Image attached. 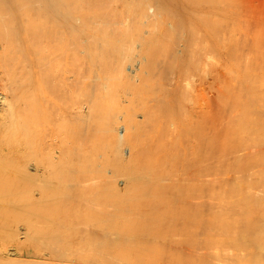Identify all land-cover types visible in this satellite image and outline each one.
Masks as SVG:
<instances>
[{
  "label": "bare ground",
  "instance_id": "1",
  "mask_svg": "<svg viewBox=\"0 0 264 264\" xmlns=\"http://www.w3.org/2000/svg\"><path fill=\"white\" fill-rule=\"evenodd\" d=\"M215 0H0V108H1V101H2V103H4V106H2L3 108L1 109V112H0V205H2V206H4V209L6 210V206H9L10 207V209H11V211L9 210V208H7L8 210H9V212H6L7 214L9 213L10 214V212H14V213H12V214H18V216H20L19 218H18V216H17V214L16 215H13V221H14V219L17 221L16 223L14 222V225H15V228H16V224L18 225V223H20L21 221H23V225H27L26 227L27 228H25V229H27V230H29L30 231V229L32 228V230H33V227H34V229H36V231L37 232H39V233H36L35 234V232L36 231H34V232H31V234L29 233V231H27V230H25L26 231V233L28 232V234L29 235H27V234H25V233H23V234H25L24 236H25V238H24V240L25 239H27V241H28V239H30L34 234V237L35 236H38V238L36 239V238H31L32 240L31 241H35V240H40L41 241V243L39 242V241H35V242H38L37 243V246L39 247L40 245H42V247H43V249H46L47 247V249H48V251L47 252H45L46 250H44L43 252H39L38 251V248H37V246H33V245H26V247H24L23 245H20L19 243H22V242H24V240L23 241H21V239L20 238H18V239H20L19 241H21V242H19L18 241V244H17V246H16V248H17V250L20 252V253H23L24 254V256L25 255H28V257L29 256H31V257H35V259H23L22 258V260L19 258V259H17L16 257V259L14 258V259H12L10 256L12 255V253H10L9 254V252H7L5 255L6 256H2V254H1V257L0 258H6V257H8V259H10V260H8L7 258H6V261H8V264H130V256H129V253H131V255H133L134 253V255H135V257L134 258H136V253L138 254L139 253V250L137 251L136 249H138L139 247L140 248H142V246L140 245L139 247L138 246H136L137 244H139L138 242H139V239L138 238H141V236H143V237H145V238H143V239H145V240H147V238H149V240H147L146 241V243L148 244H146V243H143V240L142 241H140V244H142V245H144V248H142V249H144V250H142L141 249V251H143V252H145V250H146V252L144 253L145 255H143V254H141V253H139L140 255H143L144 257L146 256V254H147V252H149L150 254V257H151V261H152V255L154 256V254H155V250H157V249H155V246L154 245H156V243L157 244H159L158 242H160V241H158V240H156L157 238H154V240H153V235H152V239H150V237L151 236H149L151 233H152V230H150V232H149V228L151 229V228H153V226H147L146 224H144V223H146V221L148 220L147 218L149 217V216H151L152 214L154 215V213L155 212H159V211H155L156 209H158V210H160V208L162 207L161 205H163V201H161V200H158V198L160 199L162 196H163V194L161 193V194H159L160 193V191L161 192H164V191H162V190H160V188H159V190H158V192H157V194L160 196V195H162L161 197H159V196H157V200L156 199H154V198H156V194H155V196H154V193H152L151 191L153 190L151 187H152V184H153V182H155L154 180V178H156V180H157V177H152V175L154 174H156V173H153L154 172V167L156 166V164L157 165H159L160 163H159V161L161 162V160L159 159L160 158V155H159V157H158V162L155 164L154 162H150V165L152 164V171L153 172H151V167L148 169L147 168V170H146V167L148 166L147 164H146V166H145V168L144 167H142L140 164H137V161L138 160H140V159H143L144 161H145V159H144V157H146V155H148V154H146L145 152H143V151H140L139 149V151L137 150V152H138V156H140L139 155V153L141 154H144L143 156H142V158L140 157H136V156H132L133 155V152H134V149H133V152H132V150H130L131 152H132V154L130 155V156H132V157H130V158H128V156H127V158L126 157H124L125 155H128V153L126 154V153H124V156H123V153L122 152H125V151H122V150H124V149H126V148H124V149H122L121 150V147L123 148V146H122V142L121 141H123L124 142V140H122V137L121 136H119V133L117 134V132H120V135H122L123 137H125V139L128 141V142H126V143H128V146H129V144L130 143H132V139H134V137L133 136H137L135 139H139L140 137H138L139 135H137L139 132L142 134V135H144V131L142 132V131H140V129L141 128H143V129H145V128H147V129H150V128H148V127H146V125H149L148 123L149 122H153V123H151V126H153L154 127V121L155 120H157L156 118V116H157V114L158 113H153L152 111V115H151V113H149L150 112V107H152L153 105H161V103H158L157 104V99H156V101H154V97H153V95H152V91H154V93L156 92L155 90H157V88H156V86L155 85H153L152 86V84H153V82H152V84H151V81L149 82V77H148V71L151 73V66H152V63H151V58L154 56H156V55H158V54H156L157 53V51H158V48L160 47H162L163 49L164 48H166V46H168L167 48H170V46H172L171 45V43H173V41H176L175 39H177V41L179 40L180 42L182 41V45L180 46V48H179V50H177V49H175V48H177L176 46H178V45H173L174 46V48H173V50H175L176 51V53L178 54H175L174 52L175 51H172L173 52V54H175L176 56H177V58L175 59L174 57H171V58H174L175 60H177V59H180V57H179V54H184V55H186V56H191V58H193L192 56H194L195 54V58H194V60L195 61H193L194 63H197V58H198V53H199V49H201V48H198V46L199 47H201V46H203L202 47V49H204V52H205V49L207 48V50H206V54H207V52H211V54H209V55H212V52H213V54L215 55V53H219V52H217L216 51V49H214L215 47L214 46H212L211 44L212 43H210L211 42V39H212V36L215 34V35H218V34H220V36H222V40L224 41L225 40V43L226 44H229V43H227L228 41V39L229 38H227V36L225 37L224 35H228L229 33H231L232 31H235V30H231V32H230V28L229 27H231V26H229V27H227V29L229 30V32H228V30L227 29H225L226 30V32H228V33H226V34H224V27L226 28V25L225 24H223V28H222V22H224V20H221V19H219V20H216V21H219L220 22V25H221V27L219 26V23H217L215 20H213L212 18H213V16H212V14H213V12H214V8H213V3L215 4V2H214ZM217 1V0H216ZM219 2H222V1H224V0H218ZM237 0H235V2H234V4H237L239 1L241 2V0H239V1H237ZM245 1V0H244ZM256 1H259V3L261 4L262 3V6L264 7V0H256ZM226 2H227V0H226ZM225 1H224V3H226ZM232 2V4L230 3V5H232V7H234L235 5L233 4V1H231ZM240 2L238 3L239 4V6L242 4V2H241V4H240ZM42 3V4H41ZM228 3H229V1H228ZM227 3V4H228ZM247 2H243V4H246ZM223 4V3H222ZM227 4H224L225 6L227 5ZM247 4H249V3H247ZM219 5H221V4H219ZM218 5V6H219ZM229 5V4H228ZM227 5V6H228ZM250 5V4H249ZM249 5H248V7H249ZM222 6V5H221ZM238 7V6H237ZM236 7V8H237ZM241 7L244 9V8H246V6L245 7H243V5H241ZM242 8H239V10H241ZM251 8V7H250ZM250 8H246L247 9V11L246 10H244L245 11V13L248 15L249 13H250V15H252L251 13H252V8L250 9ZM216 9V11L218 10L219 11V9L221 10V8H215ZM248 9H249V13H248ZM229 10V9H228ZM252 10V11H251ZM257 10V9H256ZM223 12H224V10H222ZM222 11L220 12V13H222ZM233 11V10H232ZM251 11V12H250ZM225 12H227V11H225ZM225 12L223 13V14H225ZM234 13H236L235 11H233ZM243 12V11H242ZM260 12V11H259ZM229 13V12H228ZM230 15V14H229ZM231 15H233V14H231ZM230 15V16H231ZM249 15V16H250ZM254 15V14H253ZM252 15V16H253ZM257 15H258V13H257ZM257 15H255V16H257ZM218 16V15H217ZM226 16V15H225ZM233 16H236V15H233ZM238 16V15H237ZM255 16H254V18H255ZM215 17H216V15H215ZM221 16H219V18H220ZM224 17V16H223ZM258 18H256V20L259 22H257V23H255V21H254V23L252 22V24H255L254 26L250 23V21L248 20V19H243L244 21H245V23L246 22H248L249 24H251V26H253L254 28V32H252V35H251V40L250 41H247V40H249L250 38V36H248V39H245V36H244V39L243 38H241V37H237V35L239 34V33H241L242 31L241 30H243V28H244V26L245 27H247L246 29L244 28V30H249V28L248 27H251L250 25H248L247 23H246V25H245V23H244V21L241 23V25H243L242 26V29L240 30L239 29V26L238 25H236V24H234L235 22H233V24L234 25H232L233 27L235 26L236 28H237V26H238V30L237 31H235V34L236 33H238L237 35H236V38H231L232 37V35L234 34H232V35H228V37L229 36H231L230 37V39H233V40H230V41H233V42H231V44L230 45H228V46H230V49H231V51L232 52H230V51H228V54L231 56L232 54H238L240 51L242 52L243 50L245 51V49H247V47H248V50H249V45H252V47H253V49H252V53H254V55L256 54V56H257V59H260V61L259 60H256L257 62H254V65L257 67V66H259V69L261 70V69H263L264 68V10L259 14V16H257ZM217 18V17H216ZM222 18V17H221ZM228 18V17H227ZM233 18V17H232ZM232 18L230 19L231 21H232ZM240 16L238 17V19L240 20ZM215 19V18H214ZM236 19H234V21H235ZM229 21V20H228ZM214 22L215 23H217V26H214ZM225 22L226 23H229V22H227V20L225 19ZM240 23V22H239ZM232 24V23H231ZM258 25V27H256L257 29H255V26H257ZM260 24L262 25L261 27H259L260 26ZM228 26V25H227ZM232 27V28H233ZM234 27V28H235ZM240 28H241V26H240ZM260 28V29H259ZM223 29V30H222ZM252 29V28H251ZM222 30V31H221ZM247 30V31H248ZM258 30V32L256 33V31ZM243 32V35H244V33H249V32ZM252 31V30H251ZM223 33V34H222ZM254 33H256L255 35H254V41L252 40V36H253V34ZM222 34V35H221ZM235 34H234V36L233 37H235ZM251 34V33H250ZM247 35H249V34H247ZM214 37H216V36H214ZM214 37H213V39H214ZM247 37V36H246ZM178 38H180V39H178ZM217 38V37H216ZM224 38V39H223ZM225 38H227V40L225 39ZM136 41V40H141L145 45H144V47L146 48H144L145 50L144 51H142L143 53H141V54H143L142 56L144 57H142V59H138L137 57L139 56V55H137V57L135 56V58H136V60H139L138 61V64L136 63V64H134V63H132L133 61H130L131 63L130 64H126V66H124V71L122 70L121 72H124L125 73V71H127V75H128V73L130 74V71L131 72H134L135 73V75L137 74V76L140 74L141 75V80L144 82V86H146L145 84H148V82H149V89L150 90H152L153 88L155 89H153L151 92L148 90V92H150V95H152V100H153V102L152 101H149L150 99H151V97L149 96V97H146V93H147V91H145V92H143V91H140V92H137L136 94L137 95H142L141 94V92L142 93H144L145 94V96H144V94L142 95L143 97H139V98H135V99H141L142 98V102L143 103H140V101L138 100L137 102L138 103H140L141 105H143V107H144V110L143 109H137V111H139V113H141V110H143V113H141V121L139 120V119H137V117H134V115H132V112L133 113H135V111H132V110H134V108L133 109H131L132 107H130V114L128 113V115L126 114V112L125 111H123V109L121 110V111H123V113H121L122 115L123 114H126L127 116H126V118H125V122H126V125H125V123H122V124H120V126H121V128H119L120 126L118 125V126H116L117 124H119V123H121V122H119L118 121V119L116 120L114 117V115H117L116 117L118 118V111L114 114V113H112V115L113 116H111L112 118L110 119L111 121H112V123H110L109 125H110V128H106V129H111L108 133H109V135L112 133L111 131H115L116 133H114L113 132V134L115 135L116 134V136H113V138L114 137H116L117 138V140H116V142H114V144H112L111 143V145H113V146H111L110 144H109V142L111 141V135L109 136L110 137V140H109V137H107L108 138V140H109V142H106L107 144H109L110 145V150L109 151H107L108 149H107V147H105V150H104V148L102 149V152H101V147L99 148V151H100V153H99V155L101 154V153H104V151H106L105 153L107 154V160L108 161H106V159H105V156L104 155H102L104 158H103V162H104V160L106 161V163L107 162H109V164L110 165H114L116 168H117V174H119V172H120V176H122L123 178H124V180H126L125 182L127 183H125L126 185H127V187L126 186H124L125 184L123 183V187L124 188H126V190H128V192H129V190L131 189V188H133V187H141L142 186V188L143 189H145V191L144 190H142V188H141V191H143V193L141 194V196L143 197L144 196V198H145V201H144V203L146 204V205H143L144 203L142 202V204L139 202L140 200H144V198H140V200H138L139 199V197H136V198H138L136 201L137 202H132L131 204H133V205H131L130 206V202L131 201H133L132 200V198L130 199V197L129 196H127V193L125 194V192H124V188L122 189V191L121 192H124V194L123 193H121V196H120V194H118V196H117V192H118V190H117V188H118V186H119V188H120V185H118L119 184V182H118V184H117V181H114V180H112L113 179V177L112 178H109L110 177V175H111V172H108L109 174H103V176H106L105 178L104 177H102L101 179H103L102 181H101V183H105L106 184V179H107V183L109 184V183H111V184H114L115 182V184L116 185H118V186H111V184H110V188H104L106 191L104 192V190L103 189H101V186L99 187H97V185H95L94 187H92V188H90V187H87V186H91L92 185V181H90L91 182V184L90 183H87L86 182V184H87V186L85 187V190L87 189V190H89V191H87V193L88 192H90L91 194H92V196L91 197H93L94 198V203L93 202H90L91 203V205L90 204H88V205H90V208H85V207H82V205H83V200H85V201H87L86 199H85V195H90V193L89 194H85L84 192H86V191H84V189H83V183H82V185L80 184V182L79 181H81L80 179H82V176L81 175H79V178H78V170H82V166H84V165H86L87 163H84V165L82 164L83 162H82V155H84L85 154V157L88 159V160H86V158H84L85 159V162L86 161H89V163H92L90 160H89V158H92L91 156H89L88 154L89 153H87L88 151H90V153L92 152V150L90 149V147L91 146H93L94 144L93 143H91V144H93V145H90L89 146V148H88V146H87V149L86 150H84V152L85 153H81L82 151V148H84L85 149V145L88 143H86L84 146H83V144L85 143V139H87L86 141H88V138H90V136H88V131L87 130H89V128L87 129V130H85L84 131V126L86 125V124H84L83 125V123H85L84 122V119H85V116H86V114H85V112H84V110L82 109L83 107H79V106H75L76 104H77V102H79V103H81L80 101H78V100H81L80 99V97H81V95H80V97H79V99L77 100V102H75L74 100H75V96L73 95L74 93H76V97H77V94H79L82 90H83V88H85L86 86H84V84H83V80H82V77H85V76H83L84 75V73L87 75L88 74V76H90V77H95L96 76V78H94V79H97V77H100L101 76V78L105 75L106 76V79H107V75L106 74H104V75H101L100 73H102V71H99L100 70V66H102L103 64H101L100 62V59H102V61H103V58H101V57H109V56H115V57H117L118 55L119 56H122V54L121 53H123V45H126V44H128L127 42H131V41ZM215 40V39H214ZM218 40V39H217ZM221 40V41H222ZM176 41V42H177ZM219 41H220V39H219ZM218 41V42H219ZM220 41V42H221ZM251 41L253 42V43H251ZM142 42H139V44H141L140 45V47H142L143 45H142ZM180 42H179V44H180ZM219 42V44H221ZM251 44H250V43ZM135 43H137L138 44V41L137 42H135ZM133 44V43H130V44H128V45H136V44ZM178 43V42H177ZM177 43H175V44H177ZM225 43H224V45H225ZM204 44H206L207 46L209 45V46H212V48L216 51L215 53H214V50H211V51H209V48L207 47V46H205ZM51 46L50 47V49L48 48V46ZM162 45V46H161ZM44 46L46 47V48H44ZM52 46H54V48H56V50H57V53H55V55L56 54H59V57H61V56H65V62H66V66L64 67V68H68L69 66H67V62L69 63L70 61H73V63H74V65L73 64H70V65H72L71 67L74 69V72H73V74H71V68L69 67V70L71 71L70 72V76H68V74H67V76H68V81L66 82V79H67V77H66V79H65V75H66V71L63 69V73H65V74H63L62 76H60L61 74L60 73H62V72H60V73H58V74H60V75H58L57 73V76H59V79H60V81H61V84H60V90H61V92L63 91V87H61V85H63L64 84V82H63V80L65 79V82L67 83V86H66V84H64V87H65V89H64V91L67 93H65L64 95H66V99L65 100H67L68 99V102L69 101H71L70 100V98L73 100V98H74V102L72 101L71 102V104H69L68 103V106H70V105H72L73 103L75 104L74 106L72 105L71 107H67L66 109L67 110H69V108L72 110V112H70L71 113V115H70V113L66 110V109H64L63 107H65L66 105H63L62 106V104L64 103V99H62L61 97V95H63V93H60V92H57L56 94L57 95H60V96H58V98L57 99H59L60 98V101H62V104H61V106L59 105V104H57L56 103V106L58 107L59 106V108L61 107L62 109H63V111H59V108H58V111L60 112L59 113V115H60V117L59 118H57V116H56V119L58 120L59 119V121H60V123H58L59 124V126H60V128H62V131H61V129L60 128H54V126L52 125V126H50L51 127V129L53 130V128L54 129H56V130H58V131H60V133L58 132V131H56V133L58 132L59 133V135H57V137L56 136H54V138L56 139V143H57V148L59 149V154L57 155V152L58 151H56V149H54L53 150V154L55 155L54 156V158L55 157H58V159H54V158H52L51 160H49L48 162L50 163V162H52V164L51 165H49L48 163H46V157L48 158L49 156H45V154H44V152H45V150H43L44 152H42L43 154H44V156H43V154H41L42 155V157L44 158L43 160H44V162H42V160H41V162L39 163V162H37V161H35L37 164H36V169L37 170H44L42 173H47V170H48V167H47V165H49V166H53V171L52 170H50L51 172H54L53 173V176L49 179V177H48V181L46 180L45 181V179H44V182H46V184L44 185V187L46 186V189H45V193H43V191H44V187H43V191H42V178H41V181H40V179H39V177H36V175H33V173H30L27 169H26V167L25 168H20L21 169V171H22V173H19V172H17L18 170H19V168L17 169V170H15V166L14 165H16L18 162V166L19 167H21V166H23V164L24 163H20V161L22 160V159H20L19 160V156L20 155H22V156H24V158H25V155L27 154V152H28V154L27 155H29L28 156V158L29 159H27V158H25L24 160H27V162H29L30 160V162H32L33 160L32 159H30L31 158V155L30 154H32V150H31V148H33L34 147V151H33V155H32V157L34 156V155H38L37 154V152H40L39 151V147L38 146H40L41 144H39L38 142V146L37 147H35L34 146V144H35V142L33 143V141L35 140V137L33 138L34 140L32 141V139H31V141H29L30 139H28V138H30L29 136H31V134L33 135L34 134V132L32 133V131H33V129H37L38 127H39V124L41 123H39V120L38 119H40V118H43V117H48V116H46L47 114H45V113H43V110H44V108H41V107H45V105L47 106V104H48V102H49V100H52V99H55V97L54 98H52V97H50V98H52V99H49L48 100V98L46 97V95H45V97L47 98V99H45L47 102H45V100H42L43 102H45V105L44 106H41L42 104H44V103H42L40 106H36V104H38L39 105V103L38 102H40V101H36L35 102V99H37L38 97V95H39V97L41 96V94L43 95V93H42V91L43 92H46L47 90H48V88L49 89H51L50 87H48L49 85H42V82L45 84H47V80L49 79V77H48V79H47V76H48V72L50 73L49 75H51V72H50V70H49V68L47 67V66H51L50 65V63L48 62L47 64H46V62L48 61L47 59H50L51 57H53L54 56V54L53 55H51V56H49V58H45L46 60H44V56H46L48 53L50 54V52H49V50H51V48H52ZM127 46V45H126ZM138 46V45H137ZM155 46H159L158 48H157V50L154 52V47ZM165 46V47H164ZM172 46V47H173ZM226 46V45H225ZM225 46H222L221 45V47H225ZM228 46H226V47H228ZM134 47V46H133ZM139 47V46H138ZM139 47V48H140ZM220 47V48H221ZM251 47V46H250ZM43 48V49H42ZM47 48H48V53L47 54H45L46 52H45V50L44 49H46L47 50ZM54 48H52V50L53 51H55L54 50ZM129 48L130 47H128L127 49H125V51L126 50H129ZM137 48V47H136ZM138 48V49H139ZM159 48V49H160ZM161 48V50L158 52L159 54H165L166 55V53H168L169 52V50L167 51V50H163ZM212 48H210V49H212ZM229 48V47H228ZM228 48H227V50H228ZM234 48H236V49H234ZM60 49V50H59ZM131 50H132V48H130ZM141 49V48H140ZM171 49V48H170ZM196 49V50H195ZM229 49V50H230ZM43 50V51H42ZM137 50V49H136ZM172 50V49H171ZM247 50V51H248ZM53 51H52V53H53ZM86 51V52H85ZM139 52H140V50H138ZM198 51V52H197ZM202 50H200V53H202L201 52ZM223 51H225L226 52V50L224 49ZM235 51H237V52H235ZM254 51V52H253ZM87 52L89 53V54H91V56L92 55H94V56H97V57H99V56H101V57H99V62H96V60H92L91 58L89 59V58H87V60L89 59V61L90 60H92V61H90L89 62V65L87 64L88 62L85 60V59H83V55L86 53L87 54ZM195 52H197V53H195ZM203 52V53H204ZM224 52V53H225ZM230 52V53H229ZM241 52H240V54L239 55H237L236 57H237V60H236V62L237 61H239L240 60V58L242 57V56H246L247 55V57H248V54L247 53H251V52H242V54L244 53V54H246V55H242L241 54ZM51 53V54H52ZM126 52H124L123 54V59H125L124 57H125V55H126V57H127V55L128 54H125ZM223 53V54H224ZM232 53V54H231ZM89 54H87V55H89ZM121 54V55H120ZM140 54V53H139ZM168 54H171V51H170V53H168ZM206 54H205V57L204 58H206ZM227 54V55H228ZM164 55V56H165ZM200 55L201 54H199V58H198V62L200 61V60H202V59H204V58H202V59H200ZM204 55V54H203ZM208 55V56H209ZM213 55V56H214ZM220 55V54H219ZM227 55H226V57H227ZM228 55V57L229 58H231L230 56ZM235 55L233 56L232 55V59H234L235 58ZM242 55V56H241ZM252 55V54H251ZM254 55H252V56H254ZM41 56H43V57H41ZM118 56V57H119ZM133 56V57H134ZM152 56V57H151ZM159 56H161V55H159ZM186 56H185V59H186ZM207 56V57H208ZM238 56H240V58H238ZM250 56V55H249ZM58 57V58H59ZM85 57H90V56H86L85 55ZM115 57H113V59H112V61L111 60H108V62L109 61H111L110 63H105L104 64V66H103V70L105 71V72H108V75H109V73L111 74V72L113 73V71H118V72H116V73H118L119 74V70H117L118 69V61L119 60H117V64H114L113 63V61L114 60H116L117 58H115ZM153 57V58H154ZM158 57V56H157ZM179 57V58H178ZM197 57V58H196ZM211 57V56H210ZM215 57V56H214ZM214 57H211L210 59L212 60V58H214ZM220 58H222V56H219ZM218 57V58H219ZM227 57V58H228ZM234 57V58H233ZM55 58V57H54ZM51 59V61H53L52 62V64H54V62H55V59ZM56 58H57V55H56ZM63 57H61L60 59H62ZM110 58V57H109ZM128 58V57H127ZM126 58V59H127ZM135 58H133L134 59V61H136L135 60ZM152 58V59H153ZM161 57H159L158 58V60L160 59ZM171 58H167V59H170V60H172L171 62H173V59H171ZM188 58H190V57H188ZM190 58V60H192ZM209 58V57H208ZM225 58V57H224ZM228 58V59H229ZM254 58H255V56H254ZM253 58V59H254ZM96 59V58H95ZM106 59V58H105ZM105 59H104V61H105ZM121 59V58H120ZM126 59H125V61H126ZM155 59H156V57H155ZM162 59H165V58H162ZM161 59V60H162ZM183 59V58H182ZM181 59V64H184V60H182ZM210 59H208L207 61H209ZM214 59H216V57L214 58ZM239 59V60H238ZM242 59H246V58H242ZM253 59H248V63H249V60H251V63L253 62L252 60ZM256 59V58H255ZM83 60H85V64L83 63ZM98 60V59H97ZM106 60V61H107ZM127 60H129V59H127ZM130 60H131V58H130ZM158 61L159 63H161V65H164L163 63L164 62H166L165 60H164V62L163 61ZM170 60H169V62H170ZM206 60V59H205ZM210 60V61H211ZM222 60V59H221ZM235 60H232L233 61V64H234V62H235ZM42 61H46L45 62V65L42 63ZM50 61V60H49ZM57 61H62V60H58L57 59ZM57 61H56V65H58V66H60V64H61V62H58V64H57ZM121 61V60H120ZM153 61H154V59H153ZM179 60H177V62H178ZM202 61H204V60H202ZM202 61H200V62H202ZM209 61V62H210ZM216 61H218V59L216 60ZM215 61V62H216ZM230 61V60H229ZM231 61V62H232ZM245 61V63L243 64V65H245V66H247L248 67V65H246V61L247 60H244ZM157 62V63H158ZM163 62V63H162ZM168 62V61H167ZM174 62H176V61H174ZM173 62V64L174 65H177V63H174ZM199 62V63H200ZM206 62V61H205ZM204 62V63H205ZM212 62H214V61H212ZM215 62H214V64H215ZM236 62H235V64H236ZM240 62H242L243 63V61H240ZM63 64H64V58H63V62H62ZM70 63H72V62H70ZM82 63H83V66L85 67V65L87 66L88 65V67H85V69H87L86 71L87 72H85V69H84V67L82 66ZM98 63H100L101 65L99 66L98 65ZM103 63V62H102ZM158 63V64H159ZM191 63H192V61H191ZM198 63V65L200 66V64ZM208 63V62H207ZM218 63V62H217ZM222 63H223V60H222ZM221 63V64H222ZM247 63V64H248ZM54 64V65H55ZM121 64H125V63H121ZM155 65H156V63H154ZM170 64V63H169ZM169 64L167 63V65H166V67L167 66H169ZM173 64H171L172 66H174ZM180 64V65H181ZM202 64V63H201ZM210 64V63H209ZM219 64H220V61H219ZM234 64V65H235ZM253 64V63H252ZM47 65V66H46ZM179 65V64H178ZM186 65V64H185ZM183 66V67H187V66ZM196 66H195V69L194 70H196V73L199 71H201L202 69L204 70V68H203V66H201L202 67V69H201V67H199L197 64H195ZM203 65V64H202ZM207 65V64H206ZM205 64H204V66H205V69H206V66ZM216 65V64H215ZM225 65V64H224ZM226 65H228V67H229V63L228 64H226ZM225 65V66H226ZM236 65H238L239 66V68L238 69H240L241 68V64H239V63H237ZM235 65V66H236ZM253 65V66H254ZM58 66H54V67H56V68H54V72H57L56 71V69H58V71H61V70H59V68H58ZM74 66H75V68H74ZM225 66L223 67V69L225 68ZM237 66V67H238ZM243 67V70H241V72L243 71L244 72V70L246 71V67ZM251 66V65H250ZM252 66V68L254 69V67ZM156 67H158V66H156ZM155 67V68H156ZM166 67H164L165 68V70H166ZM177 67V66H176ZM176 67H173V68H176ZM178 67H180V66H178ZM191 67V66H190ZM194 67V64H193V66H192V68ZM197 67V68H196ZM198 67H199V69H201V70H199L198 69ZM211 67H213V66H211ZM215 67V66H214ZM255 67V69L258 71L259 69L258 68H256ZM262 67V68H261ZM51 68H53V66L51 67ZM62 68V66L60 67V69ZM149 68H150V70H149ZM153 68H154V66H153ZM155 68H154V70H155ZM159 68V67H158ZM160 68H162V66L160 67ZM163 68V69H164ZM169 68V67H168ZM170 68H172V67H170ZM172 68V70H170V71H174L175 69H173ZM188 68V67H187ZM187 68H185V70L187 69ZM208 68V67H207ZM217 68V67H216ZM245 68V69H244ZM251 67H248V69H250ZM178 69V68H177ZM179 69H182V65H181V67L179 68ZM189 69V68H188ZM198 69V70H197ZM209 69V68H208ZM218 69V68H217ZM216 69V70H217ZM220 69H221V67H220ZM219 69V70H220ZM222 69V70H223ZM232 69V70H231ZM242 69V68H241ZM247 69V70H248ZM69 70L67 69V71H68V73H69ZM184 70V71H185ZM191 70H193V69H191ZM190 70V71H191ZM227 70H230V71H227ZM226 71L228 72V73H226L225 75H228V77H229V73H233L234 74V71H233V68H228ZM251 70V69H250ZM47 73H46V72ZM52 72H53V69L51 70ZM157 71H161V70H157ZM167 71V70H166ZM169 71V70H168ZM187 71V70H186ZM224 71V70H223ZM253 71V70H252ZM44 73V75H46V77H45V79L44 78H41L43 81H41L40 80V74L39 73H41L42 74V76H43V73ZM104 72V73H105ZM153 72V71H152ZM180 72V70H178V73ZM188 73H190L189 72V70L187 71ZM187 72H185V73H187ZM198 72V74H200ZM204 72V71H203ZM207 72V71H206ZM219 72V74H220V71H218ZM222 72V71H221ZM240 72V73H241ZM248 72V71H247ZM115 73V74H116ZM153 73H156L155 71L153 72ZM152 73V74H153ZM161 73V72H160ZM169 73V72H168ZM173 73H175V72H173ZM177 73V74H178ZM180 73H183V77L185 76L184 74V72H182V70H181V72ZM192 73H194V72H192ZM192 73H190V74H192ZM217 73V72H216ZM259 73H261V72H259ZM258 72L256 73V74H254V76L255 75H257V74H259ZM114 74V73H113ZM114 74V75H115ZM120 74H122V73H120ZM126 74V73H125ZM167 74V73H166ZM198 74H193L194 76L195 75H197V77L199 76ZM205 74V73H204ZM223 74V73H222ZM244 75L243 76H245V73H243ZM250 74V73H249ZM114 75H111V76H114ZM117 75V74H116ZM115 75V76H116ZM135 75H133V78H135ZM161 75H162V73H161ZM161 75H160V77H161ZM163 75H164V72H163ZM193 75H192V77H188L189 79H190V81H191V79L193 78ZM203 75V74H202ZM221 75V74H220ZM238 75V74H237ZM240 75V74H239ZM248 75V74H247ZM260 75V74H259ZM57 76H55V77H57ZM88 76H87V78H88ZM115 76H114V78H115ZM118 76V75H117ZM125 76V75H124ZM123 76V77H124ZM130 76H131V74H130ZM136 76V77H137ZM152 76H156V74L154 75H151V77ZM159 75H157V77H158ZM178 76V75H177ZM181 76V75H180ZM187 76H191V75H187ZM214 76V75H213ZM222 76V75H221ZM220 76V77H221ZM224 76V75H223ZM223 76H222V78H223ZM250 76V75H249ZM251 76H252V74H251ZM37 77H38V79L40 80L39 82L41 83H39V82H37L36 80H37ZM44 77V76H43ZM50 77H52V76H50ZM64 77V78H63ZM109 77V76H108ZM126 77V76H125ZM127 77H129V76H127ZM163 77V76H162ZM161 77V78H162ZM173 77H174V75H173ZM172 77V78H173ZM176 77V76H175ZM196 77V76H195ZM194 77V78H195ZM220 77H218V79L220 78ZM224 77H226V76H224ZM234 77H236L237 78V76H236V73L234 74ZM248 77V76H247ZM247 77H246V81H247ZM62 78H63V80H62ZM86 78V79H87ZM109 78H112V77H109ZM108 78V80L110 81V79ZM114 78H112L113 79V81H115L114 80ZM118 78V77H117ZM121 78H122V76H121ZM132 78V76L129 78V80ZM159 78V77H158ZM171 78V77H170ZM178 78V77H177ZM176 78V79H177ZM182 80H181V79ZM179 79H180V81H181V84H182V82H183V84H188V85H190V83H192V81L194 80V78L192 79V81L191 82H188L187 80L188 79H186V82L184 83V81H183V79L184 78H182V77H180ZM187 78V77H186ZM200 78V77H199ZM199 78H197V80L199 79ZM222 78H220V80H222ZM230 78V80H231V78H233V75L232 76H230L229 77ZM239 78V77H238ZM241 78H243V77H241ZM255 79L257 78L256 76L254 77ZM47 79V80H46ZM57 79V78H56ZM105 78H103L102 80H104ZM111 79V80H112ZM116 79V78H115ZM119 79V78H118ZM118 79H116V80H118ZM152 79V78H151ZM153 79H154V77H153ZM166 79V78H165ZM169 79V78H168ZM179 79H177V80H179ZM203 79V78H202ZM228 79V78H227ZM234 79V78H233ZM244 79V78H243ZM252 79V81H250ZM255 79H253V78H250V82H252L251 83V85L253 86L254 84H255ZM262 80V81H264V76H263V79H262V76L261 77H259L258 78V80ZM46 80V81H45ZM50 80H54L53 82H55V79H50ZM50 80H48L49 82H50ZM85 80V79H84ZM88 80V79H87ZM99 80V79H98ZM101 80V79H100ZM121 80V79H120ZM120 80H118V81H120ZM127 80V82L129 81L128 79H126ZM133 80V79H132ZM132 80H130V82L132 81ZM160 81V80H158V79H155V84L158 86L159 84L157 83V81ZM162 80V79H161ZM220 80H219V82H220ZM223 80H224V78H223ZM225 80H226V78H225ZM224 80V82H226ZM229 80V79H228ZM235 80V79H234ZM240 80V79H239ZM35 81L37 82V84H35ZM58 81V80H57ZM56 81V83H58ZM92 81V80H91ZM105 81V80H104ZM122 81H124L123 80V78H122ZM165 81V80H164ZM217 81V80H216ZM232 82H233V80H231ZM231 81H227V82H230L229 83V85L227 84V83H224L225 84V86H226V84L228 85V87L227 88H229L230 87V89H226V87H224V89L225 90H228L227 92V94L229 95V93H231L232 94V92L235 90H237L236 91V93H238L239 92V89H240V86H241V88H243L244 90H245V87H246V90H249L251 87H249L250 86V83H249V81H248V85L247 86H245V87H242L243 85H245V82L246 81H242L243 83V85H240L239 83L234 87L232 84H231ZM235 81H238V79H236ZM234 81V82H235ZM241 81V80H240ZM254 81V82H253ZM49 82H48V84H49ZM53 82H51L50 83V86H53L52 85V83ZM88 82V81H87ZM100 82V81H99ZM99 82H96V83H99ZM107 82V81H106ZM117 81H115V85L116 84H122V82L120 81V83L119 82H117ZM137 82V81H136ZM136 82H133V87H135L137 84H138V82H137V84H136ZM139 82H141L140 80H139ZM161 82V81H160ZM194 82V81H193ZM202 82V81H201ZM259 81H257V79H256V83H258ZM40 85H39V84ZM56 83H54L55 85V87L57 88V90H59L58 89V86L59 85H57ZM60 83V82H59ZM58 83V84H59ZM63 83V84H62ZM86 83V82H85ZM95 83V84H96ZM100 83H102V81L100 82ZM108 83V82H107ZM107 83H106V85H107ZM126 83V82H125ZM124 82H123V84H125ZM134 83L136 84V85H134ZM163 83V82H162ZM166 83V82H165ZM169 83V82H168ZM237 83V82H236ZM254 83V84H253ZM262 83V82H261ZM91 84V83H90ZM89 84V85H90ZM102 84H104L105 85V83H102ZM102 84H101V87H102ZM128 84H129V82H128ZM140 84V83H139ZM173 84V83H172ZM176 84V83H175ZM182 84V85H183ZM194 84V83H193ZM234 84V83H233ZM247 84V83H246ZM259 84H260V82H259ZM36 85H38L37 87H36ZM86 85H87V83H86ZM106 85H105V87H106ZM113 85H114V83H113ZM161 85V84H160ZM163 86H164V84H162ZM168 85V84H167ZM188 85H186L185 87L183 86V88H186V87H191V85L190 86H188ZM223 85V83L221 84V86ZM233 86V89L234 88H236L238 85H240V86H238L239 88H237V89H234V90H232V86ZM257 85V84H256ZM263 85H264V83H263ZM42 86L43 87H45L44 89L46 90H42L41 88H42ZM93 87H94V84L92 85ZM108 86V85H107ZM119 87H118V89L120 88V90H121V87L122 86H120V85H118ZM130 86H131V84H130ZM137 86H140V85H137ZM141 86L144 88V86L142 85V82H141ZM151 86V87H150ZM172 86V85H171ZM224 86V85H223ZM223 86H222V88H223ZM261 86V85H260ZM260 86H258V87H260ZM99 87H100V85H99ZM100 87V88H101ZM104 87V88H105ZM109 87V86H108ZM110 87H112V86H110ZM115 87V86H114ZM124 87V88H123ZM122 87V90H124L125 88H127L128 87V89L129 88H131V87H129V86H123ZM153 87V88H152ZM174 87V86H173ZM248 87V88H247ZM41 89L42 91H37V92H35V90H38V89ZM61 88H63V89H61ZM89 88H90V86H89ZM146 89H148V86H146L145 87ZM144 88V89H145ZM160 88V91H157L156 93L158 94V96H160L159 94H162V96H163V93L167 90H163L162 89V87L160 86L159 87ZM165 88V87H164ZM257 87H255L250 93H252L253 95H256V92H257V94H258V96H259V92H261L260 94H262L263 92L262 91H264V90H259V88L258 89H256ZM35 89V90H34ZM39 89V90H40ZM108 89V88H107ZM116 89V88H115ZM133 88H131L130 90H132ZM140 88H138V90H139ZM175 89H176V87H175ZM210 89H212V88H210ZM242 89V90H243ZM256 89V90H255ZM53 90H55V88L53 89ZM52 90V91H53ZM56 90V91H57ZM85 90H86V88H85ZM88 90V89H87ZM105 90V89H104ZM110 90V89H109ZM121 90V91H122ZM125 90H127V89H125ZM134 91H136L135 89H133ZM143 90V89H142ZM161 90H163L162 92H161ZM179 90V89H178ZM187 90V89H186ZM185 90V91H186ZM190 90V89H189ZM192 90V89H191ZM199 90V89H198ZM198 90H197V92H198ZM213 90V89H212ZM222 90V89H221ZM229 90H231V92H229ZM241 89H240V91H242ZM245 90V91H246ZM84 91V90H83ZM82 91V92H83ZM113 91H114V89H113ZM116 91H117V89H116ZM116 91H114V92H116ZM128 92H129V90H127ZM126 91V92H127ZM176 91H177V89H176ZM222 91H224V90H222ZM250 91V90H249ZM256 91V92H255ZM41 92V94H39ZM47 92H49V94H50V91H47ZM44 93V94H48V93ZM54 92V91H53ZM69 92H72L71 94H72V96H71V94L69 93ZM81 92V93H82ZM85 92V91H84ZM114 92H113V95H111V97L112 96H114V95H118V96H120V94H126V95H130L129 93L131 92H123L122 91V93H120V94H118L119 93V90H118V93L117 94H114ZM159 92V93H158ZM187 92H189V91H186V93ZM244 92V91H243ZM254 92H255V94H254ZM70 94V96L71 97H68L69 96V94ZM98 93V92H97ZM131 93H133V96L134 95H136L134 92H131ZM167 93V92H166ZM165 93V94H166ZM191 93V92H190ZM35 94H38L37 96L35 95ZM48 94V95H49ZM55 94V95H56ZM89 94V93H88ZM88 94H86V95H88ZM177 94H179L178 93V91H177ZM200 94V93H199ZM202 94H205V93H202ZM212 94V93H211ZM213 94H214V92H213ZM226 94V92H224V95ZM233 94L235 95V93L233 92ZM245 94L247 95V94H249V92L248 93H246L245 92ZM47 95V96H48ZM56 95V96H57ZM90 95H92L91 93H90ZM96 95V93L93 95V96H95ZM109 95V94H108ZM125 95V96H126ZM136 95V96H137ZM149 95V94H148ZM188 95V94H187ZM237 95V94H236ZM235 95V96H236ZM244 95V94H243ZM242 95V96H243ZM245 95V96H246ZM251 95V94H250ZM37 98H36V97ZM53 96V95H52ZM74 96V97H73ZM93 96H91L92 97V99H93ZM101 96V95H100ZM124 96V95H123ZM125 96L123 97V99L125 98ZM132 95H131V97H133ZM185 96V95H184ZM206 96V95H205ZM239 96V98L240 97H242V96H240V95H238ZM262 96V95H261ZM42 97V96H41ZM40 97V98H41ZM44 97V98H45ZM97 97H98V95H97ZM95 98L96 100H91V102L93 101V104H94V101H97L98 99H99V101H100V98H103V97H100V98ZM120 97H122V96H120ZM144 97H145V99H144ZM157 97V96H156ZM155 97V98H156ZM161 97V96H160ZM164 97H166L167 98V95H164ZM180 97V96H179ZM207 97V96H206ZM212 97H213V95H212ZM211 97V98H212ZM218 97V96H217ZM224 97V96H223ZM233 96H231V98H232ZM252 97V96H251ZM260 97V96H259ZM259 97H258V99L257 98H255V97H252L251 98V100H254V99H256L257 101H259ZM63 98H64V96H63ZM85 98V97H84ZM84 98H82V99H84ZM114 98H115V96H114ZM117 98V97H116ZM147 98V99H146ZM148 98H149V100H148ZM191 98V97H190ZM189 98V99H190ZM200 98V97H199ZM205 98V97H204ZM203 98V99H204ZM211 98L208 100V101H210L211 100ZM215 98H216V96H215ZM229 98H230V95H229ZM230 98V99H231ZM233 98H235V97H233ZM237 96H236V98H235V100H237V99H239ZM243 98H244V96H243ZM243 98H240V99H243ZM247 98L249 99L250 97H248L247 96ZM254 98V99H253ZM42 99V98H41ZM77 99V98H76ZM85 99H87V98H85ZM91 99V98H90ZM118 99H120V98H118ZM123 99H121V102L123 103V101L124 100H127L126 98L123 100ZM133 99V98H132ZM135 99H133V100H135ZM158 99H160L159 97H158ZM165 99V98H164ZM169 100H168V103H171V102H173L174 101V97L172 98V97H170V98H168ZM212 99H214V98H212ZM217 99V98H216ZM219 99V98H218ZM217 99V100H218ZM224 99H226L227 100V97L225 96V98ZM230 99H228V100H230ZM245 99V98H244ZM243 99V100H244ZM263 99H264V97L262 96V98H260V100H262V104L264 105V101H263ZM38 100H39V98H38ZM104 100H105V97H104ZM123 100V101H122ZM129 100H131V98H129ZM163 100V99H162ZM161 100V102H163ZM191 100V99H190ZM202 100V99H201ZM228 100H227V102H228ZM256 100H254L255 102H256ZM53 101V100H52ZM52 101H50V102H52ZM58 101V103H59V100H56V102ZM89 102H90V100H88ZM88 101H86V104H85V107L86 106H88L87 105V103H88ZM99 101H98V104H99ZM106 101V100H105ZM116 101V100H115ZM114 101V102H115ZM136 101V100H135ZM135 101H133V103L134 104H136L135 103ZM159 101V100H158ZM181 101H182V99H181ZM189 101V100H188ZM203 101V100H202ZM205 101V100H204ZM207 101V102H208ZM214 101V103H215V100H213ZM221 101V100H220ZM246 101L247 102H251V101H249V100H247L246 99ZM254 101H253V103L251 104L252 105V107H253V109H252V107H251V109L249 110V111H251V110H253V112L256 110V108L257 107H255L253 104H255L254 103ZM49 102V103H50ZM67 102V101H66ZM85 102V101H84ZM90 102V103H91ZM101 102V101H100ZM104 102V101H103ZM117 102V101H116ZM116 102L114 103V105H118V104H116ZM120 102V103H121ZM154 103V102H156L155 104H152V103ZM184 102H185V100H184ZM210 102H212V100L210 101ZM219 102V100L217 101V103ZM226 102V101H225ZM233 102H235V101H233ZM240 100H239V103H237V102H235L236 103V105L235 106H237V104H239L240 106H242L243 105V103H242V105L240 104ZM54 102H52V104H53ZM78 103V104H79ZM89 103V106L90 105H93L92 103L90 104ZM128 103H130V101L128 102ZM180 103H182L183 104V101L182 102H180ZM188 103V102H187ZM217 103L215 104L216 106H217ZM229 103V102H228ZM231 103H232V99L230 100V108H231ZM257 104H258V102H256ZM64 104H66V103H64ZM104 104H106V102L104 103ZM110 104V103H109ZM108 104V105H109ZM112 104H113V102H112ZM125 104H127V102H124L123 103V105L125 106ZM131 104H132V102H131ZM131 104H128V105H131ZM140 104H138L139 106H140V108H142L141 107V105ZM151 104H152V106H151ZM163 104H166V99H165V102L163 103ZM191 103H189V105H190ZM205 104H209V103H206L205 102ZM245 104H247V103H245ZM50 105H51V103H50ZM83 105V104H82ZM100 105V107L101 106H106V105H102V104H99ZM113 105V106H114ZM122 105V104H121ZM121 105H119V106H121ZM188 105V104H187ZM188 105V106H189ZM198 105V104H197ZM214 105V106H215ZM220 105H222V102H221V104ZM229 105V104H228ZM234 105V104H233ZM250 104H248V107H250L249 106ZM259 107H260V105H261V103L259 102ZM263 105H262V107H263ZM53 106V105H52ZM55 105H54V109L52 110V111H54L55 112V109L57 110V107H56ZM88 106V107H89ZM112 106V107H113ZM139 106H137L138 108H139ZM159 106H158V108H159ZM161 106H163V105H161ZM165 106V105H164ZM163 106V107H164ZM182 106H184V104L182 105ZM187 106V107H188ZM210 106H213V104H210ZM215 106V107H216ZM239 106V107H240ZM36 107H37V109H36ZM47 107H49V108H51L50 106H47ZM46 107V108H47ZM74 107H76L74 110L72 109V108H74ZM88 107H86V109H89ZM91 107V106H90ZM93 110L95 109V107H97L95 104L93 105ZM109 107V106H108ZM107 107V108H108ZM134 107H135V105H134ZM185 108V110L187 111V109L189 108ZM209 107V106H208ZM214 107V109L215 110H217V108H215ZM220 107V106H219ZM228 107V106H227ZM227 107H224L225 108V111H226V108ZM243 107H247L246 105H244ZM243 107H240L239 108V110H241ZM41 108L42 110L41 111H39V113H42V115L43 114H45V116L43 115V117H42V115L41 116H39V118L37 117V113H38V111H36V110H39V109ZM106 107H104V109H105ZM109 108H111V106L109 107ZM117 108H118V106H117ZM116 108V109H117ZM129 108V107H128ZM154 108H156L155 106H154ZM174 108H175V106H174V104L172 103V104H170V106H169V108H167V110L169 111V112H173L174 111ZM191 108V107H190ZM213 108V107H212ZM222 108V110L224 109L223 108V106L221 107ZM235 108H237V107H235ZM234 108V106H233V108H231V110L232 109H234V110H236ZM261 108V107H260ZM259 108V109H260ZM264 108V107H263ZM48 109V108H47ZM85 109V108H84ZM91 109V108H90ZM97 109H99V108H97ZM97 109H95V110H97ZM101 109H103L102 107H101ZM101 109H99V110H101ZM114 109H115V106H114ZM124 109L126 110L127 109V106H125L124 107ZM162 109V107L160 108V111H162L161 110ZM219 109V108H218ZM229 109V108H228ZM49 110V109H48ZM51 110H49L50 112H51ZM64 110H66L67 111V113L66 112H64ZM70 110V111H71ZM92 110V109H91ZM93 110H92V113H93ZM94 110V111H95ZM107 110V109H106ZM112 110V109H111ZM119 110V109H118ZM151 110H153V109H151ZM155 110H158V109H155ZM164 110H165V112H168L165 108H164ZM163 110V111H164ZM176 110V109H175ZM189 110V109H188ZM203 110V109H202ZM208 110H210V109H208L207 108V110H206V112H204V113H207L206 115H207V117H209L208 115H210L209 114V111ZM221 110V109H220ZM221 110V111H222ZM230 110V109H229ZM229 110H227L226 111V113H230L231 111H229ZM238 110V109H237ZM47 111V110H46ZM45 111V112H46ZM120 111V112H121ZM136 111V112H137ZM192 111L193 110H189L188 112H186V113H189V112H191L192 113ZM208 111V112H207ZM212 111L213 110H211L210 112H211V114H212ZM241 111H245V109L244 110H241ZM249 111H245V113L247 112H249ZM259 111V110H258ZM36 112V114L34 115V113ZM54 112H52L53 113V115H54ZM89 112H91V111H89ZM89 112H87L88 113V115L90 114ZM98 112V111H97ZM104 111H101V113H103ZM112 112V111H111ZM114 112V111H113ZM127 112H129V111H127ZM155 112H159V111H155ZM165 112H163L164 114L163 115H161V116H165L166 117V114L167 113H165ZM220 112V111H219ZM223 112H224V110H223ZM223 112H221V114H223ZM239 111H237L236 113H238ZM252 112V111H251ZM251 112H249V113H251ZM261 112V113H260ZM258 114H259V119H262L261 118V115L260 114H262V117H264V115H263V113H262V111H260ZM263 112H264V110H263ZM38 113V115H40ZM49 113V112H48ZM100 112H98V114H99ZM107 113H108V110H107ZM106 113V114H107ZM138 113V112H137ZM137 113H135V114H137ZM190 113V114H191ZM217 114H218V112H216ZM215 113V114H216ZM226 113H224V114H226ZM242 113V112H241ZM240 113V114H241ZM55 114H57V113H55ZM96 114V113H95ZM98 114H96L95 115V117H97V116H99V117H101L100 116V114L98 115ZM153 114H155L156 116H154V117H156L155 118V120H153ZM190 114H189V116H190ZM195 114H197L196 112H195ZM231 114H235L233 111H232V113ZM243 114V113H242ZM242 114H241V116H242ZM255 114V113H254ZM253 114V115H254ZM52 115V116H53ZM88 115H87V117H88ZM91 115V114H90ZM89 115V116H90ZM93 115V114H92ZM103 115H104V113H103ZM102 115V117L104 118V116ZM108 115V114H107ZM138 115V114H137ZM143 115V116H142ZM174 116L175 115H177L176 114V112H175V114H173ZM188 115V114H187ZM213 115V114H212ZM219 115H220V113H219ZM236 115H239V114H235V117H236ZM247 116L249 115V114H246ZM34 116L36 117V118H34ZM120 116V119H121V115H119ZM124 117H125V115H123ZM136 116V115H135ZM160 115H159V118L160 119H158L159 121L160 120H162L161 118H163V125H166L165 126V128H164V134H165V136H164V140H162L161 141V143L160 144H162V142L163 141H165V140H169L170 141V139H169V136L168 135H170V131L174 128H176L175 126H173V128H171L172 127V125H174L175 124V122H174V120L172 119V118H174V117H172L171 118V121L169 120V117L170 116H168V117H166L165 119H167V120H165L164 119V117H161ZM181 116V115H180ZM203 116H204V114H203ZM228 116H230V117H228ZM233 116V115H232ZM230 114H228L227 115V120L226 119H224V120H226L227 122H228V124H232L233 125V123H232V121H234L233 119H234V116H233V118H231L232 117ZM241 116H239L240 117V119H242L243 118V116H245V114L242 116V118H241ZM54 117H55V115H54ZM143 117V118H142ZM177 117V116H176ZM175 117V118H176ZM188 117V116H187ZM191 117H194V116H192V114H191ZM202 117V116H201ZM205 117V116H204ZM207 117H205V118H207ZM210 117H213V116H211L210 115ZM222 117V115L220 116V118ZM251 117H254V116H252V113H251V115H250V118ZM53 118V117H52ZM51 118V119H52ZM105 118H106V116H105ZM110 117H108V119H109ZM114 118V119H113ZM138 118H139V116H138ZM179 118V117H178ZM177 118V119H178ZM182 118V117H181ZM180 118V120L179 121H181V123L184 121V119L182 120ZM225 118V117H224ZM232 120H230V119ZM247 117H244V119L242 120V121H244L245 119H246ZM249 118V117H248ZM247 118V120H249ZM257 118V117H256ZM44 119V118H43ZM43 119H40V121H42ZM47 119H49V120H51L50 119V117H48ZM90 121H91V119L93 120L94 118L92 117V118H88ZM123 119V118H122ZM188 119V118H187ZM196 119V118H195ZM209 119V118H208ZM212 119V118H211ZM216 119V118H215ZM215 119H213V121L215 120ZM223 119V118H222ZM236 119V118H235ZM251 119H253V118H251ZM264 119V118H263ZM38 120V121H37ZM45 121H47L46 119H44ZM48 120V121H49ZM105 120V119H104ZM165 120V121H164ZM188 120H190V117H189V119ZM187 120V121H188ZM192 120V119H191ZM194 120V119H193ZM203 120H205L204 118H203ZM207 120V119H206ZM219 120V119H218ZM224 120H222L223 122H224ZM88 121V120H87ZM96 121V120H95ZM98 121V120H97ZM100 121V120H99ZM98 121V122H99ZM101 121H103V120H101ZM147 121H149L148 123H147ZM158 121V122H159ZM162 121H161V123H160V125L162 126V127H164L163 125H162ZM167 121H170V122H168L169 123V125L168 126H170V127H168L167 126ZM173 121V122H172ZM195 121V120H194ZM194 121H192V123L194 122ZM201 121V120H200ZM209 121H210V119H209ZM208 121V122H209ZM213 121H211V122H209V123H213ZM231 121V122H230ZM238 121H239V119H238ZM237 121V123H239ZM252 121V120H251ZM253 121H256V120H253ZM257 121H259V120H257ZM263 121V120H262ZM51 122V121H50ZM53 122V121H52ZM93 122V121H92ZM91 122V123H92ZM157 122V123H158ZM165 122V123H164ZM203 122V124H202V126H204L205 127V123L207 124V122H205V121H202ZM215 122H216V120H215ZM215 122H214V127H216V124H215ZM220 122V121H219ZM230 122V123H229ZM247 122V121H246ZM261 122V121H260ZM264 122V121H263ZM262 122V124H264ZM35 123H38V124H35ZM45 123V122H44ZM56 123V122H55ZM54 122H53V124H55ZM87 123V122H86ZM90 122H89V124L88 125H90L91 124ZM97 123V122H96ZM101 123V122H100ZM104 123H106L105 121H104ZM156 123V124H157ZM159 123H158V125H159ZM180 123V124H181ZM185 123V122H184ZM191 123V122H190ZM192 123H191V127H192V129H193V126H192ZM195 123H197L196 121L194 122V124L193 125H195ZM201 123V122H200ZM235 125H236V120H235ZM241 124H244L243 122H240ZM239 123V125H241ZM47 124V122L45 123V124H42V126L43 125H46ZM57 123H56V127H57V125H58ZM124 124V125H123ZM189 123H187V125H188ZM223 124H225V123H223ZM248 124L250 125L251 124V122L250 123H248L247 122V125L245 124V126L247 127L248 126ZM260 124V123H259ZM258 124V125H259ZM36 125V126H35ZM48 125H51V124H48ZM93 125H94V123H93ZM96 125H98L99 126V124H96ZM104 125V124H103ZM105 125H107V124H105ZM108 125V126H109ZM123 125V126H122ZM183 125V124H182ZM212 124H210V126H211ZM212 125V126H213ZM219 125V127H220V125L222 126V128H224V127H226L225 125H222V123H220V124H218ZM238 125V124H237ZM252 125V124H251ZM255 126H256V123L254 124ZM34 126H35V128H34ZM141 126V127H140ZM156 126V125H155ZM161 126L160 127H157V128H161ZM185 126H186V124H185ZM199 126H201V125H199ZM209 127L210 128V126L207 124L206 125V127ZM212 126H211V129H212V131L210 130V129H208V127H207V130L209 131V133L210 132H213V130H214V132L212 133V136L211 137H213V134H214V138L216 137V135H221L224 131H226L227 129L225 128V130L222 132L221 130H220V133H219V131H217L219 134H217V132H216V129H218V128H216V129H214V128H212ZM230 125H228V128L231 130V128L229 127ZM253 126V125H252ZM44 127V126H43ZM46 127H48V128H46L47 129V131L49 130V126H46ZM86 127H87V125H86ZM88 127H90V126H88ZM93 127V126H92ZM94 127H95V125H94ZM100 127V129L101 128H104V126H99ZM167 127V128H166ZM178 127H179V125H178ZM181 127L182 126H180V130H181V132H180V130H179V134L181 135V134H183V132H185V134L184 135H182V137H177V136H175L173 139L174 140H172V134L174 133V129L172 130V133H171V135H170V138H171V140L173 141V143H175V144H173V146H174V148H175V146H176V148L174 149V151L177 149V148H179L178 146H180V147H182L181 146V144L185 141V140H183V139H181V138H187L186 136H188V138H189V135L192 133H189V132H186V131H184V130H186V129H181ZM191 127H190V125H189V127H188V129H191ZM198 127V126H197ZM204 127H201V128H204ZM205 127V128H206ZM232 127V126H231ZM249 127H251V126H249ZM259 127V126H258ZM260 127H262L261 125H260ZM45 128V127H44ZM96 128H98V127H96ZM95 128V129H96ZM184 128V127H183ZM196 128V126L194 127V129ZM221 128V129H222ZM242 128V129H241ZM244 127L242 126H240V128L238 127V126H236V128L233 130V131H235V130H237L236 132L238 133V132H241L240 134L241 135H243V133H244V131L243 130H245V129H247L248 130V132H249V130H251V128L250 129H248V127L247 128H245V129H243ZM253 128H254V126H253ZM263 128V127H262ZM40 129H41V127H40ZM39 129V130H40ZM50 129V130H51ZM60 129V130H59ZM86 129V128H85ZM118 129H120V131L118 130ZM142 129V130H143ZM169 130V132L168 131H166L165 132V130ZM193 129V130H194ZM220 129V128H219ZM218 129V130H219ZM238 129H240V130H238ZM257 128H254V131L256 130ZM41 130H43L44 131V129L42 128ZM51 130V131H52ZM103 130V132H105V134H106V132L107 131H105L104 129H101V131ZM160 130V132L163 130H161V129H158V131ZM177 129H175V132H177L176 131ZM202 130V129H201ZM206 130V131H207ZM253 130V129H252ZM251 130V131H252ZM35 131V130H34ZM96 131H100V130H97L96 129ZM96 131H93V132H95L96 133ZM183 131V132H182ZM196 131H199V130H196ZM196 131H193V132H195V134H197V133H199V132H202L203 134L206 132V131H199V132H197L196 133ZM208 131H207V135H205L206 136V138L208 137V139H210L211 137H210V135H211V133H210V135H208L209 133H208ZM242 131H243V133H242ZM246 131V130H245ZM39 133H40V131H38ZM44 132H46V131H44ZM44 132H41V133H43L44 135H42V136H46L47 134L46 133H44ZM50 132V131H49ZM90 132H92V131H90ZM121 132H122V134H121ZM157 130L155 131V132H153V133H155V134H151L150 133V135H156V136H153L154 138L156 137L157 138ZM168 132V133H167ZM215 132H216V134H215ZM229 132V131H228ZM236 132H234V134L236 133ZM255 132H257V131H255ZM255 132H254V134H255ZM259 132V131H258ZM36 133H37V131H36ZM38 133V134H39ZM40 133V134H41ZM48 133V132H47ZM53 133V132H52ZM55 133V132H54ZM94 133V134H95ZM100 133V132H99ZM98 133V134H99ZM107 133V134H108ZM163 133V132H162ZM166 133H167V135H166ZM187 133H189V135H187ZM200 134V135H193V137H194V139L198 136H201V135H203V134ZM233 133V132H232ZM247 133V132H246ZM252 133V132H251ZM251 133L249 132L247 135H244V137L243 136H241L240 134L238 135L239 136V139H241L240 138V136L242 137V139L244 138V141H247V140H245V138H247V136H250L249 137V139L250 140H252L251 139ZM30 134V135H29ZM39 134V135H40ZM49 134H51V132L50 133H48V136H49ZM101 134L102 135H104L102 132H101ZM112 134V135H113ZM159 134H161V133H159ZM178 134V132H177V135H179ZM224 134V133H223ZM233 134V135H234ZM253 134V133H252ZM263 134H264V132H263ZM26 135H29V136H26ZM36 135V134H35ZM133 135V136H132ZM219 135V136H220ZM226 136H227V134H225ZM228 135H230V133L228 134ZM233 135H230V136H233ZM22 136V137H21ZM26 136V138H24V137ZM38 136V135H37ZM37 136H36V139H37ZM47 136V137H48ZM86 136H88V138L86 137ZM93 137H95L94 135H92ZM91 136V137H92ZM96 136L98 137V135L96 134ZM108 136V135H107ZM152 136H150V137H152ZM163 135L161 134V136L160 137H162ZM166 136H168V137H166ZM192 136V135H191ZM223 136V138H218L217 137V141L213 138L212 140V142H216L215 143V145L218 143V142H221L222 140H219V139H225V138H227V137H225L224 138V135H222ZM222 136H220V137H222ZM235 136H236V134L234 135V139H235ZM246 136V137H245ZM255 136H258V135H255ZM39 137L41 138V135L40 136H38V140L41 142V139H39ZM85 137V138H84ZM92 137V138H93ZM105 137V136H104ZM129 137H130V140H129ZM146 139H147V142L145 141V143L147 144L148 143V139L149 138H147V135L145 134V136H144ZM152 137V138H153ZM165 137L166 138H168V139H165ZM198 137L196 138V139H198ZM237 137V136H236ZM254 137V136H253ZM259 137H260V135H259ZM20 138H22V140H24L23 142H25L26 140H27V143H29V142H32L33 143V146H31V148L29 147V145L31 144H27L26 142L25 143H21L20 142V144H24V145H28L27 147H29L28 148V150L27 151H23V149H24V147H21L20 145H19V143H18V141L17 140H20ZM24 138V139H23ZM70 139V138H72L73 139V142L71 141V143L73 144V146H70L69 148H68V146H67V144H68V142H70V140L68 141V142H66V139ZM99 138H101V137H99ZM142 138V137H141ZM140 138V139H141ZM152 138H150V139H152ZM152 139L153 141L155 140V139ZM158 138H159V135H158ZM156 139V141L157 142H159V139ZM175 138H180V140L182 141L181 142V144H179V139H175ZM203 138V137H202ZM205 138V137H204ZM205 138V139H206ZM232 138V137H231ZM231 138H229L228 137V139L230 140ZM232 138V139H233ZM255 138V140H257V138L256 137H254ZM26 139V140H25ZM45 139H46V137H45ZM49 139V138H48ZM55 139H53V140H55ZM91 139V138H90ZM89 139V140H90ZM97 139V138H96ZM105 139H106V137H105ZM104 139V142L107 140H105ZM139 139V140H140ZM162 139V138H161ZM193 139V138H192ZM195 139V140H196ZM207 139V140H208ZM238 140V138L237 139H235V140H238V142L241 144V141H243V140ZM21 140V141H22ZM98 140V139H97ZM101 139H99V141H100ZM107 140V141H108ZM125 140V141H126ZM179 140V141H178ZM189 140V139H188ZM200 141H201V139H199ZM211 140V139H210ZM210 140H208L209 142H211ZM235 140H233L234 142H236L237 143V141H235ZM250 140H248V141H250ZM254 140V139H253ZM260 140V139H259ZM42 141H44L46 144L47 143H49L48 144V146H50V142L52 141L51 139H49V142H47L46 140H44L43 138H42ZM82 141H84V143L82 142ZM93 141H96L95 140V138H94V140ZM129 141H131V142H129ZM135 141V140H134ZM134 141H133V143H134ZM144 142L143 141V139L142 140H140V142ZM151 141V140H150ZM153 141H151L148 145H151V146H153L152 144H153ZM178 141V142H177ZM187 141V140H186ZM199 141V143H197V145L198 144H200V143H202V141H205L206 142V140H202L201 142ZM207 141V142H208ZM233 141H229V142H232L233 143ZM243 141V142H244ZM248 141H247V143H248ZM261 141V140H260ZM65 142L67 143V144H65ZM96 142H98V141H96ZM136 142V141H135ZM141 142V143H142ZM206 142V143H207ZM207 143V144H205L204 142V145H198V147H200V148H204V146H205V148H206V146H209V144L210 143ZM212 142H211V147H213V146H215V145H213L212 146ZM257 142H258V140H257ZM263 142V141H262ZM45 143H43L41 146H42V148H43V145L45 146ZM56 143H54L53 141H52V143H51V145H56ZM138 143V142H137ZM136 143V144H137ZM145 143H143L144 144V146H145V149L144 150H146V148L148 147V145L146 146L145 145ZM152 143V144H151ZM156 142H154V144H155ZM166 143H167V141H166ZM168 143H171V142H168ZM189 143H190V141H189ZM202 143V144H203ZM224 144V140L221 142V144ZM225 143H226V141H225ZM245 143V145L244 144H241V147H245L246 146V148H247V145H246V142H244ZM250 143H251V145H253V143H254V150L256 149L255 148V141L253 142V141H250ZM250 143H249V145H250ZM157 144V143H156ZM155 144V145H156ZM159 144V143H158ZM157 144V146H155V148L154 149H156L158 146H159V148H161L162 149V152H160L162 155H166V153L168 152V151H170L169 153V155H170V157H169V155H168V157H169V162L167 161V163L165 162L166 160H167V155H166V157L165 158H161V159H163V161L162 162H164L165 164H163V165H168V163H169V165H168V167H167V170H168V168H171V166H173L175 163H177V159L179 158V156H182V158H183V152H182V148H180V150H179V152L177 151H175V153H181L179 156L178 155H176L175 157H174V154H172L171 153V148H172V145L170 146L169 145V147H168V144H165V142H163V144L162 145H164V147L166 148L165 150H166V152L165 151H163L164 149V147H162L160 144L158 145ZM177 144H179L178 146H177ZM196 144V143H195ZM258 144H259V142H258ZM262 144V143H261ZM32 145V144H31ZM68 145H71V144H68ZM96 145H97V143H96ZM95 145V148H97V146ZM101 145V143L100 144H98V146H100ZM103 145H104V143H103ZM103 145H101L102 147H103ZM124 145H125V143H124ZM133 145H135V144H133ZM138 145V144H137ZM141 145V144H140ZM166 145H167V147H166ZM194 145V144H193ZM218 145H220L219 143H218ZM243 145V146H242ZM67 146V148H68V151H70V153H67L68 151H64V149H67V148H65ZM83 146V147H82ZM104 146H107V145H104ZM126 146H127V144H126ZM127 146V147H128ZM139 146V145H138ZM141 146H143V145H141ZM141 146H139V147H141ZM186 146V145H185ZM202 146V147H201ZM221 146V145H220ZM235 146H238L237 148H240V145H234L233 147H235ZM260 146V145H259ZM259 146H257V151H258V147ZM263 146V145H262ZM74 147V148H73ZM130 147V146H129ZM132 147H135V146H132ZM138 147V148H139ZM196 147V146H195ZM211 147H207L208 149H211ZM36 148H38V151H36ZM47 148V147H46ZM46 148H43V149H46ZM56 148V147H55ZM94 148V147H93ZM136 148V147H135ZM142 149H143V147H141ZM149 148H151L150 146H149ZM158 148V151H160V149ZM168 148H170V149H168ZM200 148H195V149H198V151H197V153L198 152H200V154L202 153V151L204 150L203 148V150H199ZM206 148V149H207ZM220 148V147H219ZM249 148V147H248ZM262 148H264V146L262 147ZM27 149V148H26ZM71 149H72V151H71ZM88 149H90V150H88ZM107 149V150H106ZM128 149H130V148H128ZM154 149L152 150V148L149 150L148 149V151H150V152H152V151H154ZM167 149H168V151H167ZM189 149V148H188ZM205 149V150H206ZM207 149V150H208ZM212 149H214V148H212ZM220 149H222V147L220 148ZM225 149H228V146L227 147H225ZM231 149H232V147H231ZM231 149H228V150H230L231 151ZM242 149V148H241ZM245 149V148H244ZM250 149H253V146H252V148H251V146H250ZM31 150V151H30ZM157 150V149H156ZM155 150V153L156 152H158V151H156ZM216 150H217V152H218V147L216 148ZM222 150H224V148L222 149ZM233 150H234V148H233ZM237 150V149H236ZM245 150H248V149H245ZM254 150H248V153L247 154H249V152L251 151V152H254ZM255 150V151H256ZM264 150V149H263ZM35 151H36V153H35ZM41 151H42V149H41ZM95 151V150H94ZM147 151V150H146ZM196 151H193L194 153H196ZM212 152H215V150L213 151V150H211ZM220 151V153H223L224 154V156L225 155H227L228 154V151H223V152H221V150H219ZM244 151V150H243ZM256 151V152H257ZM259 151H260V153H259ZM257 153H259L258 154V157L260 158L261 157V155H263L264 154V151H262L261 150V146H260V150H259ZM48 152V153H47ZM64 152H65V155H64ZM98 152V149H97V151H96V153ZM108 152V153H107ZM127 152H128V150H127ZM136 151L134 152L135 154L137 153ZM150 152H148L149 154H150ZM165 152V153H164ZM172 152H173V150H172ZM209 152H210V150H209ZM212 152L210 153V155L212 154ZM216 152V153H217ZM225 152H227L226 154H225ZM234 152V151H233ZM238 152V151H237ZM239 152H240V150H239ZM238 152V153H239ZM21 153V154H20ZM24 153H25V155H24ZM30 153V154H29ZM96 153H94V154H96ZM130 153V152H129ZM154 152H152L151 154H153ZM159 153V152H158ZM164 153V154H163ZM203 153H204V151H203ZM219 153V152H218ZM220 153H219V155H220ZM232 153V152H231ZM238 153H237V155L235 156V158L237 157V158H239L240 156L238 155ZM243 153V152H242ZM49 155V150L48 151H46V155ZM67 154H68V156H67ZM89 156V158L87 157V155ZM134 154V155H135ZM141 154V155H142ZM151 154L149 155V156H151ZM171 154L173 155V157L174 158H176V157H178V158H176V159H172L171 157ZM223 154H221V155H223ZM235 154V153H234ZM247 154H246V156H247ZM40 155V156H41ZM51 155H52V152H51ZM157 154H155V156H156ZM164 155V156H165ZM199 155V154H198ZM209 155V154H208ZM213 155H214V153H213ZM212 155V156H213ZM241 155V154H240ZM251 155H253V154H251ZM18 156V157H17ZM39 156V157H40ZM95 156V158L98 156H96V155H94ZM93 156V157H94ZM102 156H99V157H101L102 158ZM148 156V157H149ZM154 156V157H155ZM158 156V155H157ZM207 156V155H206ZM230 156H232V154H230ZM239 156V157H238ZM242 156H244V154H242ZM250 156V154L248 155V157ZM264 156V155H263ZM16 157L18 158V160H16ZM27 157V156H26ZM215 157V156H214ZM217 157V156H216ZM215 157V158H216ZM226 157V156H225ZM227 157H228V155H227ZM247 157V158H248ZM252 157V156H251ZM5 158H7V160H5ZM15 158V159H14ZM21 158V157H20ZM36 159L37 160V156L36 157H33V159ZM109 158H110V160H109ZM137 158H139L138 160H136ZM152 158H153V155H152ZM181 157H180V160L182 159ZM185 158V157H184ZM188 158V157H187ZM186 158V159H187ZM192 158V157H191ZM241 158H243V157H240L239 159L241 160ZM246 158V157H245ZM246 158V159H247ZM253 158V157H252ZM258 158V159H259ZM262 158V157H261ZM261 158H260V161H261ZM3 159V160H2ZM34 159V160H35ZM41 159V158H40ZM39 159V160H40ZM65 159V160H64ZM84 159H83V161H84ZM97 159V161H99V159H98V157L96 158ZM175 160L174 162L172 161V160ZM205 159V158H204ZM213 159V158H212ZM218 159V158H217ZM221 159H222V157H221ZM246 159H242V161L244 162ZM248 159H250V157L248 158ZM257 159V160H258ZM18 161V162H16V161ZM29 160V161H28ZM38 160V161H39ZM101 161H102V159H100ZM143 160L142 161H140V162H143ZM150 160H152L151 159V157H150ZM153 160H154V158H153ZM179 160V159H178ZM189 160V159H188ZM219 160V159H218ZM237 160V159H236ZM239 160V161H240ZM7 161V162H6ZM93 162H96V160H92ZM101 161H100V163H101ZM149 162V159L147 158V160H146V162ZM173 162V163H171V164H173V165H171L170 166V162ZM199 161V160H198ZM206 161V160H205ZM209 160H207V162H208ZM212 161V160H211ZM216 161V160H215ZM242 161H240L241 162V165H242V168L243 167H245V165H244V163L242 162ZM247 161V160H246ZM251 161V160H250ZM250 161H249V163H250ZM263 161H264V158H263ZM21 162H23V160L21 161ZM26 162V163H27ZM192 162V161H191ZM201 162V161H200ZM218 162V161H217ZM255 162H257V161H255ZM255 162H253L250 166L251 167H253V166H255ZM258 162H259V160H258ZM257 162V163H258ZM14 163H16V164H14ZM34 163V162H33ZM139 163V162H138ZM210 163V162H209ZM243 163V164H242ZM261 163H262V161H261ZM264 163V162H263ZM262 163V164H263ZM21 166H20V165ZM31 164V163H30ZM47 164V165H46ZM82 164V165H81ZM97 164L99 165V163L97 162ZM103 164H105V162L103 163ZM102 164V165H103ZM143 164H144V162H143ZM154 164H155V166H154ZM178 164V163H177ZM199 164V163H198ZM201 164H202V162H201ZM237 164H238V161H237ZM236 164V162H235V164L234 165H237ZM245 164H246V162H245ZM247 164H248V162H247ZM13 165V170L14 171H12V168H10V166H12ZM88 165V164H87ZM90 166H92L93 164H89ZM87 166L88 168H90V166ZM97 165V166H98ZM108 165V163L106 164V166L105 165H103L102 167H106L105 169H107V166ZM135 165V166H134ZM136 165H138V167L136 166ZM162 165V166H163ZM176 165V164H175ZM174 165V169H171L172 170V172H171V174L174 176V170H175V167L176 166H178L177 168H179V164L178 165H176L175 166ZM233 165V164H232ZM240 165V164H239ZM238 165V166H239ZM241 165L239 166L240 167V170H241ZM259 165V164H258ZM24 166H25V164H24ZM23 166V167H24ZM28 166H29V163H28ZM140 166V167H139ZM170 166V167H169ZM181 166V165H180ZM209 165H207L206 167H208ZM249 166V167H250ZM263 166H264V164H263ZM17 167V166H16ZM115 167H113L114 169H116ZM161 167V164H160V166L158 167L159 169H157V171H158V173L159 172H161L162 171V169H164V168H160ZM164 167V166H163ZM237 167V166H236ZM235 167V168H236ZM248 167V165H246V169H249V168H247ZM9 168H10V171H12V172H15V177H13V175H11V176H9V178H14L12 181H7V180H9V178L8 177H6V175L7 174H5L6 172H8V173H12V172H10L9 171ZM33 168V167H32ZM50 168V167H49ZM92 168H94V166H92ZM96 168H98V167H96ZM99 168H100V165H99ZM173 168V167H172ZM199 168V167H198ZM233 168V167H232ZM258 168V167H257ZM31 169V168H30ZM52 169V168H51ZM104 169V170H105ZM109 169V168H108ZM161 169V170H160ZM166 169V168H165ZM203 169H204V167H203ZM209 169V168H208ZM207 169V170H208ZM237 169V168H236ZM239 169V168H238ZM244 169V168H243ZM242 169V170H243ZM251 169V168H250ZM254 169V168H253ZM256 169V168H255ZM259 169V168H258ZM86 170H88L87 168H86ZM95 170H97V169H95ZM103 169H102V171L101 172H103L104 171ZM155 170H156V167H155ZM196 171L198 170L199 171V169H195ZM261 170V169H260ZM260 170L259 171H253V173L256 175L257 174V172H259L260 174L259 175H262L261 174V172H260ZM20 171V170H19ZM50 171H48V173L50 172ZM88 171H90V170H88ZM87 171V172H88ZM94 171V170H93ZM110 171V170H109ZM115 171V170H114ZM156 171V172H157ZM165 171V170H164ZM169 171H170V169H169ZM187 171V175H190V174H188L189 172V170H186ZM248 171V170H247ZM251 171V170H250ZM16 172L17 173H19L18 174V176H16L17 174H16ZM87 172H86V174H87ZM92 172V171H91ZM105 172V171H104ZM113 172V171H112ZM168 172V171H167ZM167 172H165V174L167 173ZM204 172H205V170H204ZM244 172H245V169H244ZM243 172V173H244ZM40 173V172H39ZM42 173H40V174H42ZM75 173L77 174V177L75 176ZM89 173V172H88ZM95 173V172H94ZM99 173V172H98ZM153 173V174H152ZM157 173V175L160 177V175H161V178L163 177V174L161 173H159L158 174ZM175 173H177V172H175ZM191 173L192 174H195V173H197V172H193V170L191 171ZM201 173V172H200ZM237 173H239V172H237ZM243 173H242V175L240 174V175H237L238 177H241V176H244L243 175ZM249 173V172H248ZM247 173V174H248ZM252 173V172H251ZM13 174V173H12ZM22 174V176L20 177L21 179L19 180L18 179V177H19V175H21ZM93 174V173H92ZM115 174V173H114ZM116 174V175H117ZM164 174V175H165ZM169 174H170V172H169ZM183 174V173H182ZM197 174H199V173H197ZM203 174V173H202ZM246 174V173H245ZM253 174V177L254 178H259L258 176H256L255 177V175ZM263 174H264V172H263ZM44 175V178H45V174H42V176ZM87 175H91V174H87ZM113 175V174H112ZM111 175V176H112ZM115 175V176H116ZM153 175V176H154ZM157 175H155V176H157ZM205 175L206 174H204V178L202 179V181L201 182H203L204 180H205ZM251 175V174H250ZM8 176V175H7ZM50 176V175H49ZM80 176H81V178H80ZM86 176V175H85ZM85 176H84V179H85ZM98 176V175H97ZM97 176H94L93 178H95V177H97ZM99 176H100V174H99ZM118 176V175H117ZM120 176H119V178L117 177V179H120ZM169 177H170V175H168ZM182 176V175H181ZM192 176V175H191ZM191 176H188V177H191ZM210 176V175H209ZM208 176V177H209ZM246 176L247 175H245L244 177V179H247L246 178ZM249 176V175H248ZM247 176V177H248ZM5 177H6V179H5ZM87 177V176H86ZM121 177V178H122ZM158 177V178H159ZM207 177V178H208ZM214 177V176H213ZM233 177V176H232ZM232 177H231V179H232ZM238 177H236L237 178V180H238ZM253 177H251L250 176V179H248L249 181H253V184L255 185V183H258L259 185L262 183V185H263V182H264V176L262 175V176H260L261 178H259V179H257V180H255V179H253ZM90 178V177H89ZM159 178V180L161 181L160 182V185H161V187H162V180L163 179H168V177H166V178ZM171 179H172V177H170ZM187 178V177H186ZM202 178V177H201ZM206 178V179H207ZM263 178V180H261ZM18 179V180H17ZM79 179V180H78ZM88 179V178H87ZM92 179V178H91ZM176 179V178H175ZM175 179H173V180H175ZM193 179V178H192ZM199 179V178H198ZM197 178L195 179V180H198ZM234 179V178H233ZM38 180L40 181V183H39V185H38ZM77 180H78V182H77ZM96 180V179H95ZM94 180V181H95ZM97 180H98V178H97ZM115 180H116V178H115ZM158 180V181H159ZM179 180V179H178ZM184 180V179H183ZM186 180V179H185ZM194 179H193V181H195ZM201 180V179H200ZM199 180V181H200ZM222 180V179H221ZM86 181V180H85ZM98 181H100V178H99V180ZM113 181V182H112ZM119 181V180H118ZM157 181V182H158ZM176 181H177V179H176ZM198 181V182H199ZM209 181H210V179L208 180V181H205V182H207V183H209ZM219 181V180H218ZM230 181V180H229ZM244 181H245V183L247 182V184H249L250 182L249 181H247V180H243V177H242V184H245L244 183ZM263 181V182H262ZM156 182V183H157ZM201 182H199V184L201 185L202 183ZM215 182V181H214ZM241 181H239L238 180V183L237 184H239ZM249 182V183H248ZM255 182V183H254ZM36 183H37V185H36ZM97 183V182H96ZM98 183H100V182H98ZM152 183V184H151ZM155 183V184H156ZM162 183V184H161ZM171 183V182H170ZM174 183V182H173ZM204 183V182H203ZM217 183V182H216ZM224 183H226L227 184V182H224ZM41 184V185H40ZM93 184H95V183H93ZM103 184H99V185H103ZM182 184V183H181ZM191 184V183H190ZM192 184H194V182L192 183ZM199 184H195V185H193L194 187L196 186V185H198V187H199ZM222 184V183H221ZM251 184V183H250ZM253 184L251 185V186H253ZM5 185V186H4ZM149 185L151 186L150 188L152 189L151 191H149L150 189H149ZM207 186L208 184H205L204 183V185L202 184L201 186H202V188L201 189H203L204 187L203 186ZM229 185H230V183H229ZM236 185V184H235ZM258 185V186H259ZM4 186V187H3ZM36 186H41V191H42V193L43 194H41L40 195V197H38V195H39V193H38V195H36V197H38L39 199H36V197H34L35 195H34V191L36 190V189H38L39 187H36ZM82 186V187H81ZM105 185H103V187H104ZM109 186V185H108ZM154 186H159V183H158V185H154ZM173 187L172 188H179L178 187V185L176 184V186L174 187V185H172ZM180 186V185H179ZM200 186V187H201ZM206 186H205V188H206ZM216 186V185H215ZM240 186V185H239ZM238 186V187H239ZM247 186V185H246ZM256 186V185H255ZM254 186V187H255ZM36 187V189H33V188H35ZM102 187V188H103ZM105 187H107V186H105ZM131 187V188H130ZM198 187H196V188H198ZM261 187V188H260ZM260 187H258V189L259 190H257V187L256 188H253L251 191H248L247 193H249L250 192V194H244V195H246V196H248V195H253V193L251 194V192L253 191V190H255V201H253L252 203H255V204H258L259 205V207L261 206L263 209L261 210V211H259L260 213H258L256 216H253V215H251V214H249L248 215V213L246 212L247 210H246V208H245V210L243 209V206H241L240 207V205H238L239 207L238 208H241V210H244L245 212H246V214L248 215H246L245 214V212L244 211H242V212H244V216H240V214H239V216H237L238 217V219L236 220V222H238V223H240V221H241V224H240V228H241V237L243 238V240L242 239H240L239 238V235L240 234H235L236 235V237L237 238H234V240L232 239L234 236H232V238H231V240H233V242H238V238L240 239V243H241V246L239 245V244H237V247L239 248V246L241 247V249H243L244 250V253L242 252V256H240L239 254H241L239 251H237V253L239 252V256L240 257H242V259H247V258H249V260H250V262H252L253 260H252V257H254V259L256 260V263H254V264H260V262H262V260L264 259L263 257H264V251H263V249H264V186H261L260 185ZM32 189L31 191L33 192V194H32V192L31 191H29V189ZM118 188V189H119ZM130 188V189H129ZM154 188V187H153ZM212 188V187H211ZM243 188H244V190H243ZM241 187V189L240 190H242V193L245 191L246 192V188H247V190H248V187ZM251 188V187H250ZM209 189V186H207V189H203V190H208ZM213 189V188H212ZM26 190V191H25ZM82 190L84 191L83 193H82ZM139 190V189H138ZM171 190H173V189H171ZM179 190V189H178ZM177 190V191H178ZM184 190V189H183ZM203 190H201V191H203ZM214 190V189H213ZM37 191V190H36ZM40 191V190H39ZM39 191H37V192H39ZM131 191V190H130ZM136 190H134L133 192H135ZM200 191V193H205V192H201ZM27 192H28V194H27ZM149 192H151L153 195H151V193H149ZM156 192V191H155ZM166 192V191H165ZM186 192V191H185ZM193 192V191H192ZM218 192V194H219V192L220 191H217ZM217 192L215 193L216 195H218L217 194ZM223 192V191H222ZM237 192H239V190H238V188H237ZM241 192V191H240ZM130 194L132 193V192H129ZM137 194L139 193V192H136ZM134 194L135 196H137V194ZM141 193V192H140ZM182 193V192H181ZM209 193V192H208ZM210 194V196L211 195H215V194ZM221 193V192H220ZM227 193H228V191H227ZM35 194H37V193H35ZM149 194L151 195V196H154V197H151L152 199H154L152 202L150 201V200H152V199H150L149 197H147L148 198V201H146L147 199H146V197L145 196H149ZM171 194H174V191L171 193ZM178 194H180V193H175V195H171V198L172 199H175V197H179L180 195H178ZM202 194H200L201 196H202ZM224 194V193H223ZM233 194V193H232ZM235 194V193H234ZM236 194H238L239 195V193H236ZM166 197H167V192H166ZM178 195V196H177ZM192 196H193V194H191ZM195 195V194H194ZM203 195H209V194H203ZM240 195L241 196H243L241 193H240ZM131 196H133V195H131ZM134 196V197H135ZM173 196V197H172ZM196 196H197V194H196ZM200 196V197H201ZM209 196V197H210ZM237 196V195H236ZM241 196H240V198H241ZM44 198V201L45 200H51V206H53L52 207V209H51V206H50V201L46 204L47 205V207L49 206L50 207V209H51V211H48L47 212V210H50V209H48V208H45V210L46 211H44V208L42 209L43 211L42 212H39L38 210H40V208H42L43 206H44V203H43V206L42 207H40L41 206V203H40V208H38V210H36V209H34V207H31L32 205H34L35 206V204H39L38 202L39 201H41L43 198ZM90 197V196H89ZM99 197H100V199L102 198L103 199V201H97L98 199H99ZM165 197V196H164ZM202 197H205V198H207L208 196H202ZM215 197V196H214ZM220 197V196H219ZM225 197V196H224ZM251 197V196H250ZM254 197V196H253ZM252 197V198H253ZM87 198V197H86ZM135 198V199H136ZM197 198V197H196ZM239 198V197H238ZM239 198V199H240ZM244 198H245V196H244ZM131 201H130V200ZM150 199V200H149ZM162 199V198H161ZM164 199V198H163ZM162 199V200H163ZM166 199H168V198H166ZM166 199H164V200H166ZM170 199V198H169ZM171 199V201L173 202L172 204H169V205H173L174 204V201ZM181 199H182V197H181ZM203 199V198H202ZM221 199L223 200L224 198H222L221 197ZM221 199H219L220 201H221ZM92 201V199H89V201ZM157 202H156V201ZM201 200V199H200ZM207 200H211L210 198L209 199H207ZM207 200H205L204 199V202H202V204L204 203L205 204V201H207ZM228 200V199H227ZM88 201V202H89ZM130 201V202H129ZM135 201V200H134ZM151 203H153V202H156V204L158 203V201H161V205L159 206L160 208H157L158 207V205H155L154 203V206L156 207H154L153 205H150L149 203L150 202ZM170 201V202H171ZM199 201V200H198ZM203 201V200H202ZM219 201V202H220ZM238 201V200H237ZM41 202H43V200L41 201ZM87 202V203H88ZM164 202H166V201H164ZM217 202V201H216ZM218 202V203H219ZM224 202V201H223ZM223 202H220V203H223ZM231 202V201H230ZM229 202V203H230ZM239 202H241V201H239ZM31 203V204H30ZM92 203H93V205H92ZM136 203V204H135ZM160 203V202H159ZM169 203V202H168ZM206 203H208V202H206ZM214 203V201L212 202V204ZM218 203H216L215 205H217L218 206ZM219 203V206L221 207V204ZM234 202H232V204H233ZM236 203V202H235ZM235 203H234V205H235ZM243 203V202H242ZM28 204V206L29 205H31V206H29V208L28 209H26V205ZM210 204H211V202H210ZM231 204V205H232ZM237 204V203H236ZM246 204V203H245ZM250 204V203H249ZM6 205V206H5ZM84 205L86 206V203L84 202ZM97 205H99V207H97ZM164 205H165V203H164ZM166 205H168V204H166ZM2 206H0V211H2V210H4L3 208H1ZM38 206V205H37ZM129 206H130V208H129ZM201 206H206V204L205 205H201ZM213 206V205H212ZM218 206V207H219ZM248 206V205H247ZM251 206H253L254 208H256L257 206H255L254 204L252 205H250V209H251ZM72 207H74V208H72ZM81 207L82 208H84L83 210H85L86 209V211L84 212V213H82V209H81ZM166 207V206H165ZM168 207H171V206H168ZM173 207V206H172ZM174 207H175V205H174ZM173 207V208H174ZM186 207V206H185ZM194 207V206H193ZM200 207V206H199ZM219 207V208H220ZM236 207V206H235ZM249 207V206H248ZM258 207V208H259ZM32 209V211H29V215L27 214L28 213V210H31ZM58 208V209H57ZM99 208V209H98ZM201 208H203V210H205L206 211V209L204 208V207H201ZM200 208V209H201ZM209 208V207H208ZM230 208V207H229ZM253 208V209H254ZM129 209H130V211H129ZM184 209V208H183ZM182 208H181V210H183ZM191 209V208H190ZM193 209V208H192ZM198 210V211H201V210ZM216 210V208H213V210ZM236 209V211L238 210L237 208H235ZM235 209H233V210H235ZM253 209H251V211L253 210ZM35 210V211H34ZM133 210V212H135L134 210H136V211H138L141 215H138L139 213H136L137 214V217H136V214H135V218H136V220H137V222H138V220H140L139 218H143L145 221H143L142 219V221H141V223L143 224H141L140 223V225L138 224H136L135 223V218L134 217H132V215H130V217L133 219L132 221H134V223H133V225H132V223H130V222H132L131 221V218L129 217V214H133L131 211ZM162 210V209H161ZM170 210H172V211H174V209H170ZM169 210V211H170ZM178 210H180V208L178 209ZM186 210H188V209H186ZM203 210L200 212V214L199 215H201L202 216V212H203ZM209 210V209H208ZM213 210H210V211H213ZM221 210V209H220ZM165 211V210H164ZM175 211H177L176 210V207H175ZM183 211H185V210H183ZM198 211H197V214H198ZM250 211V210H249ZM254 211V210H253ZM263 211V212H262ZM4 212V211H3ZM3 212H1L2 214H0V215H2V216H4V218L5 219H7L8 220V215H6V213H5V215H3L4 213ZM52 212L54 213V212H56V215H57V213H58V218L57 219H59V218H61V220H62V222H60L59 221V223L58 224H61L62 225V227L63 228H66V230L67 231H65L64 229H63V232L61 231L62 229L60 228L61 227V225H58V227H57V223L54 225V221H55V219L53 220H51V218H49V216L52 214ZM64 213L65 214V216L66 215H68L69 216V220L67 219V217H66V219H65V216H64V214H63V217H60L59 216V214L60 213ZM168 211H166V213H167ZM178 212V211H177ZM215 212V211H214ZM213 212V213H214ZM160 213V212H159ZM165 213V212H164ZM181 213V212H180ZM182 213H184V212H182ZM191 213H193V211H191ZM251 213H254V212H251ZM12 214H10V215H12ZM43 214H46L45 216H48V214H50L49 216H48V220L50 219L52 222H50V221H48L47 220V218H45V216L44 217H42L43 216ZM162 214H163V210H162ZM162 214H161V218H162ZM169 214H171V212L169 213ZM168 213L167 214H165V215H168L167 216V218H165V219H167V221H171V219L169 220V218L168 217H170L171 218V216H172V214L171 215H169ZM179 214V213H178ZM178 214H176V215H178ZM185 214V213H184ZM186 214H187V212H186ZM190 214V213H189ZM194 214H196V212L194 211ZM203 214H205V212H203ZM211 214V213H210ZM34 215H35V217H34ZM40 215H42L41 217H42V220H41V217H39ZM73 216V217H75L76 218V222H75V220H74V224H72L73 223V220H72V218H70V216ZM134 215V214H133ZM146 216L145 218H144V216ZM152 215V218L154 219V217L156 218L157 216H153ZM191 215H193V214H191ZM1 216V218H3ZM6 216V217H5ZM17 216V217H16ZM25 218H24V217ZM27 216V217H26ZM34 218H33V217ZM71 216V217H72ZM139 216V217H138ZM141 216H143V217H141ZM173 216H174V213H173ZM172 216V219L174 218ZM190 216V215H189ZM193 216H195V215H193ZM201 216H200V218H201ZM214 216H216V215H214ZM214 216L212 217L213 219H214ZM37 217V220H35L36 221V225H38L37 223V221H39V223L41 224H39L38 226H36V225H32V224H35V222H34V219ZM38 217H39V219H38ZM54 218L56 217L55 216V213H54V216H53ZM159 218H160V216H158ZM165 217V216H164ZM199 218V216H196V218ZM203 217V216H202ZM210 217V216H209ZM208 217V218H209ZM231 217V216H230ZM4 218H3V220H2V222H3V226H4V224L7 222V220H4ZM17 218H18V220H17ZM22 218V220L19 222V220ZM32 218H33V221H32ZM43 218H45V219H43ZM130 218V219H129ZM138 218V219H137ZM151 218V217H150ZM159 218H156L157 220H158V222L159 223H161L162 221H159ZM160 218V219H161ZM179 218V217H178ZM197 218V219H198ZM205 218V217H204ZM211 218V217H210ZM220 219H224L225 220V218L226 217H219ZM10 219V217H9V220H8V222L11 220ZM27 219V220H26ZM156 219H154V220H156ZM164 219V220H165ZM187 219V218H186ZM192 219V218H191ZM196 219V220H197ZM216 220L218 219V216L215 218ZM12 220L10 221V223H6V225H5V227H3V228H0L1 230H4V232H6V233H8V234H6V236L8 235H10V229L12 228L11 226L12 225H10V224H12L11 222H12ZM27 221V223H26V221ZM40 220L42 221V223H43V226H42V223L40 222ZM150 220H152V219H150ZM174 220V219H173ZM181 220H183V219H181ZM224 220L223 221H221V222H223V223H221V224H219V226H220V228H219V226H217L218 228V230H222V234H223V230H225V224H224ZM227 220H229V219H227ZM226 220V221H227ZM233 220V219H232ZM235 220V219H234ZM239 220V221H238ZM4 221H6V222H4ZM46 221V222H48V223H51V224H53V225H51V224H48V223H46V224H48L47 226H48V231L45 229V227H44V222ZM67 221V222H66ZM153 221V220H152ZM190 221V220H189ZM197 221H199V220H197ZM217 221H219V220H217ZM231 221V220H230ZM2 222L0 223L1 224V227H2ZM33 222V223H32ZM55 222H57V220L55 221ZM66 222V223H65ZM155 222V221H154ZM154 222H152L151 223V221L150 222H148L147 224L149 225L150 223L153 225V223ZM172 222V221H171ZM170 222V223H171ZM179 222V221H178ZM183 222V221H182ZM32 223V224H31ZM156 223H157V221H156ZM156 223H154V225H159V223L158 224H156ZM170 223H167V224H170ZM176 223V222H175ZM206 223V222H205ZM220 223V222H219ZM229 223V222H228ZM21 224V223H20ZM46 224H45V226H46ZM130 224V225H129ZM166 224V223H165ZM164 224V225H165ZM179 224V223H178ZM213 224H216V222H214ZM218 224V223H217ZM223 224H224V226H223ZM236 224V223H235ZM11 227V228H9V226ZM231 225V224H230ZM25 226H23V227H25ZM49 226H51L52 227V229H51V227H49ZM53 226H55V227H53ZM160 226H161V224H160ZM174 226V225H173ZM176 226H178V225H176ZM180 226H182L181 224H180ZM196 226V225H195ZM203 226V225H202ZM228 226V225H227ZM234 226V225H233ZM19 227V226H18ZM17 227V228H18ZM22 227V228H23ZM149 227V228H148ZM168 228V226H165V228ZM171 226L169 225V228H170ZM179 227V226H178ZM183 227V226H182ZM232 227V226H231ZM6 228H8L6 231H5V229ZM47 228V227H46ZM158 228H160L159 226H157L156 228L154 227L153 228V233L156 231V229H158ZM168 228V230H170V229H173L172 227L169 229ZM181 228V227H180ZM179 228V229H180ZM201 228V227H200ZM204 228V227H203ZM216 228V227H215ZM13 229V228H12ZM61 229V230H60ZM154 229H155V231H154ZM161 229V228H160ZM176 229H177V227H176ZM185 228H183L182 230H184ZM238 229V228H237ZM236 229V230H237ZM17 230V232L15 233L14 231V229H13V233H15V235L14 236H18L19 234H18V231L20 230H18V229H16ZM24 230V229H23ZM22 229H21V231H23ZM43 230V231H42ZM44 230H46V231H44ZM71 230H73L72 231V233L70 232ZM146 230H148V233H149V235H147V236H145V233L144 234H140L139 232H141L142 233V231H146ZM164 230V229H163ZM166 230V229H165ZM174 230V229H173ZM193 230V229H192ZM227 230V229H226ZM21 231H19V232H21ZM50 231V232H49ZM61 231V232H60ZM162 231V230H161ZM160 230H158L157 232H161ZM207 231V230H206ZM205 231V232H206ZM233 231H234V229H233ZM239 231V230H238ZM3 232V233H4ZM43 232H45V233H43ZM47 232V233H46ZM67 232H69V233H67ZM163 232H165V231H163ZM171 232V231H170ZM169 232V233H170ZM204 233V231H202L201 230V232L200 233ZM227 232V231H226ZM21 233V234H22ZM34 233V234H33ZM63 233L65 234V233H67V234H65L64 236H63ZM162 233V232H161ZM172 233V232H171ZM177 233V232H176ZM207 233V232H206ZM232 234H233V232H231ZM234 233H235V231H234ZM236 233H237V231H236ZM240 233V232H239ZM20 234V235H21ZM33 234V235H32ZM156 234V233H155ZM164 234H166V235H164V236H167V233H164ZM179 234V233H178ZM199 234V233H198ZM220 234H221V232H220ZM231 234V235H232ZM12 235V236H13ZM27 235V236H26ZM32 235V236H31ZM74 235H77V237H78V239H79V241H77V240H75V242L73 241V242H70L69 241V237H71V236H74ZM140 235V237H138ZM158 235L159 234H156L155 236L156 237H158ZM180 235V234H179ZM193 235V234H192ZM196 235V234H195ZM201 235V234H200ZM209 235H210V233H209ZM216 235V234H215ZM7 236V237H8ZM11 236V235H10ZM10 236H9V238H10ZM42 238H41V237ZM154 236V237H155ZM163 236V235H162ZM172 236V234H170V236L168 235L167 237H171ZM175 236V235H174ZM211 236V238L214 236V234L213 235H210ZM222 236H224V235H222ZM221 236V237H222ZM20 237V236H19ZM27 237V238H26ZM29 237V238H28ZM63 237V238H62ZM147 237V238H146ZM159 237H161V236H159ZM203 237V236H202ZM215 237V236H214ZM220 237V236H219ZM224 237H227V238H225L224 240H226V239H229V237H228V235L227 236H224ZM73 239H75V236L74 237H72ZM161 238H164V237H161ZM176 238V237H175ZM177 238H178V236H177ZM192 238V237H191ZM208 238V237H207ZM210 238V239H211ZM4 239V238H3ZM8 239V238H7ZM33 239H35V240H33ZM171 239V238H170ZM180 239V238H179ZM178 239V240H179ZM135 240H137V241H135ZM153 240V242L152 243H155L154 245L152 244V246H154V247H152L151 245H149L150 244V242ZM158 241V242H156V241ZM165 240H166V237H165ZM172 240V239H171ZM176 240V239H175ZM174 240V241H175ZM177 240V241H178ZM188 240V239H187ZM205 240V239H204ZM203 240V241H204ZM223 239H221V241H222ZM11 241V240H10ZM15 241V240H14ZM77 241V242H76ZM155 241V242H154ZM161 241H164V239L162 240L161 239ZM173 241V240H172ZM172 241H170V243H173ZM177 241H175L176 242V244H177ZM200 241V240H199ZM220 241V240H219ZM229 241V240H228ZM227 241V242H228ZM7 242H9V241H7ZM26 242V241H25ZM135 242V243H134ZM145 242V241H144ZM174 242V243H175ZM212 242V241H211ZM226 242V243H227ZM232 242V241H231ZM230 241H229V243H231ZM6 243V242H5ZM11 243V242H10ZM14 243V242H13ZM34 243V242H33ZM130 243H133V245L135 246V247H138V248H133L131 245L132 244H130ZM173 243V244H174ZM189 243V242H188ZM226 243H224L223 245H224V247H225V244ZM0 244H2V241L0 242ZM15 244V243H14ZM27 244V243H26ZM136 244V245H135ZM163 244V243H162ZM162 244H160V245H162ZM220 244V243H219ZM235 244V243H234ZM16 245V244H15ZM44 245V246H43ZM147 245V246H146ZM175 245V244H174ZM173 245V246H174ZM204 245V244H203ZM202 245V246H203ZM215 245V244H214ZM227 245H228V243H227ZM226 245V247H228ZM1 246V245H0ZM4 245L2 244V248H4L3 247ZM10 247H11V245H9ZM134 249V252L133 251H129V249L131 248V247ZM150 246H151V249H150ZM164 246H166V245H164ZM169 247H167V252H169V250H168V248H170V246L171 245H168ZM173 246L171 247V249H173ZM176 246V245H175ZM174 246V247H175ZM220 246V245H219ZM235 246V245H234ZM234 246H233V248H234ZM41 247V246H40ZM45 247V248H44ZM76 247V248H75ZM130 247V248H129ZM156 247H158L157 245H156ZM177 247L178 246H176V249H177ZM13 248V247H12ZM149 248V249H148ZM165 248V247H164ZM182 248V247H181ZM181 248L179 249V251L181 250ZM199 248V247H198ZM202 248V247H201ZM233 248H232V250H233ZM236 248V247H235ZM152 249H155V250H153L152 252H151V250ZM160 249L162 250V248L160 247ZM183 249H185V248H183ZM195 249V248H194ZM227 249H228V251H227ZM237 249V248H236ZM132 250V249H131ZM149 250V251H148ZM164 250V249H163ZM209 250V249H208ZM211 250V249H210ZM209 250V251H210ZM235 250V249H234ZM233 250V251H234ZM240 250V249H239ZM0 251H1V249H0ZM5 251V250H4ZM17 251V252H18ZM137 251V252H136ZM173 251H174V249H173ZM184 251V250H183ZM200 251H201V249H200ZM224 251H225V253H224ZM224 251H223V253L221 252V250H220V252L222 253V254H224V256H225V258H224V256L222 255H220V253H219V255L218 256H221V258L222 259H220L216 254H214L212 251H210V252H212V253H210L209 252V254H207V256L208 255H210L211 254V258L208 256H206L208 259H210V262H209V264H214V263H216V264H231L232 262H231V260H234L236 257V254L233 252V251H229V247L228 248H224ZM241 251V250H240ZM154 252V253H153ZM163 252V251H162ZM165 252V251H164ZM167 252H166V254H167ZM199 252V251H198ZM228 252V253H227ZM151 253H152V255H151ZM157 253V252H156ZM177 253H178V251H177ZM207 253H208V251H207ZM169 254V253H168ZM182 254V253H181ZM148 255V254H147ZM149 255H148V257L146 256L145 258L146 259H141V258H139V257H141V256H139V255H137L138 256V258L137 259H141V260H146V261H148V258L150 259V257H149ZM198 255V254H197ZM230 255H233V256H231V258H230ZM13 256V255H12ZM16 256V255H15ZM170 256V255H169ZM176 256V255H175ZM179 256V255H178ZM201 256V255H200ZM200 256H199V258H200ZM10 257V258H9ZM185 257V256H184ZM183 257V258H184ZM235 257V258H234ZM159 258H160V256H159ZM165 258H167V260H169V258L166 256ZM165 258L163 257V259H164V261H165ZM176 258V257H175ZM231 260H230V259ZM234 258V259H233ZM136 259V260H137ZM156 259V258H155ZM195 259V258H194ZM193 259V260H194ZM197 259H198V256H197ZM262 259V260H261ZM135 260V261H136ZM141 260H139L138 262H140ZM166 260V263L167 264H169L170 263V261H167ZM176 260V259H175ZM181 260V259H180ZM215 260V261H214ZM261 260V261H260ZM3 261H5V259L4 260H1V264H2V262ZM157 261V259L155 260V262ZM164 261H163V263H164ZM174 261V259H172V262ZM182 261V260H181ZM198 261H203V260H198ZM208 261V260H207ZM212 261H214V262H212ZM137 262V261H136ZM134 263V264H139V263ZM153 262V261H152ZM195 262V261H194ZM7 264L6 262H3V264ZM141 263V262H140ZM144 263V261L141 263V264H143ZM166 263H164V264H166ZM177 263V262H176ZM153 264V263H152ZM175 264V263H174ZM180 264V263H179ZM193 264V263H192ZM233 264H235V262H233ZM261 264H264V260H263V263H261Z\"/></svg>",
  "mask_w": 264,
  "mask_h": 264
},
{
  "label": "rangeland",
  "instance_id": "2",
  "mask_svg": "<svg viewBox=\"0 0 264 264\" xmlns=\"http://www.w3.org/2000/svg\"><path fill=\"white\" fill-rule=\"evenodd\" d=\"M224 1L226 2V0H224ZM224 1H222V2H219L218 0H217V1L215 0V1H214V2H215V4L213 3V8H214L213 10H214V12H213V14H212V16H213L212 19H213V20H215V21H216V20H219V19L224 20V22H222V28L224 27L223 24L226 25V28H225V27L223 28V29H224V34L228 33L229 30H230V32H231V30H235V31H237V30H238V26H239V29L241 30V29H242V26H243V25H241V23H242L245 19H248V20L250 21L251 24H252V22L254 23V21H255V23H257V22H258V21L256 20V18H258L257 16H259V14L264 10V7L262 6V3L260 4L259 1H256V0H245V1H244V0H241V2H242V4H241V2H240L239 0H237V1L240 2L241 5H243V7H245V6H246V8H250V7L252 8V7H253V8H252L253 11L251 10V11H252L251 14H252V15L254 14V15H253V16L250 15V13H249V9H248V13H249V14L247 15V14H246L247 12L245 13V11H244V10L247 11V9H246V8L243 9V8L241 7V5L239 6V4H238L239 2H238L237 4H234L235 0H227L226 3H224ZM228 1H229V3H228ZM231 1H233V4L235 5L234 7H232V5H230V3L232 4ZM237 1H236V2H237ZM243 2H244V3L247 2V3H249L250 5L247 4V3H246V4H243ZM222 3H223V4H222ZM227 3H228L229 5H228ZM41 4H42V3H41ZM219 4H221L222 6L219 5ZM224 4H227L228 6H227V5L225 6ZM218 5H219V6H218ZM248 5H249V7H248ZM237 6H238V7H237ZM236 7H237V8H236ZM215 8H217V9H218V8H221V10L219 9L220 12H221L222 10H224V12H225V11H227V12H225V14H223V13H224L223 11H222V13H220L218 10L216 11ZM239 8H242V9L239 10ZM251 8H250V9H251ZM228 9H229V10H228ZM256 9H257V10H256ZM232 10L235 11L236 13H234ZM242 11H243V12H242ZM251 11H250V12H251ZM259 11H260V12H259ZM228 12H229V13H228ZM257 13H258V15H257ZM229 14H230V15L233 14V15H236V16H233V15L230 16ZM215 15H216L217 18L215 17ZM217 15H218V16H217ZM225 15H226V16H225ZM237 15H238V16H237ZM249 15H250V16H249ZM255 15H257V16H255ZM219 16H221L222 18H221V17L219 18ZM223 16H224V17H223ZM239 16L241 17L240 20L238 19ZM254 16H255V18H254ZM227 17H228V18H227ZM232 17H233V18H232ZM214 18H215V19H214ZM231 18H232V21L230 20ZM225 19H226L227 22H229V23H226V22H225ZM234 19H236V20L234 21ZM243 19H244V20H243ZM228 20H229V21H228ZM253 20H254V21H253ZM219 21H220V20H219ZM219 21H216V22L219 23V26L221 27ZM233 22H235L234 24L238 25L237 28H236L235 26H234L235 28L232 26V25H234ZM239 22H240V23H239ZM217 23L214 22V26H217ZM231 23H232V24H231ZM244 23H245V21H244ZM246 23H247L248 25L251 26V24H249L248 22H246ZM246 23H245V25H246ZM258 23H259V22H258ZM258 23H257V24H258ZM257 24H256V25H257ZM227 25H228V26H227ZM252 25L254 26L255 24H252ZM229 26H231V27H229ZM240 26H241V28H240ZM253 26L248 27V28H249V30L247 29L248 31H247V30H244V28H245V29L247 28V27L244 26L243 30H241L242 32H241V33L238 32L239 34H238V33L235 34V31H232L231 33H229L230 35H232V34L234 33V34H235V37H233L234 34L232 35V37H231V36L228 37L229 34H228V35L226 34V35H224V36H225V37L227 36V38L230 39V37H231V38H236V35L238 34L237 37L239 36V37H241V38L244 39V36L246 35L247 37L245 36V39H248V36H250V37H249L250 39L247 40V41H250V40H251L252 32H254V29H253L254 27H253ZM261 26H262V25L260 24L259 27H261ZM227 27H229L230 29L228 30ZM232 27H233V28H232ZM256 27H258V25L255 26V29H257ZM251 28H252V29H251ZM223 29H222V30H223ZM225 29H227L228 32H226ZM259 29H260V28H259ZM222 30H221V31H222ZM251 30H252V31H251ZM244 31H245V32L247 31V32H249V33H244V35H243V32H244ZM225 32H226V33H225ZM257 32H258V30L256 31V33H257ZM250 33H251V34H250ZM256 33L253 34V36H252V40L254 39L253 37H254V35H255ZM222 34H223V33H222ZM222 34H221V35H222ZM247 34H249V35H247ZM214 36H216L217 38L214 37ZM222 36H223V35H222ZM222 36H220V34H218V35H215V34H214V35L212 36V39H211V42H210V43H212L211 45L215 47L214 49H216V51L219 52V53H215L216 51L212 48V46H209L210 44H209L208 46H209L210 48H212V49H210L206 44H204L205 46H207V47L209 48V51L214 50L215 55L213 54V52H212V55H209V54H211V52H207V54H206V50H207V48L205 49V52H204V49H202L203 46L199 47L201 44L198 46V48H201V49H199V53L197 54V55H198V58H199V54H201V55H200V59L204 58V57H205V54H206V58L202 59V60H204V61L200 60V61H202V62L199 61L200 63L198 62V58H197V57H196V58H197V60H196L197 63H194V62H193V61H195L194 58H195V55H196V54H195L194 56H192L193 58H191V56H189V55L186 56V55H184V54H182V55L179 54L180 59H177V60H179V61L177 62V60H175V59L177 58V56H176L175 54H177V53H176L175 50H173V48H174L175 45H178V46H176L177 48H175V49L179 50L180 46L182 45V41H181V42H180L179 40L177 41V39H175V40H176L178 43H177L176 41H173V43H171V45H172V44L174 45V46L172 45L173 47L170 46V48H171L172 50H171L170 48H167L169 45L166 46V48H164V49L162 48L163 46L161 45V46H162L161 48H162L163 50H167V51L169 50L168 53H170V51H171V54H168V53H166V55H165V54H159L158 52L161 50V48H160L159 46H155V47H154V49H155L154 52L157 50L158 47H159L160 49L158 48L157 53L155 52L156 54H158V55L155 56L156 59H155L154 56H153L154 58L151 56V57L154 59V61H153V59L151 58V63H152L151 70H150V68H149V70L151 71V73L148 71V77H149V82L151 81V84H152V82H153L152 86H153V85L156 86L157 90H155L156 88H155L154 86H153V87H154L155 89L152 87L156 92H157V91H160V88H159L160 86L162 87L163 90H164V89H165V90L167 89V90L163 93V96H162V94H159L161 97L158 96V94H157L156 92L154 93V91H152L153 89H152V90H150L151 88L149 89V85H148L149 82H148V84H145L146 86H148V89L145 88L146 86H144V82L141 80V75H140V74L137 76V74L135 75L134 72H131V71H130V74H131V76H132V78H131L130 80L133 79V80L130 82V80H129V78L131 77L130 74L128 73V75H127V71H125L126 74H125L124 72H121L122 70L124 71V66H126V64H130V63H131L130 61H133L132 63H134V64H136V63L138 64V61H139L140 59H142V57H143V56H142L143 54H141V53H143L142 51H144V50L146 49V48L144 47L145 44H144L141 40H140V41H139V40H136V41L134 40V41H131V42H130V43H133V44H134L135 42L138 41V44L135 43L136 45H128V44H130V43L127 42V43H128V44H126L127 46H126V45H123V50H124L123 53L126 52L125 54H128V55H127L128 58L126 57V55H125L124 58H125V59L127 58V59H129V60L126 59V61H125V59H123V55H124L123 53H121L122 56H119V55H118L119 57H118V56H117V57H115V56H112V57L109 56V57H110V58H109V57H101V56H99V57L103 58V61H102V59H100V61H101L100 63L103 64V65L100 66L101 64L98 63V65L100 66V67H99V68H100L99 71H102V73H100V74H101V75L106 74V75H107V79H106V76H105V75H104L102 78H101V76H100V77H97V79H94V78H96V76H95V77H90V76H88V74L86 75V74L84 73L83 76H85V77H82V80L84 81L83 84H84V86H86V87H85L86 90H85V88H83V90H84L85 92L82 90L83 92L81 91L82 93L80 92L79 94H77V97H76V93L73 94V95L75 96V100H74V98H73V100H74L75 102H77V100L79 99L80 95H81V97H80L81 100H78V101L81 102V101L83 100L81 103L77 102L76 105L74 104L75 102H74L71 98H70L71 101H69L70 103L68 102V99L65 100V99H66V98H65L66 95H64V94L66 93V92L64 91V89H65L64 84H66V86H67V83H66V82L68 81V76H70V75L73 74V72H74V69L71 67L72 65H70V64H73V65H74L73 61H70V62H72V63H70V62L68 63V62H67V66H69V67L71 68V69H70V70L72 71V72H71V71L69 70V67H68V68H64V67L66 66L65 56H61V57L64 58V64L62 63V62H63V58L60 59L61 57H59V54H56V55H57V58H56L55 53H57V50H56L57 47L54 48V46H52V48H54L55 51H53L52 48H51V50H49V52L51 51L50 54L48 53V48L50 49L51 46H48V45H47V46H48L47 50L44 49L45 52L47 51L45 54L48 53L46 56H44V60H46L45 58H49V56H51V55L54 54L53 57H51L50 59H47V60H48L47 62L45 61L46 64H47L48 62L50 63L51 66H47V65H46V66L49 68V70H50V69H51V70L53 69V72L50 70L51 75H49V74H50L49 72H48V73H47L46 71H45V72L48 74L47 79H48V77H49L48 80H50V79L53 78V79H55V82H53L54 80H53V81L50 80V82H49L47 79H46L47 81L45 80V81L47 82V84H46V83L44 84V83L42 82V85H44V86H45V85H49L48 87L51 88V89L48 88V90H47L45 87H43V86H42V88H41L42 90H45V89H46L47 91H50V94H49V92H47V91L45 90L49 95H48V94H44V93H46V92H43L40 88H39L40 90H39V89H38V90H35V89H34L35 92H37V91H38V92H39V91H42V93H43V95L41 94V92L39 93V94H41L42 97H41V96H40V97H41L42 99L39 97L38 94H35L36 96L38 95L37 97L39 98V100H38V98L35 96V97L37 98V99H35V102H36V101H40V102H38L39 105L36 104L37 107L40 106L42 103H44V104H42L41 106H44V105H45V102H47L45 99L48 98V100H49V99H52V98L55 97V99H52L53 101H52V100H49V102H50V101L54 102L53 104H52V102H50L51 105H50L49 102H48V104H47V106H50L51 108L47 107L46 105H45V107H41V106H40L41 108H44L43 113L47 114L46 116L49 115L48 117H50V119H51L52 117H53V118H52L51 120H49V119H47L48 117H47V118H46V117H43V115L45 116V114L42 115V113H39V111H41L42 109H41V108H40V109L38 108L39 110H36V111H38V113H39L40 115H38V113H37V117L39 118V116L42 115V117H43L44 119H46L47 121H45L43 118H40V119H43L42 121H40V119H38V120H39V123L41 122V123L39 124V127H38L37 129H33V131H32V133L34 132L33 135L31 134V136H29V135H30V134H29V135H26V136H29V137H30V138H28V139H30L29 141H31V139H32V141H33V140H34L33 138L35 137V140L33 141V143L36 141L35 144H34V146L36 145L35 147H37V146H38L39 144H41L42 142L45 143L44 141H42V138H43L44 140H46L47 142H49V139H51L54 143H56V142H55V141H56L55 138H56L57 135H59V133H60V131L56 130L57 128H60V126H59V124H58V123H60V121H59V119H58V120L56 119V116L58 115V116L60 117V115H59L60 112H59V111L62 109L61 107H62L63 105H66L65 107H63L64 109H66L67 107H71L72 105H73V106H74V105H75V106H79V105H80L79 107H83L82 109L84 110V112H85V114H86L85 119H84V122H85V123H83V125H84V124L87 125V127H86V125H85L83 128H84V131L87 130V129L89 128V130H87V131H88V136H90L91 139L88 138V136H86V137L88 138V141H86L87 139L84 140L85 143H84V141H82V142L84 143L83 146H84L87 142H88V143L84 146L85 149L82 148V150H81L82 152H81V153L83 154V153L86 152V151L84 152V150L87 149V146H88V148H89L90 145H93V144H94V145L90 147V149L92 150V152H91V153H90V151L87 152V153H89V154H88L89 156L92 155V156H91L92 158H89V156L86 154L87 157L89 158V160L91 159L90 161H91L92 163H89V161H86V162H85V159H84V158H86V157H85V154H84V155H82V156H83V157H82V162H83L82 164H83V165H84V163H87L88 165H89V164H93L92 166H94V168H92V166H90V165H89L90 168H88V167H87L88 165L86 164V165H84V166L81 167L82 170H78V171H79V172H78V173H79V174H78V178H79V175L82 176V179H80L81 181H79V182H80L81 185H82V183H83V189H84V191H86V192H84V191L82 190V193H83V192H84L85 194H89V193H90V192L87 193V191H89V190H87V189L85 190V187L87 186L86 182L91 184L90 181H92V180H93V181H92V185H91V186L89 185V186H87V187L92 188V187H94L95 185H97V187H98V186H99V187L101 186V189H103L104 192H105V191L107 190L106 188H110V184H111V183L108 184V183H107V179H106V181H105L106 184H105V183H104V184L101 183V181L106 177V176H103V174L105 173V174L107 175V174H109L108 172H111V175H112V174H113V175H112V176L110 175L109 178H112V177H113L112 180L117 181V184H118V182H119L118 185H120V188H119V186L115 184L116 182L114 183L115 185H114V184H111V186H113V185H114V186H118L119 189L117 188V190H118V192H117V196H118V194H120V196H121V193L124 194V192L126 191L125 194L127 193V196H129L130 199L133 197V198H132L133 201H131V200L129 199V200L131 201V202L129 201V202H130V206L134 204V203L131 204L132 202H137L138 200H140V198H144V196H143V197L141 196V194L143 193V191H141L142 186H141V187L139 186L138 188H137V187H136V188H135V187H133V188L130 187L131 189H130V188H129V189H130L131 191L129 190V192H132L131 194L128 192V190H126V188H124V187L122 186L123 183H124V184L126 183V182H125L126 180H124V178H123L122 176H120V175H121L120 172H119L120 175L117 174L118 171H117V168H116L114 165L112 166V165L109 164V162H107V163H108V165H107L108 167H107V169H105V168H106L105 166H106V164H107L106 161H108V160H107V159H108V158H107V154L105 153L106 151H104V153H101V154L99 155V153H100L99 148L101 147V152H102V149H103V148H104V150H105V147H107L108 150H107V149H106V150L109 151V150H110L109 148H110L111 143L114 144V142H116V140H117L116 137L113 138V136H116V134L114 135L113 132H114V133H116V132H115L114 130L111 131L112 133L110 134V135H111V136H110V135H109V133H110L109 131H110L111 129H106V128H110V125H109V124L112 123V121L110 120V119L112 118L111 116H113L112 113L115 114V113L118 111V112H117V113H118V118L116 117L117 115H114V116H115L114 118H115L116 120L118 119L119 122L122 121L121 123L117 124L116 126H118V125L120 126V124H122V123H125V125H126V122H125L124 120H125L126 116L128 115V113L130 114V112H131V111H130V107H132L131 109L134 108V110H132V111H135V113L138 112V113H137L138 115L135 114V113H133V112H132V115H134V117H137V119H139V120L141 121V113H143V110H144L143 105L140 104V103H143V102H142V98H141V99H135V98H136V97L139 98L140 96L143 97L142 95H143L144 93L141 92L142 95H137V94H138L137 92H140V91L145 92V91H147V93L145 92V93H146V97H149V96L151 97L150 100H149V98H148L149 101H152V102H153L152 98L154 97V98H153L154 101H156V99H157V104H158V103H161V105H163V106L165 105L164 107L161 106V105H160V106L158 105V106H159V108H158L157 105H153V106H152V104H155L156 102H154V103L151 102V103H152V104H151L152 107H150V109H149L150 112H149V113H151V115H152V112L155 113V114L158 113L157 116H156L155 114H153V120H155V118L157 117V118H156L157 120L154 121V127L151 126V123H153L152 121H151V122L147 121V123L149 122V123H148L149 125H146V127L149 126L148 128H150V129H147V128L143 129V128H141L140 131H142V132L144 131V132H143L144 135H142L140 132L137 134V135L140 134L138 137H140V138L142 137L141 139H140V138H139V139H140V140L143 139V141L146 139V138L144 137L145 134H146V135H147V138H149V139H148L149 141H148L147 144L145 143V141L147 142V139H146L144 142L141 141V142H142V143H141L139 139H135L137 136H133V135H132V136L134 137V139H132V143L129 144V146H130V147H129V146H128V143H126V142H128V141L125 139V137L122 136V135H123L122 132H121L122 135H120V132H117V134L119 133V136L122 137V140H124V142L121 141V142H122L121 144H122V146H123V148L121 147V150L124 149V148H126V149L122 150V151H125V152H122V153H123V156H124V153H126V154L128 153V155H125L124 157H126V158H127V156H128V158H130V157H132V156H136V157H137V156H138V155H137V154H138V152H137L138 149H139L140 151L145 152L146 154H148V155H146V157H144L145 155L142 154V153H141L142 155L139 153L140 156H138L139 158H140V157L142 158V156L144 155L143 157H144L145 161H144L143 159L138 160L139 158H137V159H136V160H138V161H137V164H140L141 166L143 165L142 167H144V168H145V166H146V164H147L148 166L146 167V170H147V168L149 169V168L151 167V168H150V169H151V172H153V171H152V169H153V168H152V164L150 165V162H151V161L154 162V163H155L156 161L158 162V157H159V155H160V158H159V159L161 160V162L159 161V163L161 164V167L164 168V169H162V168L160 167V168L162 169V171L159 172V173H160V174H161V173L163 174V177H162V178H166V177H168V179L166 178V179H163V180H162V183H163V184L161 183V184H162V187H161V185H160V182H161V181L159 180V178H161V175H160V177L157 175V173H158L157 169H159L158 167L160 166V164L157 165V164H156L157 162H156V163H155L156 166H155V164H154V166L156 167V170H155V167H154V172H153V173H156L155 175H157V176H155V175L152 173V174L154 175V176L152 175V177H157V180H156V178H154V179H155V180H154L155 182H153V184L151 183V184H152V187L149 185V189H150L149 191H151V190L153 189L151 192L154 193V196H155V194H156V198H154V199L157 200V196H159V195L157 194V192H158V190H159V188H160V190H162V191H164V192H161V191H160V193L158 192L159 194H161V193L163 194V196L160 195L159 197L162 196V197H161L162 199H163V198H164V199L168 198V199H166V200H164V199L162 200L161 198H160V199L158 198V200L163 201V202H162L163 205H161V201H158L157 204H156V202H157L156 200H155L156 202H153L155 205H158V207L156 206L157 208H160V207H159L160 205H161L162 207L160 208V210H158V209L155 210V211H159L160 213H159V212H155L154 215H153V214H152V215H153V216H157L156 218H159L158 216H160V218H161V214H162V210H163L162 218H161V219L159 218V221H162V220H163V221H162L161 223H159L158 220H157L155 217H154V219H156V220H154V219L152 218V215H151V216H149V217L147 218L148 220H147L146 223H144V224H146L147 226H153V228H154V227L156 228L157 226H159L161 229L158 228V229H156V231H155V229H154L155 232L153 233V228L150 229V228L148 227V228H149V232H150V230H152V233H151L150 235H149V233H148V230H146L145 232L142 231V233L139 232L140 234H144V233H145V236H147V235L151 236L150 239H152V235H153V240H154V238H157L156 240L159 239L158 241H160V242H158V241L155 240L156 242L159 243V244L156 243V245H157L158 247H156V245H154L155 243H152L153 240H152V241L150 242V244H149V245H151V246H152V244H153V245L155 246V249H157V250L152 249L151 252H152L153 250H155L157 253L155 252L154 256H153L152 253H151V255H152V261H153V262L151 261V257H150V255H149V254H150L149 252H147V254L149 255L150 259L148 258V261H146V260H141V259H143V258L146 259V258H145L146 256L148 257L147 254H146L145 257L143 256V255H145L144 253L146 252V250H145V252L141 251V249L144 248V245L140 244V241L143 240V243H146V241L149 240V238H147V237H146L147 240L143 239V238H145V237H143V236H144V235H143V236H141V238H138V239H139V242H138L139 244H137V245L135 244V245L138 246V247L141 245L142 248H140V247H139V248H138V247H135V246L133 245V243H130V244H132L131 246H132L134 249H135V248H138V249H136V250H137V251L139 250V253L142 252L141 254H143V255H140L139 253H138V254L136 253V258H134V257H135L134 254H135V253H134L133 255H131V253H129V256H130V257H129V258H130V260H129V261H130V264H134L136 261H137L136 263H139V264H141L143 261H144L143 264H152V263H153V264H164V263H166V260H167V258H165L166 256L169 258V260H167V261H170V260H171L169 264H174V263H175V264H179V263H180V264H192V263H193V264H209L210 259H208L207 257H208V256L210 257L211 254L208 255V256H207V254H209L210 251H212L214 254L217 253V254H216L217 256L219 255V253H220L221 256H222V255L224 256V254H222L223 251H224V248H228V247H229V251H233V250L235 249L233 252L236 254V256H235L236 258H235V257H234L235 259L233 258L234 260H231V259H232L231 256H233V255H230V258H231V259H230V258H229V259H230L231 262H232L231 264H233V262H235V264H254V263H256V260L254 259V257H252V260H253L252 262H250L249 258H247V259L244 260V259H242V257H240V256H242V252L244 253V250L241 249V247H240V246H241V243H240L241 241H240V239L243 240V238L241 237L242 234H241V231H240V230H241V228H240L241 221H240V223H238V222H236V220L238 219L237 216H239V214H240L241 217L244 216L243 214H244V212H245L247 209H248V210H247L246 212L248 213V215L251 214V215H253V216H256L258 213H260L259 211H261V210L263 209L261 206L259 207L258 204L252 203L253 201H255V193H256L257 191L255 192V190H253V191L251 192V194L254 192L253 195H248V196H246V195H244V194H246L248 191H251L253 188H256V187H257V190H259V189L261 188L260 185H261V186H264V182H263V181H262V182H263V185H262V183L259 185L258 183H255V182H254L255 185H256V186H255V185L253 184V181H249V180H248V179H250V176L253 177V174H254L253 171H254V172H255V171H259L260 169H261L260 172L262 171L261 174L264 176V174H263V172H264V166H263V164H264V163H263V162H264V161H263L264 156H263V155H264V154L261 155L262 158L260 157V158H261V161H262L263 164L261 163L260 158L258 157V154L260 153V151H259V150H260V146H261V150L264 151V150H263L264 148H262V147L264 146V134H263V132H264V124H262V122L264 121V119H263L264 117H262V114H260L262 119H259V118H258V117H259V114H258V113H259L260 111H262V113H263V115H264V112H263V110H264V108H263L264 105L262 104V100H260V98H262V96L264 97V91H262V92H263L262 94H260L261 92H259V96H260V97H259L258 94H257L258 91H257V92L255 91V92H256V95H253L252 93H250L255 87H257L256 89L259 88V90H260V89H261V90H264V85H263L264 81H262L261 79L258 80V78L261 77V76H262V79H263V76H264V68L260 70V69H259V66L256 67V66H255L256 64L254 65V62H257L256 60H259V61H260V59H257L256 54L254 55V53H255L254 51H253L254 53H252V49H253L252 45H249V50H248V47H247V49H245V51H244V50L242 51V52H245V53H246V52H251L250 54L247 53V54H248V57H247L246 54H244V53L242 54V52L240 51L242 55H246V56H242V55H241V56H242L241 58H240V56H238V58H240V60L238 59L239 61L236 62V60H237V57H236V56L239 55L240 52H239L238 54H236V55L231 53L233 56L235 55V58L233 57L234 59H232V55L230 56V55L228 54V51L232 52L231 49H230V46H228V45H230L231 42H233L234 40H233V39H230V40H233V41H230L229 39L227 40V38H225V39L228 41L227 43H229V44H226V43H225V40H224V41L222 40ZM255 36H256V35H255ZM213 37H214L215 40L213 39ZM178 39H180V38H178ZM217 39H218V40H217ZM219 39H220V41H221V40H222V41L220 42ZM223 39H224V38H223ZM180 40H181V39H180ZM254 40H255V39H254ZM254 40H253V41H254ZM218 41H219L221 44H219ZM139 42H142V45H143L142 47H140L141 44H139ZM179 42H180V44H179ZM175 43H177V44H175ZM224 43H225V45L228 46L229 48L226 47V46L224 45ZM249 43H250V42H249ZM251 43H253V42L251 41ZM251 43H250V44H251ZM137 45H138L141 49H140ZM221 45H222V46H225V47H221ZM133 46H134V47H133ZM145 46H146V45H145ZM250 46H251V47H250ZM128 47L132 48V50L129 48V50H126V51H125V49H127ZM136 47H137V48H136ZM156 47H157V48H156ZM164 47H165V46H164ZM178 47H179V48H178ZM220 47H221V48H220ZM44 48H46V47L44 46ZM138 48H139V49H138ZM144 48H145V49H144ZM203 48H204V47H203ZM227 48H228V50H227ZM42 49H43V48H42ZM136 49H137V50H136ZM224 49L226 50V52L223 51ZM229 49H230V50H229ZM234 49H236V48H234ZM59 50H60V49H59ZM138 50H140V52H139ZM195 50H196V49H195ZM200 50H202L204 53H203L202 51H201L202 53H200ZM247 50H248V51H247ZM253 50H254V49H253ZM42 51H43V50H42ZM52 51H53V53H52ZM172 51H175V52H174L175 54H173ZM54 52H55V53H54ZM85 52H86V51H85ZM197 52H198V51H197ZM197 52H195V53H197ZM224 52H225V53H224ZM230 52H229V53H230ZM235 52H237V51H235ZM51 53H52V54H51ZM139 53H140V54H139ZM223 53H224V54H223ZM87 54H89V53L87 52ZM87 54L85 53V54L83 55V59H85V60L88 62V63H87L88 65H89V62L92 61L93 59L96 60V62H99V57L94 56V55L91 56V54H89V55H87ZM121 54H120V55H121ZM203 54H204V55H203ZM219 54H220V55H219ZM227 54H228L231 58H229ZM251 54L254 55L256 59H255L254 56H252ZM85 55H86V56H90V57H85ZM134 55H135L136 57H137V55H139V56L137 57L139 60H136V58H135ZM159 55H161V56H159ZM164 55H165V56H164ZM177 55H178V54H177ZM208 55H209V56H208ZM213 55L216 57V59H214L215 57H214ZM226 55H227V57H228L229 59L226 57ZM249 55H250V56H249ZM133 56H134V57H133ZM157 56H158V57H157ZM185 56H186V59H185ZM203 56H204V57H203ZM207 56H208L209 58H208ZM210 56H211V57H214V58H212V60H211V59H210V58H211ZM219 56H222V58H220ZM41 57H43V56H41ZM54 57H55V58H54ZM58 57H59V58H58ZM91 57H92V58H91ZM113 57L117 58L116 60L113 61L114 64H117V60H119V61H118V69H117V70H119V74L116 73V72H118V71H116V70H115L116 72L113 71V73H114V74L116 73L118 76H117L116 74H115V75H116V76H115L112 72H111V74L109 73V75H108V72H105V71L103 70V66H104V64L107 63L108 60H111V61H112ZM159 57H161V58L158 60ZM171 57H174L175 59H174V58H171ZM179 57H178V58H179ZM188 57H190L192 60H190V58H188ZM218 57H219V58H218ZM224 57H225V58H224ZM53 58L55 59L54 64L56 63L57 59H58V60H62V61H57V64H58V62H61L60 66H58V65H56V64H55V65L52 64L53 61H51V59H53ZM87 58H89V59L91 58L92 60L89 61V59L87 60ZM95 58H96V59H95ZM105 58H106V59H105ZM111 58H112V59H111ZM120 58H121V59H120ZM130 58H131V60H130ZM133 58H135L136 61H134ZM143 58H144V57H143ZM162 58H165V59H162ZM167 58H171V59H173V62L176 61V62H174V63H177V65H174L173 62H171L172 60L167 59ZM182 58H183V59H182ZM242 58H246V59H242ZM249 58H250V59H253V58H254V59L252 60V61H253V62H252L253 64L251 63V60H249V63H248V59H249ZM97 59H98V60H97ZM104 59H105V61H104ZM107 59H108V60H107ZM161 59H162V60H161ZM181 59H182V60L185 59V60H184V64H181V62H182ZM205 59H206V60H205ZM208 59H210L211 61H210V60H209L210 62L207 61ZM217 59H218V61H216ZM221 59L223 60V63H222V60H221ZM235 59H236V60H235ZM49 60H50V61H49ZM85 60H83V63L85 62ZM106 60H107V61H106ZM120 60H121V61H120ZM142 60H143V59H142ZM160 60L163 61V62H164V60L166 61V62H164V63L162 62L164 65H161V63L158 62V61H160ZM169 60H170V62H169ZM229 60H230V61H229ZM232 60H235L236 64H237V63L241 64V68H242V69H241V68L238 69L239 66L236 65L235 62H234V64L236 65V66H235V65L233 64V61H232ZM244 60H247V61H246V65H248V67H251V68H250L251 70L248 69L247 66L243 65V64L245 63ZM111 61H109L108 63H110ZM167 61H168V62H167ZM191 61H192V63H191ZM205 61H206V62H205ZM212 61H214V62L216 61V62H215L216 65H215L214 62H212ZM219 61H220V64H219ZM231 61H232V62H231ZM240 61H243V63L240 62ZM43 62H44V61H42V63H43ZM45 62L43 63L44 65H45ZM102 62H103V63H102ZM122 62L125 63V64H124V65L121 64ZM135 62H136V63H135ZM157 62H158L159 64H158ZM204 62H205V63H204ZM207 62H208V63H207ZM217 62H218V63H217ZM83 63H82V66H83ZM85 63H86V62H85ZM85 63H84V64H85ZM154 63H156V65H155ZM167 63H168V64L170 63V64H169V66L166 67ZM198 63L200 64V66L198 65ZM201 63H202L203 65H202ZM209 63H210V64H209ZM221 63H222V64H221ZM228 63L230 64L229 67H228V65H226V64H228ZM247 63H248V64H247ZM165 64H166V65H165ZM171 64H173L174 66H172ZM178 64H179V65H178ZM180 64L182 65V69H179V68L181 67ZM185 64H186V65H185ZM193 64H194V67L192 68ZM195 64H197L199 67L203 66L204 70L202 69V67H201L202 70L199 69V67H198V69L201 70L200 72L198 71L200 74H198V72L196 73V70H194V69H195V66H196ZM204 64H205V65L207 64L206 66H207L209 69H208L207 67H206V69H205ZM224 64H225L226 66H225ZM64 65H65V66H64ZM88 65H87V66L85 65V67H88ZM184 65H185V66L188 65L187 67H188L189 69H188L187 67H183ZM250 65H251V66H250ZM253 65H254V66H253ZM52 66H53V68H51ZM54 66H58L59 70H61V71H58V69H56L57 72H54V68H56V67H54ZM61 66H62V68L60 69ZM63 66H64V67H63ZM153 66H154V68H155L156 66H158L159 68L156 67L155 70H154ZM161 66H162V68H160ZM176 66H177V67H176ZM178 66H180V67H178ZM190 66H191V67H190ZM211 66H213V67H211ZM214 66H215V67H214ZM224 66H225V68L223 69ZM237 66H238V67H237ZM242 66H243V67H244V66L246 67V71L244 70V72H243V71L241 72V70H243V67H242ZM252 66L254 67V69L252 68ZM83 67H84V66H83ZM85 67H84V69H85ZM121 67H122L123 69H122ZM164 67H166V70H167V71L165 70ZM168 67H169V68H168ZM170 67H172V68H173V67H176V68H173V69H175L174 71H170V70H172V68H170ZM216 67H217L218 69H217ZM220 67H221V69H220ZM230 67L233 68L234 74L236 73L237 78L234 77V74H233V73H229V77L233 75V78H234L235 80L238 79V81H235L233 78H231V80H233V82H232V81L230 80V78L228 77V75H225L226 73H228L227 71H230V70H227V69L230 68ZM255 67L258 68L259 70L257 71V70L255 69ZM74 68H75V66H74ZM163 68H164V69H163ZM177 68H178V69H177ZM185 68H187L186 70H187V71L189 70L190 73H192V72H194V73H192V74L188 73V72L185 70ZM196 68H197V67H196ZM261 68H262V67H261ZM63 69L67 72V73L65 72V73H66V75H65V79H66V77H67V79H66V82H65V79L63 80L64 77L62 78L64 84L62 83L63 85H61V87H63L64 89L61 88V89H63V91L61 92V90H60V84H61L60 79H61V78L59 79V76H57V74L60 73V72H62V73H60L61 75L58 74V75H60V76H62L63 74H65V73H63ZM67 69L69 70V73H68ZM121 69H122V70H121ZM158 69L161 70V71H157ZM191 69H193V70H191ZM198 69H197V70H198ZM216 69H217V70H216ZM219 69H220V70H219ZM222 69H223L224 71H223ZM244 69H245V68H244ZM247 69H248V70H247ZM86 70H87V69H85V72H87ZM168 70H169V71H168ZM178 70H180V72H181V70H182V72H184V73L187 72V73H185V74H184L185 76L183 77V76H182L183 73H180V72L178 73ZM184 70H185V71H184ZM190 70H191V71H190ZM226 70H227V71H226ZM231 70H232V69H231ZM252 70H253V71H252ZM152 71H153V72L155 71L156 73H153ZM203 71H204V72H203ZM206 71H207V72H206ZM218 71H220V74H221L222 76H223V75L226 76V77L223 76L224 80H225V78H226V80H225L226 82H224L222 76L219 74ZM221 71H222V72H221ZM247 71H248V72H247ZM70 72H71V74H70ZM104 72H105V73H104ZM160 72L162 73V75H161ZM163 72H164V75H163ZM168 72H169V73H168ZM173 72H175V73H173ZM216 72H217V73H216ZM240 72H241V73H240ZM257 72H258V73L261 72V73H259L260 75H259V74L255 75V76L257 77V78H256L257 81H259L260 84H259V82L256 83V79L254 78V77H255L254 74H256ZM42 73H43V72H42ZM56 73H57V74H56ZM120 73H122V74H120ZM152 73H153L154 75L156 74V76H152V77H151V75H153ZM166 73H167V74H166ZM177 73H178V74H177ZM204 73H205V74H204ZM222 73H223V74H222ZM243 73H245V76H243V75H244ZM249 73H250V74H249ZM39 74H40V76H39V77H40V80L43 81L41 78H44V79H45V77H46L47 74L44 75V73H43V76H44V77L42 76L41 73H39ZM67 74H68V76H67ZM69 74H70V75H69ZM193 74H198L199 76L197 77V75H195V76H196V77H195ZM202 74H203V75H202ZM237 74H238V75H237ZM239 74H240V75H239ZM247 74H248V75H247ZM251 74H252V76H251ZM111 75H114L116 79L119 78L118 80L121 79L120 81L122 82V84H116V85H115V81H117V82H119V83H120V81L116 80V79L114 78V76H111ZM124 75H125L126 77H125ZM133 75H135V78H133ZM157 75H159V76H158L159 78L157 77ZM160 75H161V77H162V76H163V77L161 78ZM173 75H174V77H173ZM177 75H178V76H177ZM180 75H181V76H180ZM187 75H191V76H187ZM192 75H193V78H194V77H195V78H194V80H193L194 82L192 81L193 78L191 79V81H192V83H190L191 87H190V88H189V87L183 88V86L185 87V86L188 85V84H187V83H186V84H183V82H182V84H183V85H182V84H181V81H180V79H181L180 77L184 78L183 81L185 80V81H184V83H185V82H186V79H188V80H187L188 82H191L190 79H189L188 77H192ZM213 75H214V76H213ZM249 75H250V76H249ZM50 76H52V77H50ZM55 76H57V77H55ZM87 76H88V78H87ZM108 76L114 78L115 81H113V79H112V78H109ZM121 76H122V78H123L124 81H122ZM123 76H124V77H123ZM127 76H129V77H127ZM136 76H137V77H136ZM175 76H176V77H175ZM220 76H221V77H220ZM247 76H248V77H247ZM117 77H118V78H117ZM153 77H154V79H153ZM170 77H171V78H170ZM172 77H173V78H172ZM177 77H178V78H177ZM186 77H187V78H186ZM199 77H200V78H199ZM218 77L222 78V80H220V78L218 79ZM238 77H239V78H238ZM241 77H243L244 79L241 78ZM246 77H247V81H246ZM56 78H57V79H56ZM86 78H87L88 80H87ZM103 78H105V79H104L105 81L102 80ZM108 78L110 79V81L108 80ZM151 78H152V79H151ZM165 78H166V79H165ZM168 78H169V79H168ZM176 78H177V79L180 78V79L177 80ZM197 78H199V79L197 80ZM202 78H203V79H202ZM227 78H228L229 80H228ZM250 78L255 79V84L253 83V84H254L253 86L251 85L252 82H250V81H252V79L250 80ZM84 79H85V80H84ZM98 79H99V80H98ZM100 79H101V80H100ZM111 79H112V80H111ZM126 79L129 80V81H128L129 84H128V82H127ZM155 79L160 80L161 82H160V81H157V80H156V81H157L158 84L160 83L161 85L159 84V85L157 86V85L155 84V82H154ZM161 79H162V80H161ZM239 79H240L241 81H240ZM40 80H39L38 77H37V80H36V81L39 82ZM57 80H58V81H57ZM91 80H92V81H91ZM139 80L142 82V85L144 86L145 89L141 86V82H139ZM164 80H165V81H164ZM181 80H182V79H181ZM216 80H217V81H216ZM219 80H220V82H219ZM243 80L246 81V82H245V85H243V84H244V83H243V82H244ZM249 80H250V81H249ZM36 81H35V84H37ZM56 81H57L58 83H59V82H60V83L58 84V83H56ZM87 81H88V82H87ZM99 81H100V82L102 81V83H105V85H106V83L108 82L107 85H108L109 87H108L107 85H106V87H105V85L102 84V83H100ZM106 81H107V82H106ZM136 81L138 82V84H137ZM201 81H202V82H201ZM227 81H231V84H232L234 87H235L239 82H240V83H239L240 85H243L242 87H245V86H247V85L250 83V86L248 85L249 87H251V88L249 89L250 91H249V90H246V87H245V90H246V91H245L243 88H241L240 85H238V86H240V89H241V90L243 89L242 91H240V89H239V92H238V93H236L237 90L235 91L234 89H237V88H239V87L237 86L236 88L233 89V86L231 85V86H232V90H234L233 92L235 93V95L237 94L236 96H237L238 98H239L238 95L242 96L243 94H244L243 96H244V98H245V99H244L243 96H242V97H240V98H243L244 100H243V99H240V98L237 99V100H235L236 96L233 94V92H232V94L229 93L230 98H231V96L235 97V98H233V97L231 98V99H232L231 108H233V106H234V108L237 107V108H235L236 110H234V109L231 110V108H230V100H231V99L229 98V95L227 94V93H228V92H227L228 90H225V89H224V87H226V86L228 87V85H229V83H230V82H227ZM234 81H235V82H234ZM242 81H243V82H242ZM248 81H249V83H248ZM48 82H49V84H48ZM51 82H53V83H52L53 86H50V83H51ZM85 82L87 83V85H86ZM96 82H99V83H96ZM117 82H116V83H117ZM123 82H124V83L126 82V83L123 84ZM133 82H136V84H137V85H140V86H137V85L134 83V85H136V86L133 87V86H132V85H133ZM162 82H163V83H162ZM165 82H166V83H165ZM168 82H169V83H168ZM236 82H237V83H236ZM253 82H254V81H253ZM261 82H262V83H261ZM39 83H40V82H39ZM39 83H38V84H39ZM54 83H56L57 85H59V86H58V89H59V90H57V88H56L57 86H56ZM90 83H91V84H90ZM95 83H96V84H95ZM113 83H114V85H113ZM139 83H140V84H139ZM172 83H173V84H172ZM175 83H176V84H175ZM193 83H194V84H193ZM222 83H223V85H224V86L222 85L223 88H222V86H221ZM224 83H227L228 85L226 84V86H225ZM233 83H234V84H233ZM242 83H243V84H242ZM246 83H247V84H246ZM40 84H41V83H40ZM40 84H39V85H40ZM89 84H90V85H89ZM93 84H94V87L92 86ZM101 84H102V87H101ZM130 84H131V86H130ZM162 84H164V86H163ZM167 84H168V85H167ZM256 84H257V85H256ZM54 85H55L56 87H55ZM99 85H100L101 88L99 87ZM118 85H120V86H122V87H123V86H126V87L129 86V87L135 89L136 91H134L133 89L130 90L131 88L128 89V87L125 88V89L129 90V92L131 91V92H134L135 94L137 93V94H136L137 96H136V95L133 96V93H131V92L129 93V92H128L127 90H125V89L122 90V87H121V90H122L123 92H124V91H125V92L127 91L130 95L123 94L122 91L120 90V88L118 89V87H119ZM171 85H172V86H171ZM190 85H188V86H190ZM260 85H261V86H260ZM37 86H38V85H36V87H37ZM89 86H90V88H89ZM110 86H112V87H110ZM114 86H115V87H114ZM173 86H174V87H173ZM258 86H260V87H258ZM104 87H105V88H104ZM150 87H151V86H150ZM164 87H165V88H164ZM175 87H176V89H177V91H178L179 94H177V91H176ZM227 87H226V89H230V87H229V88H227ZM37 88H38V87H37ZM44 88H45V89H44ZM54 88H55V90H53ZM107 88H108V89H107ZM115 88L117 89V91H116ZM123 88H124V87H123ZM138 88H140V89L138 90ZM210 88H212L213 90L210 89ZM247 88H248V87H247ZM87 89H88V90H87ZM104 89H105V90H104ZM109 89H110V90H109ZM113 89H114V91H116V92H114ZM142 89H143V90H142ZM178 89H179V90H178ZM186 89H187V90H186ZM189 89H190V90H189ZM191 89H192V90H191ZM198 89H199V90H198ZM221 89L224 90V91H222ZM256 89H255V90H256ZM52 90H53L54 92H53ZM56 90H57V91H56ZM118 90H119V93H118ZM144 90H145V91H144ZM148 90H149L150 92H151V91L153 92V93L151 92L152 95H153V97H152V95H150V92H148ZM163 90H161V92H162ZM185 90H186V91H189V92L186 93ZM197 90H198V92H197ZM261 90H260V91H261ZM243 91H244V92H243ZM253 91H254V90H253ZM253 91H252V92H253ZM57 92L63 93V95L60 94L62 97H61L60 95H57V94H58ZM64 92H65V93H64ZM97 92H98V93H97ZM113 92H114V94H117V93L120 94V93H122V94H120V96H122V97H120V96H118V95H114L115 98H114V96L111 97V95H113ZM127 92H126V93H127ZM166 92H167V93H166ZM190 92H191V93H190ZM213 92H214V94H213ZM224 92H226L225 95H224ZM229 92H231V90H229ZM245 92H246V93L249 92V94L246 95ZM255 92H254V94H255ZM52 93H53V94H52ZM56 93H57V94H56ZM69 93L71 94L72 92H69ZM69 93H68V94H69ZM88 93H89V94H88ZM90 93H91L92 95H90ZM95 93H96V95L93 96ZM128 93H127V94H128ZM158 93H159V92H158ZM165 93H166V94H165ZM199 93H200V94H199ZM202 93H205V94H202ZM211 93H212V94H211ZM51 94H52L53 96H52ZM55 94H56L57 96H56ZM66 94H67V93H66ZM70 94H69L68 97H71V96H72V94H71V96H70ZM86 94H88V95H86ZM108 94H109V95H108ZM148 94H149V95H148ZM187 94H188V95H187ZM250 94H251V95H250ZM45 95H46L47 98L45 97ZM47 95H48V96H47ZM50 95H51V96H50ZM97 95H98V97H97ZM100 95H101V96H100ZM123 95H124V96L126 95L125 98H126V99L128 98V99H127V100H124L125 98L123 99V97H124ZM131 95H132L133 97H131ZM164 95H167V98L164 97ZM184 95H185V96H184ZM205 95H206L207 97H206ZM212 95H213V97H212ZM245 95H246V96H245ZM261 95H262V96H261ZM49 96L52 97V98H50ZM58 96H60L62 99H64L63 101H64V103H66V104H64V103L62 104V101H60V98L57 99ZM63 96H64V98H63ZM74 96H73V97H74ZM91 96H93V99H94V100H96V99H95L96 97H97V98L103 97V98H100V101H101V102L99 101V99H98L97 101H94V104L97 106V107H95V109H97V108L101 109V107H102L103 109H101V110H99V109L95 110V109H94L95 111L93 110V108H94L93 105H94V104H93V101L91 102V100H93ZM144 96H145V94H144ZM156 96H157V97H156ZM179 96H180V97H179ZM215 96H216L217 99L219 98V99H218V100H219L218 103H217L218 100L215 98ZM217 96H218V97H217ZM223 96H224V97H223ZM225 96L227 97V100L230 99V100H228L229 103L227 102L226 99H224ZM247 96L250 97V98L248 99ZM251 96H252V97H255V98H257V99H258V97H259V101H257V100L254 99V98H253V99L256 100V102H258V104H259V102L261 103V105H260L261 108L259 107V105H258L254 100H251V98H252ZM44 97H45V98H44ZM84 97L87 98V99H85ZM94 97H95V98H94ZM104 97H105V100H106V101L104 100ZM116 97H117V98H116ZM155 97H156V98H155ZM158 97H159L160 99H158ZM170 97H172V98L174 97V101L171 102V103H168V100H169L168 98H170ZM190 97H191V98H190ZM199 97H200V98H199ZM204 97H205V98H204ZM211 97L214 98V99H212ZM76 98H77V99H76ZM82 98H84V99H82ZM90 98H91V99H90ZM118 98H120V99H118ZM129 98H131V100H129ZM132 98L135 99L136 101L133 100ZM164 98L166 99V104H163V103L165 102V99H164ZM189 98H190L191 100H190ZM203 98H204V99H203ZM210 98H211L212 102H210L211 100L208 101ZM121 99L124 100V101L122 100L123 103H124V102H127V104H125V106H127V109H126V110L124 109L125 106H124L123 103L121 102ZM144 99H145V97H144ZM146 99H147V98H146ZM162 99H163L164 101H163ZM181 99H182V101H183L184 106H182L183 104L180 103V102H182ZM201 99H202L203 101H202ZM207 99H208V100H207ZM246 99L249 100V101H251L252 103H253V101H254L255 104H253V105H254L255 107H257L256 110H255L254 112H253L254 109H253V107H252V105H251L252 103H251V102H250V103L247 102ZM42 100H45V102H43ZM56 100H59V103H58V101L56 102ZM88 100H90V102L93 104V105H90L91 107L89 106V103H90V102H89ZM115 100H116L119 104H118ZM138 100L140 101V103L137 102ZM158 100H159V101H158ZM161 100H162L163 102H161ZM184 100H185V102H184ZM188 100H189V101H188ZM204 100H205V101H204ZM213 100H215V103H214ZM220 100H221V101H220ZM239 100L241 101L240 104L242 105V103H243V105L240 106L239 104H237V106H235V105H236L235 102L239 103ZM66 101H67V102H66ZM72 101H73L74 103H73L72 105L68 106V103L71 104ZM84 101H85V102H84ZM86 101H88L87 105L89 106V107H88V106H86V107H88L89 109H86V107H85ZM98 101H99V104L106 105V106H104V107H106V108L104 109L103 106L100 107V105L98 104ZM103 101H104V102H103ZM114 101H115L116 104H118V105H114V103H115ZM129 101H130V103H128ZM133 101H135L136 104H134ZM207 101H208V102H207ZM225 101H226V102H225ZM233 101H235V102H233ZM263 101H264V99H263ZM41 102H42V103H41ZM105 102H106V104H104ZM112 102H113V104H112ZM120 102H121V103H120ZM131 102H132V104H131ZM187 102H188V103H187ZM205 102H206V103H209V104H205ZM221 102H222V105H220ZM36 103H37V102H36ZM56 103L59 104L60 106H61V104H62V106L60 107L61 109L59 108V106H58V107L56 106ZM60 103H61V104H60ZM78 103H79V104H78ZM91 103H90V104H91ZM109 103H110V104H109ZM172 103L174 104L175 108H174V111L171 113V112H169V111L167 110V108H169L170 104H172ZM189 103H191V104L189 105ZM216 103H217V106L215 105ZM245 103H247V104H245ZM82 104H83V105H82ZM108 104H109V105H108ZM121 104H122V105H121ZM128 104H131V105H128ZM138 104H140L142 108H140V106H139ZM187 104H188L189 106H188ZM197 104H198V105H197ZM210 104H213V106H210ZM228 104H229V105H228ZM233 104H234V105H233ZM248 104H250V105H249L250 107H248ZM52 105H53V106H52ZM54 105L57 107V110L55 109V112L52 111V110L54 109V108H53ZM113 105L115 106V109H114V106H113ZM119 105H121V106H119ZM134 105H135V107H134ZM214 105H215L216 107H215ZM244 105H246L247 107H246V108L243 107ZM262 105H263V107H262ZM2 106H4V103H2V101H1L0 112H1V109L3 108ZM108 106H109V107L111 106V108H109ZM112 106H113V107H112ZM117 106H118V108H117ZM137 106H139V108H138ZM154 106H155L156 108H154ZM187 106H188L189 108H188ZM208 106H209V107H208ZM219 106H220V107H219ZM222 106H223V108L228 106V107L226 108V111L230 109L229 111H231V112H230V113H229V112L226 113L225 108L223 109V110H224V112H223V110H222V108H221ZM239 106H240V107H243L241 110H244V109H245V111H249V110L251 109V107H252V109H253V110H251L252 112H251V111H249V112H251V113H252V116H254V117H251V118H253V119L250 118L251 113H249V112H248V113H247V112L245 113V111L243 112V111L239 110V108H240ZM37 107H36V109H37ZM46 107H47L49 110L52 109L51 112H50ZM107 107H108V108H107ZM128 107H129V108H128ZM161 107H162V109H161L162 111H160V108H161ZM186 107H187L190 111L193 110L192 113H191V112L186 113V112L189 111L188 109H187V111L185 110ZM190 107H191V108H190ZM212 107H213V108H212ZM214 107H215V108L218 107L219 109L217 108V110H215ZM58 108H59V111H58ZM75 108H76V107H74V108H72V109L74 110ZM84 108H85V109H84ZM90 108L93 110V113H92V110H91ZM116 108H117V109H116ZM121 108H122L123 111H125L126 114H127V115H126V114H123V115H125V117L121 114V113H123V111H121V110H122ZM164 108H165L168 112H165ZM207 108L210 109V110H208V111H209V114H210L211 116H213V117H210V115H208L209 117H207V115H206L207 113H204V112H206ZM228 108H229V109H228ZM259 108H260V109H259ZM106 109L108 110V113H107V110H106ZM111 109H112V110H111ZM118 109H119V110H118ZM137 109H143V110H141V113H139V111H137ZM151 109H153V110H151ZM155 109H158V110H155ZM175 109H176V110H175ZM202 109H203V110H202ZM220 109H221L222 111H221ZM237 109H238V110H237ZM46 110H47V111H46ZM66 110H67V109H66ZM66 110H64V112H66V113H67V111H68L69 113L72 112V110H71L70 108H69V110H67V111H66ZM70 110H71V111H70ZM163 110H164V111H163ZM211 110H213V111H212V114H213V115H212L211 112H210ZM258 110H259V111H258ZM45 111H46V112H45ZM61 111H63V109H62ZM89 111H91V112H89ZM97 111L100 112L99 114H100L101 117H99V116L95 117V115L98 114ZM101 111H104V112H103L104 115H103V113H101ZM111 111H112V112H111ZM113 111H114V112H113ZM120 111H121V112H120ZM127 111H129V112H127ZM136 111H137V112H136ZM151 111H152V112H151ZM155 111H159V112H155ZM208 111H207V112H208ZM219 111H220V112H219ZM232 111H233L235 114H239V115H236V117H235V114H231ZM237 111H239V112L236 113ZM48 112H49V113H48ZM52 112H54L55 117H54V115H53ZM87 112H89L91 115L89 114V115H90V116H89ZM163 112L167 113V114H166V117L170 116V117H169V120H170V121H171V118L174 117V118H172V119L174 120L175 124L172 125L171 128H173V126H175V127H176L175 129H177L176 131L178 132V134L181 132V130H180V126H182L181 129H186V128H187V129L184 130V131L189 132V133L192 132L190 135H189V133H187V135H189V138H188V136H186L187 138H181V139L185 140L182 144H181V142H182L183 140L181 141L180 138H175L176 140H177V139L180 140V141H179V140H178V141H179V144H181L182 147L178 146L179 144H177V146H178L179 148H177L176 150L179 152L180 148H182V149H181L182 152H183V158H182V156H179L181 153H179V154H178V153H175L176 150L174 151V149L176 148V146H175V148H174L173 144H175V143H173L172 140H174L173 138H174L175 136H177V137H178V136H179V137H182V135H184L185 132L182 131L183 134H181V135H180V134L177 135V132H175V129L173 128L174 130H173V129H172V130L174 131V133L172 134V137H171L172 140H171L170 135H171V133H172V130L170 131L171 133L169 132L170 129H169V130H167V129L165 130V132L168 131V132L170 133V135H168L170 141H169V140H165V141H163V142H165V144H168V147H169L170 144L172 145L171 153H172V154L175 153V154H174V157H175L176 155L179 156V158L176 157V158L179 159V160L177 159V163L179 164V168H177L178 166H176V165H178V164L175 163L176 165H175V164H174V165H175L176 167H175V170H174V176L172 175L173 173L171 174V172H172L171 169H174V165L171 164V163H173V162L175 161V160H172V159L174 158L173 155L171 154V156H172V157H171V158H172L171 160H172L173 162H172V161L170 162V166H171V165H173V166H171V168H168V170H167V167H168L169 163H168V165H163V164H165V163L162 162L163 159H161L162 157L165 158L167 154H168V155L170 154V153H169L170 151H168V149H170V148L167 149L168 152H167L166 155H165L164 153L166 152V150H165L166 148L164 147V145H162L163 142H162V144H160L161 141L164 140V136H165V134H164V128H165L166 125H163V121H162L163 118H161L162 120H160V121H159L158 119H160V118H159V115L161 116V115L164 114ZM175 112H176L177 115L174 116L173 114H175ZM195 112H196L197 114H195ZM216 112H218V114H217ZM221 112H223V114H221ZM241 112H242L243 114H242ZM257 112H258V113H257ZM55 113H57V114H55ZM95 113H96V114H95ZM106 113H107L108 115H107ZM117 113H116V114H117ZM190 113H191L192 116H194V117H191V114H190ZM215 113H216V114H215ZM219 113H220V115H219ZM224 113H226V114H224ZM240 113L242 114V116L245 114V116H243V118H242V116H241ZM254 113H255V114H254ZM260 113H261V112H260ZM35 114H36V112L34 113V115H35ZM92 114H93V115H92ZM99 114H98V115H99ZM187 114H188V115H187ZM189 114H190V116H189ZM203 114H204V116L207 117V118H205V117L203 116ZM228 114H230L231 116H232V115L234 116V119H233L234 121H232V120L229 118V119L232 121L233 125L230 123L231 121L229 122L230 124H228V122H227V121H228L227 118L230 117V116L227 117ZM246 114H249V115L247 116ZM253 114H254V115H253ZM52 115H53V116H52ZM70 115H71V113H70ZM87 115H88V117H87ZM102 115L104 116V118L102 117ZM110 115H111V116H110ZM119 115H121V119H120V116H119ZM135 115H136V116H135ZM164 115H165V114H164ZM180 115H181V116H180ZM221 115H222V117L220 118ZM58 116H57V118H59ZM105 116H106V118H105ZM138 116H139V118H138ZM142 116H143V115H142ZM154 116H156V117H154ZM176 116H177V117H176ZM187 116H188V117H187ZM201 116H202V117H201ZM233 116H232L231 118H233ZM239 116H241L242 119H240ZM92 117H93L94 119H93V120L91 119V121H90L88 118H92ZM108 117H110V118L108 119ZM161 117H164V119L166 118L165 116H161ZM175 117H176V118H175ZM178 117H179V118H178ZM181 117H182V118H181ZM189 117H190V120H188ZM224 117H225V118H224ZM226 117H227V118H226ZM244 117H247V118L249 117V118H248L249 120H247V118H246L244 121H242V120L244 119ZM256 117H257V118H256ZM34 118H36V117L34 116ZM114 118H113V119H114ZM122 118H123V119H122ZM142 118H143V117H142ZM177 118H178V119H177ZM180 118H181L182 120L184 119V121H183L182 123H181V121H179ZM187 118H188V119H187ZM195 118H196V119H195ZM203 118H204L205 120H203ZM208 118L210 119V121H209ZM211 118H212V119H211ZM215 118H216V119H215ZM222 118H223V119H222ZM235 118H236V119H235ZM104 119H105V120H104ZM191 119H192V120H191ZM193 119L197 122V123H195V125H193L194 122H195ZM206 119H207V120H206ZM213 119H215L216 122H215V120L213 121ZM218 119H219V120H218ZM224 119H226L227 121L224 120ZM238 119H239V121H238ZM38 120H37V121H38ZM48 120H49V121H48ZM87 120H88V121H87ZM95 120H96V121H95ZM97 120H98V121L100 120V121L98 122ZM101 120H103V121H101ZM165 120H167V119H165ZM165 120H164V121H165ZM187 120H188V121H187ZM200 120H201V121H200ZM222 120H224V122H223ZM235 120H236V125H235V123H234ZM251 120H252V121H251ZM253 120H256V121H253ZM257 120H259V121H257ZM262 120H263V121H262ZM50 121H51V122H50ZM52 121H53L54 123L56 122V123L58 124L57 127H56V123L53 124ZM92 121H93V122H92ZM104 121H105L106 123H104ZM158 121H159L160 123H161V121H162V125H163L164 127H162ZM170 121H167V123L170 122ZM192 121H194V122L192 123ZM202 121L207 122V124H208L209 126H210V124L213 125L214 122H215L216 127H214V125H213V126L211 125L212 128H214V129L218 128V127H219L218 124H220V123H222V125H225V126L227 125V126L224 127V128H222V126L220 125V127H219L220 129H219V128H218L219 130L216 129V132L219 131V133H220V130L223 132V131L225 130V128L227 129L226 131L223 132L224 134L222 133L221 135L217 132V134H219L220 136L224 135V138L227 137V138H225V139H219V140H222V141L224 140V144H223V143L221 144L222 141H221V142H218L221 146L218 145V143L215 145L216 142H212V141H213L212 139L214 138V134H213V137H211V136H212V133L214 132V130H213V132H210V133H211V135H210L209 131L207 130V127H208V126L206 127L207 124L205 123V127H206V128H205L204 126H202V124H203ZM208 121H209V122L213 121V123H209ZM219 121H220V122H219ZM237 121H238L239 123H240V122H243L244 124H241V123H240L241 125H239V123H237ZM246 121H247L248 123L251 122V124L254 126V128H257V129L255 130V131H257V132L254 131V128H253V126H252L251 124H250V125L248 124V126H247L248 129H250V128H251V130L253 129L252 131L249 130L250 133H251V132L253 133V134L251 133V136H252L251 139H252V140L249 139L250 136H247V138H245V140H247V141L250 140V141H253V142L255 141V142H256V143H255V145H256L255 148H256V149H257V146L260 145V146L258 147V148H259V149H258L259 153H257L258 151H257L256 149H255V150H256L257 152L254 150V143H253V145H251L250 141H248V143H247V141H244V138L242 139V137H241V136L244 137V135H247V134L249 133L248 130L245 129V128H247V127L245 126V124L247 125V122H246ZM260 121H261V122H260ZM44 122H45V123L47 122L46 125H43L45 128L42 126V124H45ZM86 122H87L88 124H89V122H90V123L92 122V123H91L90 125H88ZM96 122H97V123H96ZM100 122H101V123H100ZM109 122H110V123H109ZM157 122L159 123V125H158ZM172 122H173V121H172ZM184 122H185V123H184ZM190 122L192 123L193 129H194V127L196 126V128H195L194 130L192 129V127H191V123H190ZM200 122H201V123H200ZM93 123H94L95 127H94ZM156 123H157V124H156ZM164 123H165V122H164ZM180 123H181V124H180ZM187 123H189V124L187 125ZM223 123H225V124H223ZM255 123H256V126L254 125ZM259 123H260V124H259ZM263 123H264V122H263ZM35 124H38V123H35ZM48 124H51V125H48ZM60 124H61V123H60ZM96 124H99V126H104V128H101V129H104L105 131H107L106 134H105V132H103V130L101 131L100 127H99L98 125H96ZM103 124H104V125H103ZM105 124H107V125H105ZM182 124H183V125H182ZM185 124H186V126H185ZM237 124H238V125H237ZM258 124H259V125H258ZM52 125H53L54 128H56V129L53 128V130H52L51 127H50V126H52ZM108 125H109V126H108ZM123 125H124V124H123ZM123 125H122V126H123ZM155 125H156V126H155ZM168 125H169V123L167 124V126H168ZM178 125H179V127H178ZM189 125H190L191 129H188ZM199 125H201V126H199ZM228 125H230L229 127L231 128V130L228 128ZM260 125H261L263 128L260 127ZM35 126H36V125H35ZM35 126H34V128H35ZM46 126H49V127H50L48 131H47V129H46V128H48V127H46ZM88 126H90V127H88ZM92 126H93V127H92ZM160 126H161V128H157V127H160ZM170 126H171V125H170ZM170 126H168V127H170ZM197 126H198V127H197ZM211 126H210V128L208 127V129H210V130L212 131ZM231 126H232V127H231ZM236 126H238L239 128H240V126H241V127H242V126L244 127L243 129H245L246 131L243 130L244 133H243V131H242L243 135L240 134L241 132H238V133H237V132H236L237 130L233 131V130L236 128ZM249 126H251V127H249ZM258 126H259V127H258ZM40 127H41V129L43 128L44 131H46V132H44L43 130H41ZM96 127H98V128H96ZM140 127H141V126H140ZM183 127H184V128H183ZM185 127H186V128H185ZM201 127H204V128H201ZM85 128H86V129H85ZM95 128H96L97 130H100V131H96ZM119 128H121V126H120ZM166 128H167V127H166ZM221 128H222V129H221ZM39 129H40V130H39ZM50 129H51L52 131H51ZM60 129H61V131H62V128H60ZM60 129H59V130H60ZM142 129H143V130H142ZM158 129H161V130L163 129V130L160 132V130L158 131ZM201 129H202V130H201ZM232 129H233V130H232ZM241 129H242V128H241ZM34 130H35V131H34ZM55 130L58 131L59 133H58V132L56 133ZM108 130H109V131H108ZM118 130L120 131V129H118ZM156 130H157L156 133L159 135V138H160V139H159V138H158V135H157V138L159 139V142L156 141V139H157L156 137H155V138L153 137V136H156V135H153V136L150 135V133L152 134V133L155 132ZM179 130H180V132H179ZM196 130H199V131H203V130L206 131V130H207L208 133H209L208 135H210V137H211V138H210L211 140L208 139V137L206 138V136H205V135H207V131L204 133V134H205V135H204L202 132H199V131H196ZM238 130H240V129H238ZM36 131H37V133H36ZM38 131H40V133H41V132L46 133V134H47V135L45 136L46 139H45L44 136H42V135H44V134H43V133L40 134ZM49 131L51 132V134H49V136H48V133H50ZM90 131H92V132H90ZM93 131H96V133L93 132ZM193 131H196V133H197V132H199V133L195 134V132H193ZM204 131H203V132H204ZM228 131H229V132H228ZM240 131H241V130H240ZM258 131H259V132H258ZM47 132H48V133H47ZM52 132H53V133H52ZM54 132H55V133H54ZM99 132H100V133H99ZM101 132H102L104 135H102ZM108 132H109V133H108ZM162 132H163V133H162ZM168 132H167V133H168ZM216 132H215V134H216ZM232 132H233V133H232ZM234 132H236L235 134H236V136H237V137L235 136V139H237V138H238V140H241V139H242L244 142H246L247 148H246V146L244 147L243 145H242L243 147H241V144H244V145H245V143H244L243 141H241V144H240V143H239L240 141L238 142V140H235V139L233 138L234 135H235ZM246 132H247V133H246ZM254 132H255V134H254ZM0 133H1V132H0ZM38 133L41 135V138L39 137V139H41V142L38 140V136H40ZM94 133H95V134H94ZM98 133H99V134H98ZM107 133H108V134H107ZM159 133H161L163 136L160 137L161 134H159ZM167 133H166V135H167ZM201 133H202L203 135H201V136H199V137L197 136L198 139H196V138H197V137H196V138H195L196 140H195V139H194L195 136L193 137V135H194V134H195V135H200ZM229 133H230V135H233V134H234V135H233V136H230V135H228ZM35 134H36V135H35ZM96 134L98 135V137L96 136ZM112 134H113V135H112ZM153 134H155V133H153ZM225 134H227V136H226ZM237 134H238V135H239V134L241 135V136H240L241 139H239V136H238ZM37 135H38V136H37ZM92 135H94L95 137H93ZM107 135H108V136H107ZM191 135H192V136H191ZM219 135H216V137L214 138L216 141H217V137H218V138H223V136L220 137ZM255 135H258V136H255ZM259 135H260V137H259ZM26 136H25V137L23 136V137L26 138ZM36 136H37V139H36ZM47 136H48V137H47ZM54 136H56V137L54 138ZM91 136H92L93 138H92ZM104 136L106 137L107 140H108L107 137L110 136V137H111V141L109 142L110 137H109V140L107 141V140L105 139ZM150 136H152L155 140L153 141V140H152L153 138L150 137ZM168 136H166V137H168ZM253 136L256 137V138L258 137L257 140H258L259 144H258L257 140H255V138H254ZM21 137H22V136H21ZM32 137H33V138H32ZM99 137H101V138H99ZM166 137H165V139H168V138H166ZM202 137H203V138H202ZM204 137H205L206 139H205ZM228 137H229V138L232 137L233 139L231 138V139L229 140ZM245 137H246V136H245ZM24 138H23V139H24ZM48 138H49V139H48ZM84 138H85V137H84ZM94 138H95V140L98 141V142L93 141ZM96 138H97L98 140H97ZM150 138H152V139H150ZM161 138H162V139H161ZM192 138H193V139H192ZM53 139H55V140H53ZM70 139H71V140H70ZM70 139H69V138L66 139V142H68V141L70 140V142H68V144H71V145H68V144L65 142V144H67L68 148H69L70 146H73V144H74V143H73V144L71 143V141L73 142V139H72V138H70ZM89 139H90V140H89ZM99 139H101V140L99 141ZM104 139L106 140L105 142H104ZM188 139H189V140H188ZM199 139H201V141H202V140H206V142H207L208 140H210V141L212 142V146H213V145H215V146L211 147V145H210L211 142L208 141L210 144H209V146H206V148H207V147H211V149H208V148H207V149H208V150H207V149L205 148V146H204V148L201 146V147L204 149V150H203L202 148L198 147V145H204V143L207 144L208 142L206 143L205 141H202V143L204 142L203 144L200 143V144L197 145V143H199V141H200ZM207 139H208V140H207ZM253 139H254V140H253ZM259 139H260L261 141H260ZM21 140H22V138H20V140H17V141H18V143H19L20 146L22 145L21 147H24V149H23L24 152L27 151L29 147L31 148V146H33V143H32V142L27 143V140H26V139H25V140H26L25 142H26L27 144H30V143H31L32 145L30 144L29 147H27V146H28L27 144H26V145H24V144H20V142L22 143V142L24 141V140H22V141H21ZM67 140H68V141H67ZM125 140H126V141H125ZM129 140H130V137H129ZM134 140H135L136 142H135ZM150 140L153 141V144L151 143L153 146L148 145V144L151 142ZM186 140H187V141H186ZM233 140L237 141V143L234 142ZM52 141L50 142V146H48L49 143H47V144L45 143V146L43 145V148H46V147H47L46 149H43V148H42L41 145H42L43 143H42L40 146H38L40 152H37L38 155H34V156H33V157H36V156H37V160H36L35 158H34V159H35V160H34L33 157H32V155L34 154V153H33V151H34V147H33V148H31V150H32V154L29 153V154L31 155V158H30V159L33 160L32 162H30L31 160H30V161L28 160L29 162H27V160H24L25 158L29 159V158H28L29 155H27V154H28V152H27L26 155H25V153H24L25 158H24V156H22L23 154L19 156V160H20V159L23 160V162H21V161H22V160H21L20 163H24V164H25V166H24V164H23L24 167L21 166L22 164H21V165L19 164L21 167H19V166L17 165V164L19 163L18 161H16V160H18V158H17L18 156L16 157V160H15V161L18 162V163H17V164L14 163V164H16V165H14V166H15V170H17L18 168H19V170H20V171L18 170L17 172L22 173L21 169L26 167V169H27L30 173H33V175H36V177H39L40 181H41V178H42V182H41V183H42V191H43V187H44V185L46 184V182H44V179H45V181L48 179V177H49V179H50V178L53 176V173H54V172H51V171H50V170L53 171V166H49V165L52 164V162H50V163L48 162L49 160H51V159L54 158V156H55V155L53 154V150L56 149V151H58V152H57V155L59 154V149L57 148V143H56V145H51ZM133 141H134V143H133ZM166 141H167V143H166ZM178 141H177V142H178ZM189 141H190V143H189ZM201 141H200V142H201ZM225 141H226V143H225ZM229 141H233V143H232V142H229ZM262 141H263V142H262ZM25 142H23V143H25ZM37 142H38L39 144H38ZM106 142H109L110 145L107 144ZM129 142H131V141H129ZM137 142H138V143H137ZM154 142H156L157 144L159 143L162 147H164V148H163V149H164L163 151H165V152H164L163 154H164L165 156L162 155V154L160 153V152H162V149L159 148V146L156 148L157 150L154 149L155 146H157V144L155 143V144H156V145H155ZM168 142H171V143H168ZM91 143H93V144H91ZM96 143H97V145H96ZM100 143H101V145H103V143H104V145H107V146H104V145H103V147H102L101 145L98 146V144H100ZM124 143H125V145H124ZM136 143H137L139 146L143 145V146H141V147H143V149H142L141 147H139ZM143 143H145L146 146L148 145V147L146 148L147 151L144 150V149H145V146H144ZM172 143H173V144H172ZM195 143H196V144H195ZM249 143H250V145H249ZM261 143H262V144H261ZM37 144H38V145H37ZM126 144H127L128 147L126 146ZM133 144H135V145H133ZM140 144H141V145H140ZM159 144H158V145H159ZM193 144H194V145H193ZM235 144H236V145H237V144L240 145V148H237L238 146L233 147ZM95 145L97 146V148H95ZM154 145H155V146H154ZM171 145H170V146H171ZM175 145H176V144H175ZM185 145H186V146H185ZM262 145H263V146H262ZM67 146H66L65 148H67ZM83 146H82V147H83ZM111 146H113V145H111ZM132 146H135L136 148H135V147H132ZM149 146L152 148V150L154 149V151H152V152H154L153 154H151L152 152H150V151H151V150H150L151 148H149ZM195 146H196V147H195ZM227 146H228V149H231V147H232L231 151L228 150V149H225V147H227ZM250 146H251V148H252V146H253V149H250ZM55 147H56V148H55ZM93 147H94V148H93ZM108 147H109V148H108ZM138 147H139V148H138ZM166 147H167V145H166ZM217 147H218L219 150H221V152H223V151H225V150L228 151V154H227L228 157H227V155H225V156H226V157H225L224 154H223V153H220V151L218 150V152L220 153V155H219V153H218L217 150H216ZM219 147H220V148L222 147V149L224 148V150L220 149ZM248 147H249V148H248ZM26 148H27V149H26ZM53 148H54V149H53ZM68 148H67V149H64V151H65V152L68 151ZM70 148H71V147H70ZM70 148H69V149H70ZM73 148H74V147H73ZM128 148H130V149H128ZM158 148L160 149V151H158ZM188 148H189V149H188ZM195 148H200L199 150H200V151L203 150L204 153H203V151H202L201 154H200V152L197 153L198 149H195ZM212 148H214V149H212ZM233 148H234V150H233ZM241 148H242V149H241ZM244 148H245V149H248V150H254V152H251V151L249 152V154H250V156H249L250 159H248V158H249V157H248L249 154H247V153H248V150H245ZM41 149H42V151H41ZM90 149H88V150H90ZM97 149H98V152L96 153ZM133 149H134V152H135V151L137 152L136 154L133 152ZM148 149H149L150 151H148ZM178 149H179V150H178ZM205 149H206V150H205ZM236 149H237V150H236ZM31 150H30V151H31ZM43 150H45V152H44ZM48 150H49V155H48V154L46 155V151H48ZM94 150H95V151H94ZM127 150H128V152H127ZM130 150H132V152H133V155H132V156H130V155L132 154V152H131ZM139 150H138V151H139ZM155 150L158 151L159 153H158V152L155 153ZM172 150H173V152H172ZM181 150H180V151H181ZM196 150H197V151H196ZM209 150H210V152H209ZM211 150H213V151L215 150V152H212ZM239 150H240V152H239ZM243 150H244V151H243ZM36 151H38V148H36ZM36 151H35V153H36ZM71 151H72V149H71ZM140 151H139V152H140ZM177 151H176V152H177ZM193 151H196V153H194ZM233 151H234V152H233ZM237 151H238L239 153H238ZM42 152H44L45 156H49L48 158H47V157H46V158L44 157V158L47 160L46 163L49 164V165L46 164L47 167H48L47 173H45V172L42 173L44 170L41 171V170H37V169H36V164H37V163H36L35 161H37V162L40 163L41 160H42V162H44V160H43L44 158H43L42 155H41V154H43ZM51 152H52V155H51ZM65 152H64V155H65ZM129 152H130V153H129ZM148 152H150L151 156H149L150 154H149ZM211 152H212V154L210 155ZM216 152H217V153H216ZM231 152H232V153H231ZM242 152H243V153H242ZM47 153H48V152H47ZM67 153H70V151H68ZM94 153H96V154H94ZM107 153H108V152H107ZM213 153H214V155H213ZM226 153H227V152H225V154H226ZM234 153H235V154H234ZM237 153H238V155H239L240 157H243V158H241V160L239 159V158H240L239 156H238L239 158H237V157L235 158V156L237 155ZM20 154H21V153H20ZM44 154H43V156H44ZM90 154H91V155H90ZM134 154H135V155H134ZM155 154H157L158 156H157V155L155 156ZM198 154H199V155H198ZM208 154H209V155H208ZM221 154H223V155H221ZM230 154H232V156H230ZM240 154H241V155H240ZM242 154H244V156H242ZM246 154H247V156H246ZM251 154H253V155H251ZM40 155H41V156H40ZM94 155H96V156L98 155V156H97L98 159L100 158V159H102V161H101L100 159H99V161H97V159H96L97 157L95 158ZM102 155L105 156V159H106V161L104 160L105 164H103V163H104V162H103V158H104V157H103ZM152 155H153L154 160H153V158H152ZM168 155H167V157H166V158H167V160L165 161L166 163H167V161L169 162V157H170V155H169V157H168ZM206 155H207V156H206ZM212 155H213V156H212ZM26 156H27V157H26ZM39 156H40V157H39ZM67 156H68V154H67ZM93 156H94V157H93ZM99 156H102V158L99 157ZM148 156H149V157H148ZM154 156H155V157H154ZM214 156H215V157L217 156V157L215 158ZM251 156H252L253 158H252ZM20 157H21V158H20ZM150 157H151L152 160H150ZM180 157L182 158L181 160H180ZM184 157H185V158H184ZM187 157H188V158H187ZM191 157H192V158H191ZM221 157H222V159H221ZM245 157H246V158L248 157V158L246 159ZM40 158H41V159H40ZM128 158H127V159H128ZM147 158L149 159V162H148V161L146 162ZM176 158H174V159H176ZM186 158H187V159H186ZM204 158H205V159H204ZM212 158H213V159H212ZM217 158H218L219 160H218ZM258 158H259V159H258ZM14 159H15V158H14ZM39 159H40V160H39ZM48 159H49V160H48ZM54 159H58V157H55ZM83 159H84V161H83ZM93 159L96 160V162H93V161H92ZM188 159H189V160H188ZM236 159H237V160H236ZM242 159H246L247 161L245 160V161L243 162ZM257 159L259 160V162H258ZM2 160H3V159H2ZM5 160H7V158H5ZM38 160H39V161H38ZM64 160H65V159H64ZM86 160H88V159L86 158ZM109 160H110V158H109ZM142 160H143L144 164H143V162H140V161H142ZM198 160H199V161H198ZM205 160H206V161H205ZM207 160H209V161L207 162ZM211 160H212V161H211ZM215 160H216V161H215ZM239 160L242 161V162L244 163L245 167H243V168L245 169V172H244V169L242 168L241 162H240ZM250 160H251V161H250ZM7 161H8V160H7ZM7 161H6V162H7ZM100 161H101V163H100ZM191 161H192V162H191ZM200 161L202 162V164H201ZM217 161H218V162H217ZM237 161H238V164H237ZM249 161H250L251 164H252L253 162H255V161H257L258 163L255 162V163H256L255 166L251 167V166H250L251 164L249 163ZM26 162H27V163H26ZM33 162H34V163H33ZM97 162L99 163L100 168H99V165L97 164ZM138 162H139V163H138ZM152 162H151V163H152ZM175 162H176V161H175ZM209 162H210V163H209ZM235 162H236L237 165H234ZM245 162H246V164H245ZM247 162H248V164H247ZM28 163H29V166H28ZM30 163H31V164H30ZM198 163H199V164H198ZM243 163H242V164H243ZM82 164H81V165H82ZM102 164L105 165V166L102 167V166H103ZM232 164H233V165H232ZM239 164L241 165V170H240V167H239L240 165H239ZM249 164H250V165H249ZM258 164H259V165H258ZM97 165H98V166H97ZM162 165H163L164 167H163ZM180 165H181V166H180ZM207 165H209V166L206 167ZM238 165H239V166H238ZM246 165H248L247 168H249V169H246ZM252 165H253V164H252ZM16 166H17V167H16ZM134 166H135V165H134ZM136 166L138 167V165H136ZM149 166H150V167H149ZM166 166H167V167H166ZM170 166H169V167H170ZM236 166H237V167H236ZM249 166H250V167H249ZM32 167H33V168H32ZM49 167H50V168H49ZM96 167H98V168H96ZM113 167H115L116 169H114ZM139 167H140V166H139ZM172 167H173V168H172ZM198 167H199V168H198ZM203 167H204V169H203ZM232 167H233V168H232ZM235 167H236L237 169H236ZM257 167H258L259 169H258ZM10 168H12V171H14V170H13V168H14L13 165L10 166ZM10 168H9V171H10ZM16 168H17V169H16ZM20 168H21V169H20ZM30 168H31V169H30ZM51 168H52V169H51ZM86 168H87L88 170H90V171L86 170ZM108 168H109V169H108ZM165 168H166V169H165ZM208 168H209V169H208ZM238 168H239V169H238ZM250 168H251V169H250ZM253 168H254V169H253ZM255 168H256V169H255ZM95 169H97V170H95ZM102 169H103V170L105 169V170H104L105 172H104V171L101 172ZM161 169H160V170H161ZM169 169H170V171H169ZM195 169H199V171H198V170L196 171ZM207 169H208V170H207ZM242 169H243V170H242ZM93 170H94V171H93ZM109 170H110V171H109ZM114 170H115V171H114ZM164 170H165V171H164ZM186 170H189V171H188V172H189L188 174H190V175H187V174H186V173H187ZM192 170H193V172H197V173H199V174H197V173L192 174V173H191ZM204 170H205V172H204ZM247 170H248V171H247ZM250 170H251V171H250ZM12 171H10V172H12ZM48 171H50V172L48 173ZM87 171H88L89 173H88ZM91 171H92V172H91ZM112 171H113V172H112ZM156 171H157V172H156ZM167 171H168V172H167ZM17 172H16V174H17L16 176H18V174H19V173H17ZM39 172L42 173V174H45V175H46L45 178H44V175L42 176V174H40ZM86 172H87V174H91V175H87ZM94 172H95V173H94ZM98 172H99V173H98ZM165 172H167V173L165 174ZM169 172H170V174H169ZM175 172H177V173H175ZM200 172H201V173H200ZM237 172H239V173H237ZM243 172H244V173H243ZM248 172H249V173H248ZM251 172H252V173H251ZM12 173H13V174H12ZM12 173H8V172H6L5 174L8 175V176L6 175V177L9 178V176H11V175H13V177H15V175H14L15 172H12ZM92 173H93V174H92ZM114 173H115V174H114ZM159 173H158V174H159ZM182 173H183V174H182ZM202 173H203V174H202ZM242 173H243L244 176H245V175H247V176L249 175L248 177L246 176L247 179H244V178H245L244 176H241V177H238V176H237V175H240V174L242 175ZM245 173H246V174H245ZM247 173H248V174H247ZM255 173H256V172H255ZM10 174H11V175H10ZM99 174H100V176H99ZM105 174H104V175H105ZM116 174H117L118 176H117ZM164 174H165V175H164ZM204 174H206V175H205L206 178L210 175L207 179L205 178V180L203 181L205 184H208V185H207V186H209V189H208V190H203V189H207V186H206V185H205L206 188H205V186H203L204 188L201 189V188H202L201 185H202V184L204 185V183L201 182L202 179L204 178ZM250 174H251V175H250ZM259 174H260V173L257 172V174H256V175L254 174V175H255V177L258 176L259 178H261L260 176H262V175H259ZM49 175H50V176H49ZM85 175H86L87 177H86ZM97 175H98V176H97ZM115 175H116V176H115ZM168 175H170V177H172V179H171ZM181 175H182V176H181ZM191 175H192V176H191ZM21 176H22V174L19 175V177H18L19 180L21 179V178H20ZM75 176L77 177V174H76V173H75ZM81 176H80V178H81ZM84 176H85V179H84ZM94 176H97V177L93 178ZM107 176H108V175H107ZM119 176H120V179H117V177L119 178ZM188 176H191V177H188ZM213 176H214V177H213ZM232 176H233V177H232ZM6 177H5V179H6ZM11 177H12V176H11ZM89 177H90V178H89ZM102 177H104V178L101 179ZM121 177H122V178H121ZM158 177H159V178H158ZM186 177H187V178H186ZM201 177H202V178H201ZM231 177H232V179H231ZM236 177H238V180L241 181L239 184H237V183H238V180H237ZM242 177H243V180H247V181H249L251 184H250L249 182H248L249 184H247V182L245 183V181H244L245 184H242V183H243V182H242ZM8 178H7V179H8ZM15 178H16V177H15ZM87 178H88V179H87ZM91 178H92V179H91ZM97 178H98V180H99V178H100V181H98ZM115 178H116V180H115ZM162 178H161V179H162ZM175 178L177 179V181H176ZM192 178H193L194 180H195L196 178H197V179L199 178V179L193 181ZM233 178H234V179H233ZM259 178H257V177L254 178V177H253V179H255V180H257V179H259ZM7 179H6V180H7ZM13 179H14V178H12V179L9 178V180H7V181H12ZM18 179H17V180H18ZM95 179H96V180H95ZM173 179H175V180H173ZM178 179H179V180H178ZM183 179H184V180H183ZM185 179H186V180H185ZM200 179H201V180H200ZM209 179H210L209 183L205 182V181H208ZM221 179H222V180H221ZM78 180H79V179H78ZM78 180H77V182H78ZM85 180H86V181H85ZM94 180H95V181H94ZM104 180H105V179H104ZM104 180H103V181H104ZM118 180H119V181H118ZM158 180H159V181H158ZM199 180H200V181H199ZM218 180H219V181H218ZM229 180H230V181H229ZM250 180H251V179H250ZM261 180H263V178H262ZM40 181L38 180V182H37L38 185H39ZM47 181H48V180H47ZM157 181H158V182H157ZM198 181L201 182L202 184L200 185ZM214 181H215V182H214ZM43 182H44L45 184H44ZM79 182H78V183H79ZM96 182H97V183H96ZM98 182H100V183H98ZM112 182H113V181H112ZM122 182H123V183H122ZM156 182H157V183H156ZM170 182H171V183H170ZM173 182H174V183H173ZM193 182H194V184H192ZM216 182H217V183H216ZM224 182H227V184L224 183ZM37 183H36V185H37ZM93 183H95V184H93ZM155 183H156V184H155ZM158 183H159V186H157V187L154 186V185H158ZM181 183H182V184H181ZM190 183H191V184H190ZM221 183H222V184H221ZM229 183H230V185H229ZM99 184H103V185H105V186H107V187H105V186L103 187V185H99ZM126 184H127V183H126ZM126 184H125L124 186L127 187ZM176 184L178 185L179 188H176V187H175ZM195 184H199V187H198V185H196V186L194 187L193 185H195ZM235 184H236V185H235ZM252 184H253V186H251ZM40 185H41V184H40ZM108 185H109V186H108ZM172 185H174L175 188H172V187H173ZM179 185H180V186H179ZM215 185H216V186H215ZM239 185H240V186H239ZM246 185H247V186H246ZM258 185H259V186H258ZM4 186H5V185H4ZM4 186H3V187H4ZM200 186H201V187H200ZM238 186H239V187H238ZM254 186H255V187H254ZM36 187H39V188L36 189ZM36 187L33 188V189H36L37 191L40 190V191L37 192V191L35 190V191H34V195H35L34 197H36V195H38V193H39L38 197H40L41 194L45 193L46 186L44 187V191H43V193H42V191H41V189H40L41 186H36ZM81 187H82V186H81ZM95 187H96V186H95ZM102 187H103V188H102ZM150 187H151L152 189H151ZM153 187H154V188H153ZM196 187H198V188H196ZM211 187H212L214 190H213ZM241 187H242V188H243V187H248V190H247V188H246V192L244 191V192L242 193V190H240ZM250 187H251V188H250ZM258 187H260V188L258 189ZM104 188H105L106 190H105ZM123 188H124L125 190H124V192H121ZM237 188H238L239 192H237ZM28 189H29V188H28ZM138 189H139V190H138ZM171 189H173V190H171ZM178 189H179V190H178ZM183 189H184V190H183ZM250 189H251V190H250ZM31 190H32V189H29V191H31ZM134 190H136V191L133 192ZM142 190L145 191V189H143V188H142ZM177 190H178V191H177ZM201 190H203V191H201ZM243 190H244V188H243ZM25 191H26V190H25ZM32 191H33V190H32ZM32 191H31V192H32ZM155 191H156V192H155ZM165 191L167 192V197H166V195H165V194H166ZM173 191H174V194H171ZM185 191H186V192H185ZM192 191H193V192H192ZM200 191H201V192H205L206 194H209V195H203V194H205V193L202 194V193H200ZM217 191H220L221 193L219 192V194H218ZM222 191H223V192H222ZM227 191H228V193H227ZM240 191H241V192H240ZM136 192H139V193L137 194ZM140 192H141V193H140ZM151 192H149V193H151ZM181 192H182V193H181ZM208 192H209V193H208ZM214 192H215V193L217 192L218 195H216ZM35 193H37V194H35ZM40 193H41V194H40ZM133 193H134V194L136 193L137 196H135ZM152 193H151V195H153ZM175 193H180L181 195L178 194V195H180L178 198L175 197V199H172V198H171V195H175ZM213 193L215 194V195H214L215 197H214L213 195L210 196V194H213ZM223 193H224V194H223ZM232 193H233V194H232ZM234 193H235V194H234ZM236 193H239V195L236 194ZM240 193H241L243 196H241ZM27 194H28V192H27ZM32 194H33V192H32ZM191 194H193V196H192ZM194 194H195V195H194ZM196 194H197V196H196ZM200 194H202V196H208V197H207V198L202 197ZM247 194H250V192L247 193ZM131 195H133V196H131ZM138 195H139L140 197H139ZM151 195L149 194V196H145L146 199H147L146 201H148V198H147V197H149L150 199H152L151 197H154V196H151ZM178 195H177V196H178ZM236 195H237V196H236ZM89 196H90V197H89ZM91 196H92L91 193H90V195H85V199H86L87 201L83 200V205H82V207H85L86 209H87V208H90V205H91L90 202H93V203H94V198L91 197ZM134 196H135V197H134ZM150 196H151V197H150ZM164 196H165V197H164ZM175 196H176V195H175ZM200 196H201V197H200ZM209 196H210V197H209ZM219 196H220V197H219ZM224 196H225V197H224ZM240 196H241V198H240ZM244 196H245V198H244ZM250 196H251V197H250ZM253 196H254V197H253ZM38 197H36V199H39ZM86 197H87V198H86ZM136 197H139V199L136 198ZM172 197H173V196H172ZM181 197H182V199H181ZM196 197H197V198H196ZM221 197L224 198V199L222 200ZM238 197H239L240 199H239ZM252 197H253V198H252ZM42 198H43V197H42ZM135 198H136V199H135ZM169 198H170V199H169ZM202 198H203V199H202ZM209 198H210L211 200H207V199H209ZM89 199H92V201H91V200L89 201ZM137 199H138V200H137ZM150 199H149V200H150ZM154 199H152V200H150V201L152 202ZM171 199L174 201V204H173V205H169V204H172V203H173V202L171 201ZM200 199H201V200H200ZM204 199L207 200V201H205L206 206H201V205H205L204 203L202 204V202H204ZM219 199H221V201H220ZM227 199H228V200H227ZM42 200H43V202H41ZM42 200L38 202L39 204H35V206H34V205H32V206L29 205V206L34 207V209L38 210V208L42 207V206H43V203H44V206H43L42 208H40V210H38L39 212H42V211H43L42 209H43L45 206H46L45 208H48V207H49V206L47 207V205H46L49 201H50V203H49L50 206H51V204H52V203H51V200H49V199L44 201V198H43ZM134 200H135V201H134ZM136 200H137V201H136ZM198 200H199V201H198ZM202 200H203V201H202ZM237 200H238V201H237ZM88 201H89V202H88ZM97 201H103V199H102V198L100 199V197H99V199H98ZM144 201H145V198H144V200L142 199V200H140L139 202L142 204V202L144 203ZM150 201H149V202H150ZM164 201H166V202H164ZM170 201H171V202H170ZM213 201H214V203L212 204ZM216 201H217V202H216ZM219 201H220V202H223V201H224V202H223V203H220ZM230 201H231V202H230ZM239 201H241V202H239ZM84 202L86 203V206L84 205ZM87 202H88V203H87ZM151 202H150L149 204L154 206V204L151 203ZM159 202H160V203H159ZM168 202H169V203H168ZM206 202H208V203H206ZM210 202H211V204H210ZM218 202L221 204V207L219 206V203H218ZM229 202H230V203H229ZM232 202H234V203L236 202L237 204L235 203V205H234V203L232 204ZM242 202H243V203H242ZM40 203H41V206H40ZM93 203H92V205H93ZM145 203H146V202H145ZM145 203H144L143 205H146ZM164 203H165V205H164ZM216 203H218V206H219L220 208H219L217 205H215ZM245 203H246V204H245ZM249 203H250V204H249ZM30 204H31V203H30ZM88 204H90V205H88ZM135 204H136V203H135ZM166 204H168V205H166ZM231 204H232V205H231ZM240 204H241V205H240ZM251 204H252V205L254 204L255 206H257L256 208H254L253 206H251V209L254 208V209H253L254 211H253V210L251 211V209H250V205H251ZM37 205H38V206H37ZM174 205H175L176 210H177L178 212L175 211V207H174ZM212 205H213V206H212ZM238 205H240V207L243 206V209L245 210V208H246V210H245V211H244V210H241V208H238V207H239ZM247 205H248L249 207H248ZM0 206H2V205H0ZM5 206H6V205H5ZM29 206H28V204H27V205H26V209H28ZM39 206H40V207H39ZM130 206H129V208H130ZM133 206H134V205H133ZM165 206H166V207H165ZM168 206H171V207H168ZM172 206H173L174 208H173ZM185 206H186V207H185ZM193 206H194V207H193ZM199 206H200V207H199ZM235 206H236V207H235ZM27 207H28V208H27ZM52 207H53V206H51V209H52ZM82 207H81V209L83 210L84 208H82ZM97 207H99V205H97ZM154 207H155V206H154ZM156 207H155V208H156ZM201 207H204V208L206 209V211L203 210V208H201ZM208 207H209V208H208ZM229 207H230V208H229ZM244 207H245V208H244ZM258 207H259V208H258ZM1 208L4 209V206H2ZM7 208H9V210L11 211L10 207H9V206H6V210L4 209V210L0 211V214H2L1 212H3V211H4V212H3V213H4L3 215H5L6 212H9V210H8ZM45 208H44V211H46ZM72 208H74V207H72ZM179 208H180V210H178ZM181 208H182V209L184 208L183 210H185V211L181 210ZM190 208H191V209H190ZM192 208H193V209H192ZM200 208H201V209H200ZM213 208H216V210H215V209L213 210ZM235 208H237L238 210L236 211ZM30 209H31V208H30ZM48 209H50V207H49ZM51 209H50V210H47V212H48V211H51ZM57 209H58V208H57ZM86 209L83 210L82 213H84V212L86 211ZM98 209H99V208H98ZM130 209H131V208H130ZM130 209H129V211H130ZM161 209H162V210H161ZM170 209H174V211H172V210H170ZM186 209H188V210H186ZM199 209H200L201 211L203 210V212H205V214H203V212L201 213L203 217H202L201 215H199L200 212H201V211H198ZM208 209H209V210H208ZM220 209H221V210H220ZM233 209H235V210H233ZM164 210H165V211H164ZM169 210H170V211H169ZM210 210H213V211H210ZM249 210H250V211H249ZM5 211H6V212H5ZM29 211H32V209H31V210H28V213H27L28 215L30 214ZM34 211H35V210H34ZM44 211H43V212H44ZM134 211H135V212H133V210L131 211L134 215H133V214H129V217H130V215H132V217H134L136 213H139V212L136 211V210H134ZM166 211H168V212H167L168 214L171 212L172 216H173V213H174V216H173V217H174V218H173L174 220L172 219V216H171V218L168 217L169 220L171 219L172 222H171V221H167V219H165V218H167V216H168V215H165V214H167ZM191 211H193V213H191ZM194 211L196 212V214H194ZM197 211H198V214H197ZM214 211H215V212H214ZM240 211H241V212L244 211V212H242L243 214H242ZM164 212H165V213H164ZM180 212H181V213H180ZM182 212H184L185 214L182 213ZM186 212H187V214H186ZM213 212H214V213H213ZM246 212H245V214H246ZM251 212H254V213H251ZM262 212H263V211H262ZM12 213H14V212H10V214H12ZM54 213H55V216H56L55 218L53 217V216H54ZM54 213L52 212V214H51V215L48 214V216L50 215L49 218H51V220H52V219H53V220L55 219V221L57 220V222L54 221V225L57 223L56 225H57V227H58V225H61V224H58L59 221L62 222L63 219H62V220H61V218L57 219V218H58V216H57L58 213H57V215H56V212H54ZM59 213H60V212H59ZM140 213H141V212H140ZM140 213H139L138 215H141ZM178 213H179V214H178ZM189 213H190V214H189ZM210 213H211V214H210ZM238 213H239V214H238ZM10 214H9V213H8V214L6 213V215H8V216L10 217V219H11V218L13 217V215H16L17 213H16V214H12V215H10ZM63 214H64V213H60L59 216H60V217H63ZM84 214H85V213H84ZM171 214H169V215H171ZM176 214H178V215H176ZM191 214H193V215H195V216H193V215H191ZM45 215H46V214H43V216L40 215L39 217H41V216L44 217ZM189 215H190V216H189ZM214 215H216V216H214ZM246 215H247V214H246ZM248 215H247V216H248ZM1 216H2V215H0V223L2 222V220H3V218H4V216H2L3 218H1ZM11 216H12V217H11ZM17 216H18V214H17ZM17 216H16V217H17ZM48 216H45V218H47V220H48ZM64 216H65V214H64ZM71 216H72V215H71ZM71 216H70V218H72V220H73V223H72V224H74V220H75V222H76V218H77V217H76V216H75L76 218L73 217L74 215H73L72 217H71ZM143 216H144V215H143ZM143 216H141V217H143ZM164 216H165V217H164ZM196 216H199V218L197 217V218H198V219H197ZM200 216H201V218H200ZM209 216H210L211 218H210ZM213 216H214V219L212 218ZM217 216H218V219H217V220H219V221H217V220L215 219ZM223 216L226 217L225 220L219 218V217H223ZM230 216H231V217H230ZM5 217H6V216H5ZM9 217H8V220H9ZM19 217H20V216H18V218H19ZM23 217H24V216H23ZM26 217H27V216H26ZM32 217H33V216H32ZM34 217H35V215H34ZM34 217H33V218H34ZM39 217H38V219H39ZM42 217H41V220H42ZM66 217H67V219L69 220V216L66 215V216H65V219H66ZM136 217H137V214H136ZM138 217H139V216H138ZM145 217H146V216H144V218H145ZM150 217H151V218H150ZM178 217H179V218H178ZM204 217H205V218H204ZM208 217H209V218H208ZM244 217H245V216H244ZM18 218H17V220H18ZM24 218H25V217H24ZM33 218H32V221H33ZM45 218H43V219H45ZM130 218H131V217H130ZM130 218H129V219H130ZM134 218H135V217H134ZM134 218H133V219H134ZM186 218H187V219H186ZM191 218H192V219H191ZM12 219H13V218H12ZM12 219H11V220H12ZM15 219H16V218H15ZM15 219H14V221L12 220V222H11L12 224H10V225H12L11 227L15 230L14 232H15V233L17 232L16 229H18V230L20 229L19 231H21V229H22V230L24 229V230L21 231V232L18 231V234H19V233L21 234V233L23 232V233L29 235L28 232L26 233V231H25V230H27V229H25V228H27L28 226L26 225V226H27V227H26L25 225H23L25 222L23 223V221H21L22 218L19 220V222L21 221V222H20L21 224H20V223H18V225L16 224V228H15L14 222L16 223L17 221H16ZM67 219H66V220H67ZM133 219L131 218V221H132ZM137 219H138V218H137ZM139 219H140V220H138V222H137V220H136V218H135L134 221H135L136 224L138 223V224L140 225V223H141L142 220L145 221L143 218H139ZM141 219H142V220H141ZM150 219H152L153 221L150 220ZM164 219H165V220H164ZM181 219H183V220H181ZM196 219L199 220V221H197ZM227 219H229V220H227ZM232 219H233V220H232ZM234 219H235V220H234ZM4 220H7V219L4 218ZM8 220H7V222H6V221H4V222H6L7 224L10 223L11 220H10L9 222H8ZM26 220H27V219H26ZM26 220H25V221H26ZM35 220H37V217L34 219L35 224H32V223H33V222H32V223H31L32 225H36V221H35ZM41 220H40V222L42 223ZM51 220L49 219L48 221L52 222ZM189 220H190V221H189ZM223 220H224V224H225L226 226H225V230H223L224 232H223V234H222V230H218V229H217V228H218L217 226H219V224L223 223V222H221V221H223ZM226 220H227V221H226ZM230 220H231V221H230ZM134 221H132V222H130V223H132V225H133ZM150 221H151V223L154 222V221H155L154 223H156V221H157L156 224L159 223V225H154V223H153V225H152L151 223L148 225L147 223L150 222ZM178 221H179V222H178ZM182 221H183V222H182ZM238 221H239V220H238ZM37 222H38L37 224L39 225V224H40L39 221H37ZM43 222H44V221H43ZM45 222H46V221H45ZM45 222H44V223H45ZM66 222H67V221H66ZM66 222H65V223H66ZM170 222H171V223H170ZM175 222H176V223H175ZM205 222H206V223H205ZM214 222H216V224H213ZM219 222H220V223H219ZM228 222H229V223H228ZM6 223H5L4 226H3V222H2V227H1V224H0V228L5 227ZM22 223H23V224H22ZM26 223H27V221H26ZM46 223H48V222H46ZM46 223H45V224H46ZM62 223H63V222H62ZM142 223H143V222H142ZM142 223H141V224H142ZM165 223H166V224H165ZM167 223H170V224H167ZM178 223H179V224H178ZM217 223H218V224H217ZM235 223H236V224H235ZM45 224H44V227H45V229L47 230V229H48V226H47V225H48V224H51V223L46 224V226H45ZM138 224H137V225H138ZM160 224H161V226H160ZM164 224H165V225H164ZM180 224H181L183 227L180 226ZM224 224H223V226H224ZM230 224H231V225H230ZM38 225H36V226H38ZM40 225H41V224H40ZM51 225H53V224H51ZM129 225H130V224H129ZM142 225H143V224H142ZM169 225H170L174 230H173V229H170L171 227L169 228ZM173 225H174V226H173ZM176 225H178L179 227L176 226ZM195 225H196V226H195ZM202 225H203V226H202ZM227 225H228V226H227ZM233 225H234V226H233ZM6 226H7V225H6ZM8 226H9V225H8ZM18 226H19V227H18ZM23 226H25V227H23ZM42 226H43V223H42ZM165 226H168V228H169L170 230H168L167 227L165 228ZM231 226H232V227H231ZM11 227L9 226V228H11ZM17 227H18V228H17ZM22 227H23V228H22ZM46 227H47V228H46ZM49 227H51V226H49ZM53 227H55V226H53ZM176 227H177V229H176ZM180 227H181V228H180ZM200 227H201V228H200ZM203 227H204V228H203ZM215 227H216V228H215ZM12 228L10 229V232H11V233H10L11 236L9 235L10 238H9L8 235H7L8 237L6 236V234H8V233H6V232H4V230H1V229H0V242L2 241V244L4 245V246H3L4 248H2V244H0V245H1V246H0V249H1V251H0V257H1V254H2V253H3L2 256H6L5 254H6L7 252H9V254L12 253V255H13V256H12V255L10 256L12 259H14L15 257H16L17 259L20 258L21 260H22V258H23V259H24V258H25V259H35V257H34V258L31 257V256L28 257V255H25V256H24L23 253H20V252H19V251H20L19 249H18L19 251L17 250L18 247L16 248V246H17V244H18V241H19L21 238L24 240V238H25L24 235H25V234L22 233L21 235L19 234L18 236H14L15 233L12 232V231H13ZM60 228L62 229V230L60 229L62 232H63V229H64L65 231H67L66 228H63V227H62V225H61ZM179 228H180V229H179ZM183 228H185V229L182 230ZM219 228H220V226H219ZM237 228H238V229H237ZM4 229H5V228H4ZM7 229H8V228H6L5 231H6ZM51 229H52V227H51ZM163 229H164V230H163ZM165 229H166V230H165ZM192 229H193V230H192ZM226 229H227V230H226ZM233 229H234L235 233H234ZM236 229H237V230H236ZM8 230H9V229H8ZM11 230H12V231H11ZM33 230L36 231V229H34V227H33ZM33 230H32V228L30 229L31 232H34ZM46 230H44V231H46ZM48 230H49V229H48ZM48 230H47V231H48ZM158 230H160V231L162 230V231H161L162 233H161V232H157ZM201 230L204 231V233H203V232L200 233ZM206 230H207V231H206ZM238 230H239V231H238ZM27 231H29V230H27ZM30 231H29V233L31 234ZM42 231H43V230H42ZM61 231H60V232H61ZM69 231H70V230H69ZM72 231H73V230H71L70 232L72 233ZM163 231H165V232H163ZM170 231H171L172 233H171ZM205 231H206L207 233H206ZM226 231H227V232H226ZM236 231H237V233H236ZM3 232H4V233H3ZM49 232H50V231H49ZM169 232H170V233H169ZM176 232H177V233H176ZM220 232H221V234H220ZM231 232H233V234H232ZM239 232H240V233H239ZM5 233H6V234H5ZM12 233H13L14 235H13ZM36 233H39V232L36 231L35 234H36ZM43 233H45V232H43ZM46 233H47V232H46ZM67 233H69V232H67ZM67 233H65V234H67ZM155 233H156V234H159L158 237L155 236V235H156ZM164 233H167V236H168V235L170 236V234H172V236H171V237L164 236V235H166V234H164ZM178 233H179L180 235H179ZM198 233H199V234H198ZM209 233H210V235H213V234H214L215 237L213 236V237L211 238V236L209 235ZM33 234H34V233H33ZM33 234H32V235H33ZM35 234H34V235H35ZM65 234L63 233V236H64ZM72 234H73V233H72ZM192 234H193V235H192ZM195 234H196V235H195ZM200 234H201V235H200ZM215 234H216V235H215ZM231 234H232V235H231ZM235 234H240V235H239V238H240V239L238 238V242H237V243H236V242H233L234 238H237ZM12 235H13V236H12ZM27 235H26V236H27ZM32 235H31V236H32ZM34 235H33L31 238H36V237L38 238V236H35V237H34ZM36 235H37V234H36ZM162 235H163V236H162ZM174 235H175V236H174ZM222 235H224V236H227V235H228L229 239L224 240V239L227 238V237H224V236H222ZM19 236H20V237H19ZM74 236H75V239L72 238V237H74ZM74 236L69 237V241H70V242H73V241L75 242V240L79 241L77 235H74ZM154 236H155V237H154ZM159 236L164 237V238H161V237H159ZM177 236H178V238H177ZM202 236H203V237H202ZM219 236H220V237H219ZM221 236H222V237H221ZM232 236H234V237L232 238ZM40 237H41V236H40ZM138 237H140V235H139ZM142 237H143V238H142ZM165 237H166V240H165ZM175 237H176V238H175ZM191 237H192V238H191ZM207 237H208V238H207ZM230 237H231L233 240H231ZM3 238H4V239H3ZM7 238H8V239H7ZM18 238H20V239H18ZM26 238H27V237H26ZM28 238H29V237H28ZM31 238L28 239V241H27V239H25L24 242L19 243V244H20V245H23L24 247H26V245H33V246H34L35 244H36L35 246H37V243H38V242H35V241H39V242L41 243L40 240H35V239H33V240H35V241H31V240H32ZM37 238H36V239H37ZM41 238H42V237H41ZM62 238H63V237H62ZM170 238H171L173 241H174L175 239H176L175 241H177L179 238H180V239L177 241V244H176V242L174 241V242H175V243H174ZM210 238H211V239H210ZM22 239H21V241H23ZM141 239H142V240H141ZM161 239H162V240L164 239V241H161ZM187 239H188V240H187ZM204 239H205V240H204ZM221 239H223V240L221 241ZM10 240H11V241H10ZM14 240H15V241H14ZM199 240H200V241H199ZM203 240H204V241H203ZM219 240H220V241H219ZM228 240H229L230 242H231V241H232V242L229 243ZM7 241H9V242H7ZM21 241H19V242H21ZM25 241H26V242H25ZM77 241H76V242H77ZM135 241H137V240H135ZM144 241H145V242H144ZM149 241H150V240H149ZM155 241H154V242H155ZM170 241H172L176 246H178L177 249H176V246H175L173 243H170ZM211 241H212V242H211ZM227 241H228V242H227ZM243 241H244V240H243ZM5 242H6V243H5ZM10 242H11V243H10ZM13 242H14L16 245H15ZM33 242H34V243H33ZM188 242H189V243H188ZM226 242L228 243V245H227ZM26 243H27V244H26ZM134 243H135V242H134ZM147 243H148V242H147ZM147 243H146V244H147ZM162 243H163V244H162ZM219 243H220V244H219ZM224 243H226V244H225V247H224V245H223ZM234 243H235V244H234ZM239 243H240V244H239ZM160 244H162V245H160ZM203 244H204V245H203ZM214 244H215V245H214ZM237 244L240 245L239 248L237 247ZM9 245H11V247H10ZM147 245H148V244H147ZM147 245H146V246H147ZM164 245H166V246H164ZM168 245H171L170 248H168L169 252H167V247H169ZM173 245H174L175 247H174ZM202 245H203V246H202ZM219 245H220V246H219ZM226 245H227L228 247H226ZM234 245H235V246H234ZM40 246H41V247H40ZM40 246H39V247L37 246L39 252H43L44 250H46L45 252L48 251V249H47L48 247H47L46 249H43L42 245H40ZM43 246H44V245H43ZM131 246H130V247H131ZM151 246H150V249H151ZM154 246H152V247H154ZM172 246H173L174 251H173V249H171ZM233 246H234V248H233ZM12 247H13V248H12ZM130 247H129V248H130ZM132 247L129 249L130 252H131V251L134 252V249H133ZM160 247L162 248V250L160 249ZM164 247H165V248H164ZM181 247H182V248H181ZM198 247H199V248H198ZM201 247H202V248H201ZM235 247H236L237 249H236ZM44 248H45V247H44ZM75 248H76V247H75ZM180 248H181V250L179 251ZM183 248H185V249H183ZM194 248H195V249H194ZM232 248H233V250H232ZM131 249H132V250H131ZM144 249H145V248H144ZM144 249H142V250H144ZM148 249H149V248H148ZM163 249H164V250H163ZM200 249H201V251H200ZM208 249H209V250L211 249V250L209 251ZM239 249H240L241 251H240ZM4 250H5V251H4ZM183 250H184V251H183ZM220 250H221L222 253L220 252ZM17 251H18V252H17ZM137 251H136V252H137ZM148 251H149V250H148ZM162 251H163V252H162ZM164 251H165V252H164ZM177 251H178V253H177ZM198 251H199V252H198ZM207 251H208V253H207ZM227 251H228V249H227ZM237 251H239L241 254H239V252L237 253ZM263 251H264V249H263ZM1 252H2V253H1ZM166 252H167V254H166ZM212 252H210V253H212ZM153 253H154V252H153ZM168 253H169V254H168ZM181 253H182V254H181ZM213 253H212V254H213ZM224 253H225V251H224ZM227 253H228V252H227ZM7 254H8V253H7ZM197 254H198V255H197ZM238 254H239L240 256H239ZM15 255H16V256H15ZM137 255L141 256V257H139V258H141V259H137V258H138ZM169 255H170V256H169ZM175 255H176V256H175ZM178 255H179V256H178ZM200 255H201V256H200ZM133 256H134V257H133ZM159 256H160V258H159ZM184 256H185V257H184ZM197 256H198V259H197ZM199 256H200V258H199ZM206 256H207V257H206ZM221 256H218V257H219L220 259H222ZM10 257H9V258H10ZM163 257L165 258V261H164ZM175 257H176V258H175ZM183 257H184V258H183ZM211 257H212V256H211ZM211 257H210V258H211ZM6 258L8 259V257H6ZM6 258H5V257H4V258H3V257L0 258V264H1V260H4V259H5V261H3V262H6V263L8 264V261H6ZM16 258H15V259H16ZM155 258L157 259L156 262H155V260H156ZM194 258H195V259H194ZM224 258H225V256H224ZM263 258H264V257H263ZM136 259H137V260H136ZM172 259H174L173 262H172ZM175 259H176V260H175ZM180 259H181L182 261H181ZM193 259H194V260H193ZM199 259H200V260H203V261H202V262H201V261H198ZM8 260H10V259H8ZM135 260H136V261H135ZM139 260H141V261H140L141 263L138 262ZM207 260H208V261H207ZM261 260H262V259H261ZM261 260H260V261H261ZM263 260H264V259H263ZM263 260H262V262H260V264L263 263ZM163 261H164V263H163ZM194 261H195V262H194ZM214 261H215V260H214ZM214 261H212V262H214ZM3 262H2V264H3ZM176 262H177V263H176ZM167 263H168V262H167ZM167 263H166V264H167ZM210 263H211V262H210ZM4 264H5V263H4ZM214 264H216V263H214Z\"/></svg>",
  "mask_w": 264,
  "mask_h": 264
}]
</instances>
